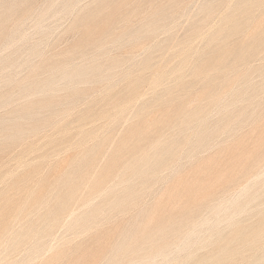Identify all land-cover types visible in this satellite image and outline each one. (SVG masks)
Returning a JSON list of instances; mask_svg holds the SVG:
<instances>
[{"label":"rangeland","instance_id":"1","mask_svg":"<svg viewBox=\"0 0 264 264\" xmlns=\"http://www.w3.org/2000/svg\"><path fill=\"white\" fill-rule=\"evenodd\" d=\"M12 1V2H11ZM14 1V2H13ZM22 1V2H21ZM41 0H0V43H2V44H0V58L1 59H3V60H0V64H3L1 67H0V69H1V74H0V85H1V88H0V96H2L3 94L2 93H12V94H8L9 96H7L6 94H5V97L7 98V101H5L6 99L4 98V95H3V97H1L0 98V100H3V102L4 103H6L7 104V102H8V106L5 104V105H0V107L1 106H3V108L1 107L0 108V128H2L3 129V125L4 126H7V125H10V123H11V125H15L16 123V125H19L20 127L22 126L23 128L21 129L20 128V130L22 131H20V132H17V133H13V132H15L14 130H12V129H10V128H8V131H7V129L5 130H1L0 129V131H3V132H0V133H2L1 134V136H0V142H2V143H0L1 145L0 146H2V147H4V148H2V147H0V166H3L2 167V169H1V167H0V169L3 171H6V173L4 172L3 173V177L1 178L0 177V236H2V238H0L1 239V242H0V251H2V252H0V264H1V261L3 262L2 264H9V263H11V264H16V261H17V259L18 260H20V258H21V260H22V258L24 257V254L26 255V250H27V248L29 247V245H31L28 249H30L31 247H32V245H34V243H35V245L34 246H39L40 244H38L40 241L39 240H41V239H39V240H37V241H34V240H36L35 239V237H38V235H35V237H32V234L31 235H27L28 234V232L30 231V232H32V233H34L33 232V230H34V222H35V216H34V212H36V215H38L37 213H38V210L40 211V215H41V212H43V211H45V213H47L48 212V209L50 210L49 211V213L51 212V211H53V212H55V211H59L60 212V210L62 209L61 207H65V209H62V213L61 214H54L53 212H51V213H53L52 215H51V213H50V217H52L53 215H55L56 217H58L59 215L62 217H59V223L57 222L56 223V221H57V219L55 218V220L53 219V221L56 223H54L53 221V223L55 224H52V222H50L51 220H52V218H51V220H50V218H49V222L52 224V225H50L48 222V226L50 225L51 226V228H52V226H54L52 229H51V231L50 232H48V233H46V231H48L47 229H48V227L45 229L44 227H41L42 229L44 228V230H45V232H43L42 231V229H41V231L43 232V234L44 233H46V234H48V235H46V236H48V237H46L45 236V234H44V241H43V239H42V245H40L41 247H40V250L38 251V249H39V247H35V249H36V251L35 250H32L31 251V253H33L32 255H31V253H30V251H28L27 253H28V255H29V253H30V261H29V259L28 260H26V258L24 259L25 260V264H104V263H106L107 262V259H109L108 260V262L106 263V264H110V263H112L111 262V260H112V258L113 257H109L110 255H111V253H114L113 255H114V258L116 257V260H117V262H118V259H121V258H119V257H121L120 255L118 256V254H120V252H122L123 250H124V253L122 254L123 255V260L121 259V260H119V261H124V259H125V257L124 256H131V254H132V256L130 257H126L127 259H128V261L129 260H134L135 259V261H134V263L133 264H142L143 262V260H141L140 259V255H138L137 256V252L138 253H141V252H143V249H142V251L140 250L141 248H138V249H136V250H138V251H136V250H134L135 249V246L137 245V244H139V242H140V244H142L143 245V243L142 242H144V238H145V235H143V233H142V237H144V238H142V240L139 238L138 239V237L140 236L139 235V232L137 231V230H141V232L143 231L142 229L144 228V226L143 225H145V227L146 228H144V230H145V233H152L155 229H157V226H158V224H156L157 222H160L161 220V222H163V220L165 219V215H167V214H165L166 212H167V210L166 209H170V213H171V210H172V213H174L173 215H172V217H171V215H170V213L168 214V215H170V217L173 219L174 217H175V215H179V214H181V215H179V217L180 216H184L185 214H186V216H184V220H187L186 222L185 221H180V223H178V225L180 224V225H182V227H183V225H184V229H180L179 227H180V225L176 228L173 224V226L176 228V229H178L179 228V230H182L181 232L178 230V231H176V229H174L173 230V228L174 227H172L171 225H169L170 224V222L172 223L173 221L175 222V224L177 225V219L178 220H181L182 218H180L179 219V217H178V215L176 216L177 217V219H175L174 218V220L173 221H170V219H169V221L170 222H167V221H165V220H168V219H165L164 220V222L162 223V224H164V225H166V226H168L167 228L169 229H166V227H164V225L162 226L161 225V228H159L158 227V229H164V235H166L167 233L169 234L168 236H165V240H167L166 241V244L167 243H170L169 245L171 246V245H173V246H176V245H179L180 243H182V241H181V236H183V233H185L186 231H188V230H191L192 228H194V227H196L198 224L197 223H199V222H201V221H203V224L202 225H200L199 226V229H198V234L199 235H203L204 233H206L207 231H206V229H208V228H206L205 226H209L210 225V221H212L211 219H213V216H212V214L210 213L211 211H210V206H212V205H214V203H211V202H215V203H217V202H221V203H224L225 205H227V202H228V205H229V203L230 202H232L231 200L232 199H234L235 197H240V195L242 196V195H245L244 193L245 192H247V190H245V189H243L244 187H249L250 188V190H249V188H247L251 193H248L247 192V194H248V196L250 195V194H252V191H255V193L253 192V194L256 196V195H259V194H256V193H258L257 191H259L260 190V188L258 187V185H260V184H263V185H261L262 187H264V169H263V171H261V173L263 174L262 176H261V174H259V171H260V169L262 170V168H258V167H260V166H262V167H264V159H263V161H262V155H263V153H264V150H263V148H264V142H262L264 139H262V138H264V81H263V77H264V42H263V40H264V33H263V28H264V5H262L263 7H261V8H263V10L262 9H260V13H261V16H260V14L258 13L259 11H258V9L257 8H255L254 7V9H257V12H256V10H253L252 8H253V6H252V8L250 7V9H247L246 10V13H244L245 15H243V14H239V18L241 17V18H247V16H250V17H253L254 15L256 16V18H255V16H254V18L255 19H251V25L249 26V22H250V17H248V19H247V21H249V22H246L245 23V21H246V18H245V21H244V19H239L240 21H242L243 23H245V25L246 26H244V24L242 23V22H240L239 21V24L240 23H242V25L240 24L239 25V28L238 29H241L240 31V33L241 34H239V31L237 30L236 32H235V34H234V32H230V31H228V30H226V29H223L225 32H223L222 31V33H220V31H219V27H221V24L219 23V22H221L222 23V21H219V18H222V16H224L225 14L224 13H226L225 11H227L228 9H226L227 7L226 6H228V3L230 2V4L231 3H233L234 1L233 0H220V1H222V2H219V0L218 1H212V0H210V1H208L207 3H208V5L210 4V2H211V6H210V8H213V10L212 9H210L209 8V6L207 5L206 7H208V8H206V7H204L203 5L205 4L204 3V0H175V2L172 0H170L171 2H174L175 4H173L174 6H177V8H176V10H174L173 11V9H175V8H171L172 9V12H171V10H169V12H171V13H168L167 11L168 10H166V9H170V8H167V7H173V6H168V5H170V4H168V0H156V3H155V0H121V4H120V0L117 2L116 1V3L114 2V3H112V1L111 0H78V1H76V0H73L74 1V3L72 4V5H74V4H76V5H74L73 7H71L70 6V8H69V10L72 8V10H70V11H66L65 12V10L64 9H62V10H64L62 13H61V9H59L60 8V6L59 5H61V3L63 4V2H64V0H59L60 2H58V0H42L41 2H40ZM51 1L55 4V5H52V3H51ZM66 1H68V0H66ZM65 1V3H67ZM73 1H69V2H73ZM96 1H100V2H96ZM21 2V3H20ZM48 2L49 3H51V5L54 7L53 8V11L51 12V10H50V7L48 8V9H46L47 8V6H49L50 4H48ZM68 2V3H69ZM166 2V3H165ZM203 2V3H202ZM205 2H206V0H205ZM217 2H219V3H217ZM58 3V4H57ZM67 3V4H68ZM112 3V4H111ZM141 3V4H140ZM178 3V4H177ZM215 3V4H214ZM224 3H226V6H225V4ZM20 4V5H19ZM88 4V5H87ZM140 4V5H139ZM153 4V5H152ZM156 4H158V6L156 5ZM160 4H161V6H160ZM168 4V5H167ZM184 4V5H183ZM202 4V5H201ZM264 4V3H263ZM19 5V6H18ZM40 5H41V7H40ZM66 5V4H65ZM110 5H112V6H110ZM125 5V6H124ZM130 5V6H129ZM162 5H164L163 7H165L166 9V12L167 13H163V14H165V19L167 18V20H163L164 19V17L163 18H161V16H162V14L161 15H159V13H154L155 14V16L158 14L159 15V17H158V15H157V17L158 18H160V20L159 21H161V19H162V21L163 22H165V23H162V21L161 22H157V20H158V18L157 17H155V20L153 19H151V18H153V12H152V9H153V11L155 10V8L157 9V7H159L158 9H157V11L158 10H160V7H161V9H162ZM213 5H214V7H213ZM5 6V7H4ZM12 6H13V8H12ZM32 6H33V8H32ZM38 6V7H37ZM58 6V7H57ZM62 6V5H61ZM63 6H64V4H63ZM75 6H77V7H75ZM103 6V7H102ZM148 6H149V9H147L148 8ZM180 6V7H179ZM198 6V7H197ZM201 6V7H200ZM56 7V8H55ZM76 9H75V8ZM80 7V8H79ZM83 7V8H82ZM107 7H110V8H107ZM114 7V8H113ZM145 7V8H144ZM151 7V8H150ZM216 7V8H215ZM226 7V8H225ZM16 8V9H15ZM29 8V9H28ZM63 8V7H62ZM77 8H78V10H77ZM204 10H203V9ZM215 8V9H214ZM224 8V9H223ZM13 9H15V12H13L12 10ZM19 9V10H18ZM27 9H28V11H27ZM35 9V10H34ZM68 9V8H67ZM98 9V10H97ZM102 11H101V10ZM147 9V10H146ZM164 9V8H163ZM162 9V11H160V13H162L164 10ZM181 9V10H180ZM189 9V10H188ZM197 11H196V10ZM199 9V10H198ZM43 10H47V11H50L51 13H52V15H51V13L50 12H48V13H45L46 14V16H44L43 14H42V12H43ZM55 10V11H54ZM77 10V11H76ZM105 10V11H104ZM135 10V11H134ZM207 10V11H206ZM209 10V11H208ZM250 10V12H251V10H252V12L249 14V11ZM262 10V11H261ZM4 11V12H3ZM33 11V12H32ZM44 11V12H45ZM57 11V12H56ZM93 11V12H92ZM97 12L98 11V14L97 13H95V12ZM181 11V12H180ZM206 11V12H205ZM255 11V12H254ZM43 12V13H44ZM56 12V13H55ZM70 14H69V13ZM104 13L103 15H101V16H99V13ZM106 12V13H105ZM121 12V13H120ZM142 12V13H141ZM144 12V13H143ZM155 12H156V10H155ZM159 12V11H158ZM173 12H174V14H173ZM179 12V13H178ZM213 12V13H212ZM215 12H217V13H215ZM224 12V13H223ZM247 12H248V14L249 15H247ZM29 13V14H28ZM32 15H31V14ZM95 13V14H97V15H95L94 14V17L92 16L93 14ZM110 13V14H109ZM140 13V14H139ZM149 13H152V15L150 14V16H151V18L149 17ZM176 13V14H175ZM186 13V14H185ZM253 13V14H252ZM38 14V15H37ZM61 14V15H60ZM64 14V16H62ZM107 15V14H109V15H111L110 16V18H109V15L107 16V19H105L106 18V16H104V15ZM129 15V17L127 16H125V18L126 19H128V18H131V19H129V20H126L125 18H123V19H125V20H122L121 18L124 16V15ZM221 14H222V16H221ZM252 14V15H251ZM257 14V15H256ZM7 15V16H6ZM29 15H30V17H29ZM41 15H43L44 16V20H40V17H41ZM51 15V16H50ZM56 17H55V16ZM132 15V16H131ZM144 15V16H143ZM168 15H169V17H168ZM192 15V16H191ZM209 15V16H208ZM247 15V16H246ZM263 15V16H262ZM24 16V18H22V17ZM28 16V17H27ZM49 18H48V17ZM62 16V17H61ZM96 16H98L97 18L100 20H98L97 18H96ZM210 16H211V18H210ZM221 16V17H220ZM36 17V18H35ZM38 17V18H37ZM52 17V18H51ZM58 17V18H57ZM99 17H101V18H99ZM141 17V18H140ZM150 18V20H149V18ZM259 17H261V18H259ZM22 18V19H21ZM35 18V20H33ZM48 18V19H47ZM93 18L95 19L94 21H93ZM105 20H104V19ZM108 18H109V20L112 18V21L110 20V22H112V24H110V25H113V26H111L112 27V31L111 30H108L110 27H109V25L107 26L106 25V20L108 21ZM146 19V20H143L142 21V19ZM156 18H157V20H156ZM168 18H169V20H168ZM195 18V19H194ZM259 18V19H258ZM32 19V20H31ZM38 19H39V21H38ZM41 19H43V17L41 18ZM102 19H103V21L105 22V24H102ZM174 19V20H173ZM206 19V20H205ZM211 19V20H210ZM261 19V20H260ZM16 20V21H15ZM58 20V21H57ZM98 20V21H97ZM124 21H126V23L129 21V23H127V24H125V22H124V24H123V22ZM150 22L149 23V25L151 26V28H153V30L150 28L149 30L148 29H146V26L148 27L149 25L147 24L148 23V21ZM196 20V21H195ZM214 20V21H213ZM218 22H217V21ZM35 21V22H34ZM72 21V22H71ZM95 21H97V23L95 24V23H93V22H95ZM119 21V22H118ZM121 21V22H120ZM153 21H156V22H154L153 23ZM256 21H258V22H260V24L259 23H257ZM263 23H262V22ZM38 22H41V25H40V23L38 24ZM82 22H83V24H82ZM99 22H101V25L99 26V28H100V31L98 32L97 30L99 29L98 28V23ZM103 22V23H104ZM131 22V23H130ZM145 22V23H144ZM196 24H195V23ZM198 22H200V23H198ZM202 22H203V24H202ZM18 23V24H17ZM21 23V24H20ZM36 23H37V25H40V27H39V29H37L38 28V26H36ZM108 23V22H107ZM140 23H144L145 24V26L144 25H142V26H140V27H138L139 25H140ZM157 23H158V28H157ZM160 23H162V24H160ZM217 23H219L220 25H218ZM60 24V25H59ZM88 24V25H87ZM91 24H93V25H91ZM98 24V25H97ZM152 24L154 25V26H152ZM209 24V25H208ZM256 24H258V26L256 25ZM11 25V26H10ZM86 25H87V29H85V27H86ZM90 25L92 26V27H90ZM104 25V26H103ZM124 25V26H123ZM217 25L219 26V27H217ZM255 25H256V27H255ZM52 26V27H51ZM101 26H103V28H106L107 27V31H108V33H106L105 35L107 36L108 35V37L106 38V36H102V37H105L106 38V42L105 41H103L104 40V38H103V40H98V41H101V44H99V42L97 43L96 42V40L100 37V39H102L101 38V35H100V33L101 34H103L106 30H104V29H102V27ZM117 26V27H116ZM136 26V27H135ZM168 26V27H167ZM205 28H204V27ZM209 26V27H208ZM211 26V27H210ZM216 26V27H215ZM240 26H244L243 28H241ZM249 26V29L247 28ZM16 27V28H15ZM36 27V28H35ZM51 27V28H50ZM79 27V28H78ZM94 27H96V28H98L97 30H96V32L94 31L95 30V28ZM120 27H122V28H120ZM129 27V28H128ZM144 27H145V29H144ZM167 27V28H166ZM198 29L199 27H200V29L199 30H197L198 31V33H196V28ZM255 27V31H254V28ZM263 27V28H262ZM21 28V29H20ZM32 28V29H31ZM42 28H44V29H42ZM67 28V29H66ZM91 28V29H90ZM119 28V29H118ZM132 28V29H131ZM138 30H137V29ZM139 28H142V29H139ZM157 28V30H155ZM193 28H195V30H193ZM204 28V29H203ZM25 31H24V30ZM43 31H42V30ZM45 29H46V31L47 30H49V31H47V33H46V31H45ZM92 29H93V33L94 34H92L91 32H92ZM102 29V30H101ZM129 29V30H128ZM143 29H144V31H143ZM167 29L169 30V31H167ZM256 29H260L261 31H259V30H256ZM38 30V31H37ZM41 30V31H40ZM55 30V31H54ZM78 30V31H77ZM86 30H87V32L89 31V30H91V32H89L91 35H93L92 37L89 35V33L87 34V36L85 35V33L84 32H86ZM104 30V31H103ZM137 30V31H136ZM140 30V31H139ZM146 30H148V31H146ZM151 30V31H150ZM164 30V31H163ZM190 30H193V31H191L190 32ZM202 30V31H201ZM205 30V31H204ZM214 32H213V31ZM245 30H247V31H245ZM253 30V31H252ZM45 31V32H44ZM106 31V32H107ZM110 31H111V33H110ZM119 33H118V32ZM124 31H130L129 33L128 32H124ZM131 31H133L132 33H131ZM134 31H136L135 33H134ZM156 31V32H155ZM165 31H167V32H165ZM195 31V33L193 34L192 32H194ZM201 31V32H200ZM210 31H211V34H210ZM245 31V32H244ZM249 31V32H248ZM259 32V34L257 33V32ZM12 32H14V33H12ZM17 32H19V33H17ZM28 32V33H27ZM41 32H43L44 33V35L41 33V35H40V33ZM50 32H52V33H50ZM86 32V33H87ZM103 32V33H102ZM121 32H123L122 34H121ZM138 32V33H137ZM139 32H144L143 33V35L144 36H146V37H144L141 33H139ZM145 32H148L147 34L148 35H146V33ZM150 32H153V33H150ZM155 32V33H154ZM169 32V33H168ZM208 32H209V34H208ZM216 32V33H215ZM238 32V35H236V33ZM255 33V34H253L252 35V33ZM22 35H25L26 37V39H28V41H30V42H28V41H21V40H24V39H21V40H19V38L21 37V34ZM50 33V34H49ZM109 33L110 34H112L111 36H109ZM130 35V34H132L131 36H129L128 34ZM202 33V34H201ZM207 35H210V36H212V35H215L216 36V39H218L219 38V40H224L225 38H227L226 40H227V42H225V41H222L223 43H224V45L225 46H222L221 44H222V42L220 43V41H218L217 42V40L215 39V41H216V43L217 44H215V42L213 43V44H209V45H211V46H207L208 45V43L206 44V42L207 41H209V37L210 36H205L206 34ZM214 33V34H213ZM225 33V34H224ZM246 33V34H245ZM249 33H251V35L253 36H250V37H247V36H245V35H248L249 36ZM257 33V34H256ZM263 33V34H262ZM3 34V35H2ZM5 34V35H4ZM16 34V35H15ZM32 34V35H31ZM36 34V35H35ZM124 34L125 35H127V36H125L124 38H118L117 36L118 35H120V36H124ZM136 34V36H138L139 37V34H140V36L142 37H139V39H137L136 38V36H133V35H135ZM193 34V35H192ZM197 34V35H196ZM201 36H200V35ZM220 35V37H221V35H222V37L224 36V38H220V37H218V35ZM9 35V36H8ZM17 35H19V36H17ZM29 35V36H28ZM84 35L86 36V37H84ZM88 35H89V37H88ZM117 35V36H116ZM229 35V36H228ZM242 35V36H241ZM257 35H259V38L260 37H262L263 38V40L261 41V39H259L258 38V41H257V37L256 36ZM16 36V37H15ZM44 36V37H43ZM189 36V37H188ZM196 36V37H195ZM198 36V37H197ZM231 36V37H230ZM246 37L247 39H245V38H243V37ZM254 36L256 37V39L254 38ZM6 37V39H7V37L9 38V39H11L10 41H11V43H10V41H9V39H7V40H5L4 38ZM14 38V40H13V38ZM30 37H32V38H30ZM43 37V38H42ZM95 37H97V38H95ZM112 37H115V39H118V40H116L117 42H115V41H113L114 43H112V41L110 42V40H113L114 38H112ZM129 37H131V38H129ZM194 39H193V38ZM203 37V38H202ZM233 37V38H232ZM38 38V39H37ZM49 38V39H48ZM88 38V39H87ZM89 38H90V40H91V38H95V40H91V41H89L90 42V44H87L88 43V40H89ZM112 38V39H111ZM129 39V40H127V39ZM136 38V39H135ZM154 38V39H153ZM207 38V39H206ZM230 38V39H229ZM251 38V40H248V39H250ZM42 39L44 40V41H42ZM85 39H87V41H85ZM114 39V40H115ZM159 39V40H158ZM187 39V40H186ZM189 39H191V40H189ZM201 39H202V41L204 42L205 41V43H201L202 41H201ZM252 39H255V41L254 42H251V41H253ZM9 41L8 43H10V45L12 44H14L11 48H9L10 47V45L8 44H6V43H4V41ZM15 40L17 41V42H19V43H17L16 45L17 46H15ZM39 40H41V41H39ZM82 40L84 41V42H87L86 44L87 45H85L84 43H82V44H80L81 42H82ZM132 40H133V42H132ZM241 40V41H240ZM243 40V41H242ZM20 41L22 42V44L20 43ZM32 41V42H31ZM36 41V42H35ZM96 43H95V42ZM102 41H103V44H102ZM125 41V42H124ZM136 41V42H135ZM162 41V42H161ZM192 41V42H191ZM200 41V42H199ZM261 41V43H259ZM13 42H15V43H13ZM28 42V43H27ZM34 42V43H33ZM43 42H45L44 44H43ZM105 42V43H104ZM161 42V43H160ZM185 42H187V43H185ZM255 42H257L255 45L256 46H253V48H252V46H250L251 45V43L253 44V43H255ZM31 43V44H30ZM33 43V44H32ZM94 43V44H93ZM117 43H118V45H117ZM137 43H139V44H137ZM184 43H185V45H184ZM190 45H189V44ZM220 44V46H221V48H222V50L220 49V47L218 48V46H219V44ZM227 43H229V44H227ZM21 44V48L23 49V47L25 46V49H23L24 51L22 52V49L20 50L19 49V51L17 52V50L16 49H18L19 47V45ZM27 44H29L28 46H26ZM42 44V45H41ZM71 44V45H70ZM97 44V45H96ZM98 44H99V46L101 47V45L104 47V45H105V49L104 48H102V49H100V47L98 46ZM107 44V45H106ZM113 44V45H112ZM156 44V45H155ZM157 44H159V45H157ZM214 44H215V46H214ZM226 44L227 45H230V46H228V47H226ZM257 44H258V46H257ZM6 45L8 46V48L6 47ZM22 45H24V46H22ZM41 45V47L39 48V46ZM81 45V46H80ZM154 45H155V47H154ZM188 47H190V48H188V50H186L187 49V46ZM205 45L207 46L206 48H205ZM213 45V46H212ZM218 45V46H217ZM32 46H35V48H34V52H33V54H35L34 56H28V54L30 53H28L27 51L25 52V50H28V48H32ZM44 46V47H43ZM92 46V47H91ZM97 46V47H96ZM152 46V47H151ZM173 46V47H172ZM184 46H186V47H184ZM194 46H196V47H194ZM201 46V47H200ZM203 46V47H202ZM238 46V47H237ZM240 46H243V47H240ZM5 47V48H4ZM17 47V48H16ZM27 47V48H26ZM74 47V48H73ZM95 47V48H94ZM116 47V48H115ZM136 47V48H135ZM182 47H184V48H182ZM209 47V48H208ZM210 47H214L211 51L209 50L210 49ZM224 47H225V49H227L226 51H227V53H226V51L224 50ZM229 47H231L232 49L230 50V48ZM240 47V48H239ZM248 47V48H247ZM2 48V49H1ZM14 48H16L15 50H16V54H15V50H14ZM42 48V49H41ZM45 48V49H44ZM98 48V49H97ZM131 48V49H130ZM181 48V49H180ZM205 48V50L208 48V50L210 51V54H209V51H207L206 50V52H208V53H206V54H204L205 53V50H202L203 51V53H202V51L201 50H199V49H204ZM229 48V49H228ZM239 48V49H238ZM5 49V50H4ZM76 49V50H75ZM84 49V50H83ZM119 49V50H118ZM150 49H151V51L152 52H150ZM178 49L180 50V53H179V51H178ZM191 49V50H190ZM196 49V51L197 50H199V56H201L202 54L204 55V56H202L203 58H204V60H206L207 58L209 59V58H211V56L210 55H212L213 54V52H215L214 50H218V53H217V50H216V52L214 53L215 55H216V53H217V58L216 57H214L213 55H212V57H214V58H216V59H209V60H211V62H209V60H208V62L209 63H211V64H207V66H206V64L204 65V63H208V62H206V61H204V60H202L203 58H201V57H197V52L196 51H194L193 53L191 52V51H193V50H195ZM221 50V52H224V53H226V55L227 54H229V56H226L224 53H221L220 52V50ZM238 49V50H237ZM242 49H244V51L242 50ZM247 49V50H246ZM7 50V51H6ZM9 50V51H8ZM41 50H42V52H41ZM65 50V51H64ZM75 50V51H74ZM79 50V51H78ZM157 50V51H156ZM185 50V51H184ZM235 50V51H234ZM242 50V53L241 54H245L246 56H244V55H241L240 54V56H242L243 58H241V57H239L237 60V62H236V58L238 57L237 55H239V53H240V51ZM29 51V50H28ZM60 51V52H59ZM70 53H69V52ZM103 51V52H102ZM182 51V52H181ZM184 51V52H183ZM188 52V54H185V52ZM201 51V52H200ZM213 51V52H212ZM234 51V53L233 54H231L232 52ZM245 51L246 52H249V54H248V56H247V53H245ZM251 51V52H250ZM254 51V52H253ZM37 52H38V54H37ZM48 52V53H47ZM62 52V53H61ZM63 52H65V53H63ZM72 52V53H71ZM94 52V53H93ZM116 54H115V53ZM128 52V53H127ZM134 52V53H133ZM155 52V53H154ZM178 53V55H176L177 53ZM186 52V53H187ZM190 52V53H189ZM221 53V55H220V53ZM228 52H230V53H228ZM22 53V54H21ZM24 53H28L27 55L26 54H24ZM40 53V54H39ZM66 53H68V54H66ZM79 53V54H78ZM101 53V54H100ZM132 53V54H131ZM139 53V54H138ZM173 53V54H172ZM193 55H192V54ZM195 53V54H194ZM235 53H236V55H235ZM251 53H252V55H251ZM260 53V54H259ZM52 54V55H51ZM62 54H64V56H62ZM90 54H92V55H90ZM97 54V55H96ZM121 54V55H120ZM146 54L147 55H149V56H147L146 57ZM192 56H191V55ZM222 54L224 55V56H226V59H224L225 57H223V61H221V59L220 58H222ZM231 54V55H230ZM5 57H4V56ZM30 55H31V53H30ZM50 55V56H49ZM101 55H103L102 57H101ZM182 55V56H181ZM183 55H185V56H183ZM186 55H188L189 57H186ZM206 55V56H205ZM209 55V56H208ZM233 55V57L234 56H236V58L234 57H231ZM257 55V56H256ZM8 56V57H7ZM25 56V57H24ZM47 56V57H46ZM53 56V57H52ZM68 56V57H67ZM98 56H100V57H98ZM108 56V57H107ZM111 56V57H110ZM191 56V57H190ZM195 56V57H194ZM7 57V59H5ZM18 57V58H17ZM32 57V58H31ZM34 57H35V59H34ZM46 57V58H45ZM50 57V58H49ZM56 57V58H55ZM73 57V58H72ZM146 57V59L147 60H149V62L147 61V65H146V67L145 66H140L139 68L141 69V70H143V71H141V72H143V73H141L140 72V70H139V68H138V65H140L139 64V61H141V62H143L144 61V58ZM170 57V58H169ZM180 57L181 58H184L183 59V61H187V58L189 59L188 61H187V63H186V61H185V63L182 61H180L179 63H177V64H180L181 66H184V68H185V64H186V68L184 69V71H183V69H181L183 72H181V70H180V73H181V76H179V77H177V76H174L175 74H173L174 73V71H173V69H174V67L176 68V66H180V65H177L175 62H177V60H179L180 59ZM220 57V58H219ZM12 58V59H11ZM21 58H23L26 62H24L25 63V65L22 63V61H23V59H21ZM107 59V61H106V59ZM109 58H110V60H109ZM117 58V59H116ZM177 58V59H176ZM197 58L198 59H200L201 60V63L199 62L200 60H197ZM219 58V59H218ZM228 58V59H227ZM230 58V59H229ZM242 60H241V59ZM245 58V59H244ZM18 59V60H17ZM49 59V60H48ZM111 59H113L112 61H114L115 62V65H114V63H112L111 64ZM142 59H143V61H142ZM170 59V60H169ZM190 59H192V60H190ZM197 60V62H196V60ZM233 59H235V62H234V60ZM244 59V60H243ZM18 61V63H19V65L22 63V65H20V67H18L17 66V61ZM46 60V61H45ZM67 60L69 61V64H67V67H68V65H72V67H70V68H79L82 72H80L79 71V73H84V72H88L87 70L88 69H90L89 70V73H87L89 76H90V72H91V75H92V77H94V75L96 76L100 71H102L101 73H99L98 75H97V77H98V80H96L97 78H95V80L96 81H98V84H96L95 82V80H93V82L94 83H92V80H91V82L89 81V83H91V84H88V82L87 83H84V84H80L81 85V88H83L82 89V91H79V92H77L76 94H71V91L68 89L67 90V88H65L66 87V85H65V87L63 88V87H61L62 85L64 86V83H65V81L67 82L68 80H66L65 79V77L66 76H68V72L70 71V70H72V69H70L69 67H68V69H70V70H67L66 72L64 71V69H66V64H65V66H63V61H65V63H68L67 62ZM95 60V61H94ZM109 60V61H108ZM182 60V59H181ZM195 60V61H194ZM216 60V63H217V65L215 64V63H213L214 61ZM218 60H220V63H219V61ZM229 60V61H228ZM233 60V61H232ZM1 61L3 62V63H1ZM19 61H21V62H19ZM28 61H30V62H28ZM32 61V62H31ZM58 61H60V63L58 62ZM62 61V62H61ZM71 61H72V63H71ZM90 61V62H89ZM111 61V62H110ZM151 61V62H150ZM173 61H175L174 63V65H172V63H173ZM189 61L191 62V63H189ZM202 61H204L203 62V69L205 68V70H207L208 69V67H210V69H208V70H214L215 68H216V70H214V71H211V73L212 72H215V73H209L208 72V70L207 71H204V70H202L201 69V67H202ZM224 61H226V62H224ZM231 61V62H230ZM247 61V62H246ZM5 62V63H4ZM34 62H36V63H34ZM39 62V63H38ZM49 62V64H51V62L53 63V66H57V67H53L52 65H49V64H47ZM60 64V66L62 65L63 67H65L64 69H62L60 66H59V64ZM94 62V63H93ZM126 62H128V63H126ZM134 62V63H133ZM140 62V63H141ZM195 63V64H199L200 63V65H201V67H199L200 69H201V71H198L199 73H201V74H205L206 75V73H208V75H206V78H205V75L203 76H198L199 74H198V72L196 73V72H194L195 70L193 69L195 66H193L192 67V65H190V64H192V63ZM199 62V63H198ZM222 62H224V63H222ZM229 63V66L227 65L228 63ZM236 64V65H234V63ZM257 62V63H256ZM8 63H12L11 65H13L12 66V68L10 67V64L8 65ZM38 63V64H37ZM76 63V64H75ZM96 63V64H95ZM136 63V64H135ZM148 63H150V64H148ZM189 63V64H188ZM193 63V64H194ZM222 63V64H221ZM230 63H232L233 65L231 66L230 65ZM246 64V65H244V64ZM43 64V69L41 68V69H39V68H37L36 66H41ZM83 64V65H82ZM91 64V66H92V64L94 65V66H96L97 64H98V66L100 65V67H98L97 68V66H96V68L98 69H96V68H94L93 66L91 67V66H89ZM109 64H111V66H109ZM134 65V66H137V70H136V67L134 68L137 72H138V70H139V73H137L136 71H134V69H132V65ZM182 64H184V65H182ZM194 64V65H195ZM212 64H214V65H216V67L215 68H213L214 67V65H212ZM220 64V66H218ZM223 64H224V66H223ZM251 64V65H250ZM25 66V67H22L21 68V66ZM30 67H29V66ZM33 65H36L35 66V69H34V66ZM75 65V66H74ZM114 65V66H113ZM118 65V66H117ZM149 65H151L150 67V69L148 68L149 67ZM154 65V66H153ZM190 65V66H189ZM211 65V66H210ZM227 65V66H226ZM31 66L33 67V72H32V68H31ZM50 66H52L54 69L56 68V70H58L57 71V74L59 73V75H63L64 74V76H59V75H57L56 74V71L54 70V69H50L51 67ZM116 66V67H115ZM120 66V67H119ZM124 66H126V67H124ZM158 66V67H157ZM166 66L167 67H169V66H171V68L173 67V69L171 70V68L170 69H167L166 68ZM180 66V67H181ZM188 66V67H187ZM221 66H222V68H221ZM225 66H226V69H224L225 70V72H224V70H223V67L225 68ZM234 66V67H233ZM237 66V67H236ZM7 67H10V68H7ZM28 67H29V69H28ZM87 67H89L88 69H86ZM110 67V68H109ZM113 67V68H112ZM116 69H115V68ZM163 67H164V71H166V72H164V71H161L162 72V78L159 80L160 82L158 83L157 81L156 82H152L153 81V79H154V77L153 76H155L154 75V71H153V74H152V70L153 69H155V72H157L156 71V69L158 70V72H160V70H162L163 69ZM189 67H190V69L192 68L193 70H188L189 69ZM196 67H197V65H196ZM206 67H207V69H206ZM212 67V68H211ZM239 67H240V69H239ZM243 67V68H242ZM259 67V68H258ZM260 67H262L263 69H260ZM19 68V69H18ZM36 68H37V70L38 71H35L36 70ZM74 68V69H75ZM102 68V69H101ZM105 68L108 70V71H110V69L112 70L111 72H110V75L109 74H107L108 73V71L106 70V74L107 75H109V76H111V75H113L112 77H108L106 74H105ZM109 68V69H108ZM126 68L128 69V70H126ZM144 68V69H143ZM148 68V69H147ZM153 68V69H152ZM166 68V69H165ZM222 69V71H221V69ZM258 68V69H257ZM9 69H11V70H9ZM83 69H84V71H83ZM85 69H86V71H85ZM100 69V70H99ZM131 69V70H130ZM218 69V70H217ZM227 69H229L227 72H226V70ZM230 69H231V71H230ZM242 69V70H241ZM250 69V70H249ZM252 69V70H251ZM5 70H7V71H5ZM19 70V71H18ZM42 70H43V72H45V73H43L42 72ZM44 70H46V71H44ZM52 70V71H51ZM53 70H54V72H55V75H56V78L54 77V80H56V86L58 87H56L57 88V90L59 91L57 94L56 93H52V95L54 96L55 94V96L56 97H54V99L52 98V97H49V96H47L46 98L47 99H49L50 98V101L49 100H47V102H46V99H44V96H37L38 98H35L36 97V95H34V96H32L31 95V97H33L34 98V100L32 99V98H30V97H27L31 102L32 101H34V103H32L33 104V106H32V104H31V102L29 103V100H27L26 99V96H25V98H24V100H22V99H20L22 96H23V92H25V89H23V92H22V89L21 90H19L18 88H19V86L21 87L22 86V84H20V83H22V81H23V84H24V82H28V81H32V85L33 86H35V88H36V85L37 86H39V88H40V86H42V84H40L41 83V81L43 80V81H45V80H47V78H49V74L51 75L52 73L54 74V72H53ZM62 70L64 71V72H62ZM93 70H96L98 73H96V71H95V73L96 74H94L93 73ZM118 72H117V71ZM124 70V71H123ZM148 70V71H147ZM171 72H170V71ZM185 70H187V71H185ZM219 70L222 72V76H219V75H221L220 73H218L219 72ZM233 70V71H232ZM256 70V71H255ZM257 70H259L258 72H257ZM13 71H16V72H13ZM35 71V72H34ZM113 71H116L115 72V75H114V73H112ZM127 71H133V73H137L138 75L136 76V73H135V75H133V73H132V75L130 76V77H128V78H125L124 77V79H126L125 80V82L127 83H125L124 82V79L122 78V75L124 74V72L126 73ZM169 71V72H168ZM188 71H191V72H193V76H192V78H190L189 77V73L190 72H188ZM202 71H204V72H202ZM230 71V72H229ZM235 71H237V72H235ZM247 71V72H246ZM2 72H3V74H2ZM5 72V73H4ZM23 72V73H22ZM42 72V73H41ZM104 72V73H103ZM121 72H123V73H121ZM157 72V73H158ZM160 72V73H161ZM173 72V73H172ZM242 72H246V75L244 74V73H242ZM249 72H250V74H249ZM37 75H36V74ZM86 73L85 74H82V75H85V77L87 78V80H89V78L91 79L92 77L90 76H88L87 77V75H86ZM112 73V74H111ZM172 73V74H171ZM197 74V77H199L200 79L201 78H203L202 80H201V82H200V79L198 78V80L199 81H197V79H195V78H197V77H195L196 75H194V74ZM219 74L218 76L217 75H215V74ZM228 73L230 74V75H228ZM236 73H239V78L237 79L236 77H238L237 75H236ZM248 73V74H247ZM253 73V74H252ZM262 73V74H261ZM19 74V75H18ZM42 74V75H41ZM66 74V75H65ZM105 76H107V79L108 80H105V77H104V75ZM121 75V76H119V75ZM164 74H166V75H164ZM200 74V75H201ZM211 74V75H210ZM224 74L226 75V77H225V79H223L224 77ZM240 74H244V76H246V79L245 78H243L244 76H242V75H240ZM11 75V76H10ZM15 75V76H14ZM54 75V76H55ZM81 74H80V76H82ZM147 75V76H146ZM150 75V77H148ZM171 75V76H170ZM180 75V74H179ZM190 75H192V73H190ZM210 75V76H209ZM212 75H213V77H212ZM234 75H236V77H235V79L238 81V83H237V81H235V79H234ZM250 75V76H249ZM256 75V76H255ZM35 76H38V77H40L41 76V78H40V82L38 83V81H39V79H38V77L36 78ZM101 76V77H100ZM135 76V77H134ZM138 76H141V78H143L142 80H143V82L141 83V79L140 80H137V82L135 81V82H133V80L136 78V77H138ZM143 76V77H142ZM151 76H152V78H151ZM167 76V77H166ZM169 76V77H168ZM173 76H174V78L175 77H177V78H179L180 79V77H181V81H183L182 83H180L181 81L179 80V79H177V78H175L176 79V81L178 82V81H180L179 83H177V84H180L179 86L177 85V87H176V84H175V80L174 79H172L173 78ZM207 76H209V77H207ZM216 76V77H215ZM229 76H232L233 77V79H231L232 77H229ZM248 76V77H247ZM10 77H12V78H10ZM32 77H35V78H32ZM62 77H64V78H62ZM82 77H84V76H82ZM117 77L118 78H120V79H122L121 81H120V79L118 80L117 79ZM134 79H133V78ZM184 77L186 78V79H184ZM218 77V79L219 80H216V78ZM220 77H222V78H220ZM228 77L231 79V80H234V81H231V80H229L228 79ZM250 77V78H249ZM21 78V79H20ZM46 78V79H45ZM94 78H92V79H94ZM129 78H131V80L129 79ZM228 80H227V79ZM263 78V79H262ZM4 79V81H2ZM11 79V80H10ZM32 79V80H31ZM36 79H38V81L35 80ZM137 79V78H136ZM139 79V78H138ZM148 79H150V81L148 80ZM151 79H152V81H151ZM164 79V80H163ZM170 79H172V81L170 80ZM191 79V80H190ZM195 79V81H196V83H194L193 84V82H191V81H193ZM204 79H205V82L203 83L202 81H204ZM206 79H209V80H207V84H206ZM212 81H211V80ZM242 79V80H241ZM259 79V80H258ZM115 80V81H114ZM117 80H118V82H117ZM131 81V83L132 84H135V85H133V86H136V89H134V93L137 95H135L134 94V96L136 97V98H132L133 100H131V102H132V104H130V105H126L127 103H128V101H126L127 103H125V104H123L122 103V101H123V98H124V100H125V95L126 94H128L129 93V89H131V87L129 86V84H131L130 83V81ZM166 80H169V81H166ZM174 80V81H173ZM185 80V81H184ZM215 80H216V82H215ZM223 80V81H222ZM239 80H241L240 82H239ZM245 80V81H244ZM5 81H7V83L5 82ZM33 81H35V83L33 82ZM103 81V83H101V82ZM124 82V84H126V86L128 85L129 87L128 88H126V86L125 85H123V83H121V82ZM129 81V82H128ZM147 81H149V84H151L152 85V83H154V85H156V87H158L159 85V87L157 88V90H156V87L153 85L152 87V91H151V85H149L148 83H147ZM194 81V82H195ZM218 81L221 83H218ZM225 81H227V82H225ZM248 81H250V85H248L249 84V82ZM29 82V83H30ZM115 83V85H117L116 87L117 88H115V86H114V83ZM161 82H163V83H161ZM165 82V83H164ZM209 82V83H208ZM210 82H213V83H210ZM223 82V83H222ZM244 82V83H243ZM254 82V83H253ZM4 83H6V84H4ZM28 83V84H29ZM43 83V82H42ZM60 84V87H59V85H57V84ZM100 83V84H99ZM110 83V84H109ZM161 83V84H160ZM215 83H217L218 84V86H217V84H215ZM229 83V84H228ZM231 83H232V85H231ZM243 83V84H242ZM247 83V84H246ZM259 83V84H258ZM12 84V85H11ZM19 86H18V85ZM28 84L26 83L25 85L26 86H28ZM35 84V85H34ZM65 84H67V83H65ZM86 84V85H85ZM96 84V85H95ZM107 85L106 87H104V85ZM112 84H113V87H112ZM148 84V85H147ZM172 84H174V85H172ZM191 84V85H190ZM203 84H206V85H209V86H207V87H209V88H205L206 86L205 85H203ZM224 84H226V85H224ZM233 84H234V87H233ZM235 84H236V86H235ZM238 84V85H237ZM243 86H242V85ZM245 84V85H244ZM256 84H257V86L262 90H259V88L256 86ZM25 85H23L22 86V88L25 86ZM30 85V84H29ZM32 85H30V88L28 89L26 86L24 87V88H26V94L25 95H28L29 93H30V91H32V89H33V87H32ZM112 88H110L109 86ZM139 85V86H138ZM161 85H163V86H161ZM183 85V86H182ZM186 85H188L187 87H186ZM210 85H211V91H210ZM239 85H240V89H239ZM247 85V86H246ZM253 85H255L256 87H252ZM16 86L18 87V88H16ZM68 86H69V84H68ZM79 86V85H78ZM85 86V87H84ZM173 86H175V88L172 87ZM186 88H185V87ZM215 86V87H214ZM217 86V87H216ZM223 86V87H222ZM226 86H227V88H226ZM233 88H232V87ZM245 86V88L247 87V89H245L244 88V90L242 89L243 87ZM250 86V87H249ZM102 87H103V89H102ZM124 87V89H122ZM161 87V89L160 90H158L159 88ZM175 91V90H178V91H173V94L171 93L172 92V89ZM182 87V88H181ZM219 87H221V88H219ZM228 87H230V88H228ZM236 87H237V89H238V91L240 90V94H241V96L243 95V96H245V97H243V98H241L240 97V94L239 93H236V92H238L237 90L235 91V92H233L232 93V91H234L235 89H236ZM251 87L253 88V89H255L254 91L256 92H253V89L251 90ZM38 87L36 88V89H39ZM56 88H55V91H56ZM65 90L66 89V92H64L63 90ZM78 88H80V86L78 87ZM80 88V89H81ZM91 88H92V90H91ZM106 88H108V90L106 89ZM109 88L111 89V90H109ZM119 88V89H118ZM164 89V91H163V89ZM168 88H170V92H169V89L167 90ZM181 88V89H180ZM214 88H215V90H216V92H215V90H214ZM217 88H219V89H217ZM223 88V89H222ZM249 88V89H248ZM257 88H258V90H257ZM15 89V90H14ZM17 89L19 90V91H21L20 92V94H19V96H18V94L17 93H19L18 91H17ZM35 89V90H36ZM41 89V88H40ZM62 90V92H60L61 90ZM113 89L115 90V92L113 91ZM125 89H127V90H125ZM143 89V90H142ZM204 90L205 91V93H204V91H201V90ZM206 89V90H205ZM209 89V90H208ZM223 90V92H221L222 90ZM224 89H225V91H224ZM230 90V92L228 93V91ZM232 89V90H231ZM234 89V90H233ZM244 91H242V90ZM8 90H9V92H8ZM34 90V89H33ZM124 92V93H122V91ZM138 90V92H136V91ZM165 90L167 91V92H165ZM214 90V91H213ZM246 90V91H245ZM15 91V92H14ZM87 91V92H86ZM110 91H113L112 92V94L110 93ZM155 91V92H154ZM160 91V92H159ZM165 93H163V92ZM201 91V92H200ZM219 91L222 93V94H224V92H226L225 94H226V96L225 95H221V93H219ZM242 91V92H241ZM249 91H252V94H254V95H252L251 94V92H249ZM259 91V92H258ZM16 93V97L18 96L19 97V99L20 100H18V101H13V102H15V103H13L12 102V100L13 99H17V98H14L15 97V94L14 93ZM29 92V93H28ZM92 92V93H91ZM117 92V93H116ZM153 93V94H150V93ZM159 94H158V93ZM183 92V93H182ZM207 92H211V94L209 95ZM246 92V93H245ZM247 92H249L253 97H251V95L248 93L247 94ZM60 93H62L61 95H60ZM118 93H119V95H120V93H121V97L118 95ZM154 93H156V94H158V95H156L158 98L156 99V96H153V95H155ZM169 93V94H168ZM170 93H171V95H170ZM206 93H207V95H206ZM212 93H214L213 94V96H212ZM219 93V94H218ZM230 93H231V95L233 94V96H231L230 95ZM237 95H236V94ZM243 93H245V94H243ZM263 95H262V94ZM2 94V95H1ZM22 94V95H21ZM66 94V95H65ZM68 94V95H67ZM70 94V95H69ZM108 94V95H107ZM118 96H117V95ZM143 94V95H142ZM163 94L165 95V99H163L164 98V96H163ZM167 94V95H166ZM198 94H200V95H198ZM201 94H202V96H201ZM204 94V95H203ZM217 94H218V96H217ZM228 94V95H227ZM236 96H239V97H236ZM239 94V95H238ZM256 94H257V96H256ZM261 94V95H260ZM10 95H14V97L13 96H11V97H13V99L11 100L10 99ZM73 95V96H72ZM113 95V97H116V98H113V97H111ZM140 95H142L141 97H139ZM147 95V96H146ZM161 95L163 96V97H161ZM185 95V96H184ZM197 95V97H198V99H197V101L195 100L196 98H194L193 99V96L195 97ZM219 95H221L220 97H219ZM28 96H30V95H28ZM76 96V97H75ZM108 96V97H107ZM146 96V97H145ZM231 96V97H230ZM235 96V97H234ZM251 98H250V97ZM256 96V97H255ZM49 97V98H48ZM59 97V98H58ZM105 97H107L106 99H109V101L110 100H112L111 102H115V104L118 106L119 104L118 103H120V102H118V101H121V105H123V107H121V105H119L120 106V108H121V110H119L118 109V107L116 108L115 107V105H114V103H112L113 105H114V107H113V105L111 104V106H110V103L111 102H109V101H107L106 99H105ZM111 97V98H110ZM121 98V99H119V98ZM145 97V98H144ZM154 97H155V99H154ZM171 97V98H170ZM183 97V98H182ZM190 97L192 98V99H190ZM200 97H201V99H200ZM207 97V98H206ZM211 97V98H210ZM214 97V98H213ZM218 97L220 98V99H218ZM5 100H4V99ZM64 98V99H63ZM73 100H72V99ZM99 98H101V99H99ZM102 98H104V99H102ZM113 98V99H112ZM119 100H118V99ZM165 102V101H169L170 102V104H168L167 102H165V104L166 105H164V103H163V101L161 100V99ZM190 100H189V99ZM212 98H213V100H212ZM228 98V99H227ZM234 98V99H233ZM235 98H237V100L238 99H240L239 100V102H236V99ZM255 98V99H254ZM40 99V100H39ZM52 99V100H51ZM67 99H69V100H67ZM116 99H117V101H116ZM159 99V100H158ZM179 99V100H178ZM186 99H188L189 101H191V103H192V101L193 100H195L191 105L189 104V105H187V103H186V105H187V107H185L186 105H185V103L184 102H186ZM200 99V100H199ZM216 99H217V101H216ZM229 99H233V101H235V102H233V101H229ZM241 99L242 100H249V101H247V102H244V101H241ZM260 99H262V100H260ZM28 102H27V101ZM71 100V101H70ZM98 102H97V101ZM101 100V101H100ZM102 100H105V104L103 103L104 101H102ZM171 100V101H170ZM181 100V101H180ZM187 100V101H188ZM219 100V101H218ZM221 100V101H220ZM65 101V102H64ZM66 101H68V102H66ZM92 103H91V102ZM154 102L153 104L151 103V102ZM162 101V102H161ZM200 101H202L203 103H208V105L207 106H204L203 105V103H201ZM205 101V102H204ZM253 101V102H252ZM260 101V102H259ZM11 102V103H10ZM21 102L22 103H28L27 105L26 104H23V105H21ZM56 102V103H55ZM90 102V103H89ZM100 102H102L103 103V105L104 106H107L106 104H108L110 107H105V108H103L104 110H106L107 111V109L108 108H110V109H108L109 111L113 108V109H115L116 111H118V113H120L121 112V116L120 117H117L116 115H117V112L114 110V111H112L111 110V113H109V112H106V111H104L103 109H102V111L100 110V109H98L99 107H98V103H100ZM124 102V101H123ZM130 101H129V103H131ZM146 102V103H145ZM159 102V103H158ZM197 102V103H196ZM211 102V103H210ZM215 102V103H214ZM217 102V103H216ZM227 102H229V104L227 103ZM50 103H52V104H50ZM94 103H95V105H94ZM96 103H97V105H96ZM128 103V104H129ZM181 103H183L182 105H181ZM190 103V102H189ZM199 103V104H198ZM221 105H220V104ZM224 103V104H223ZM232 105H231V104ZM248 103H250V104H248ZM36 104V105H35ZM50 104V105H49ZM89 104V105H88ZM90 104L92 105V108H91V106H90ZM150 104H152V105H150ZM158 104V105H157ZM159 104L163 107V108H161V106H159ZM163 104V105H162ZM209 104H212V105H210V107H212L213 106V104H215L212 108H210L209 107ZM226 104V105H225ZM257 106H256V105ZM28 105H30V106H28ZM56 107H55V106ZM60 105V106H59ZM75 105V106H74ZM150 105V106H149ZM156 105V106H155ZM169 105V106H168ZM178 105V106H177ZM180 105V106H179ZM193 105H197V107L195 106V109H197L198 107V109L197 110H199L200 109V113L196 110V112H195V110H191L192 109V107L194 108V106ZM200 105V106H199ZM202 105V106H201ZM206 105V104H205ZM22 106H23V108L24 107H27L28 108V111H29V107H31L32 106V108H31V110H34V112L32 111V113H36L37 115H36V119H34V117L33 116H35V115H33L31 112H26L28 115H23L22 113L24 112V111H26L27 110V108H26V110H22ZM49 106V107H48ZM62 106V107H61ZM86 106H90L89 108H87V113L89 112V114H90V112L91 113H93V112H95V114H100V117H101V119H103V116L104 115H102V114H104L105 113V116H107V117H105L104 116V118L106 119V118H110V115L112 116H114V117H116V119L115 118H110L109 120H107V121H103V120H105V119H103L102 121H96V120H98V119H100V117L99 116H97L96 115V117H95V115H93V117L94 118H96V120H94V119H91V117L89 118V119H91L90 121H89V119H88V121H87V119H80V118H78L81 114H82V112H85V109H86ZM100 106V105H99ZM104 106H100V107H104ZM166 106L168 107V108H166ZM175 106H177V107H175ZM189 106H192L191 107V109L190 108H188ZM203 106L204 107H209L208 109H209V112L206 110V108H203ZM221 106H229V108L232 110V111H230L231 112V114H230V112L227 110V109H229V108H224V107H221ZM231 106V107H230ZM241 106V107H240ZM246 106H248L249 108H247V110H251V112H252V108H255L253 111H254V113H251V115H249L250 114V112H248L245 108H246ZM54 107H55V109H54ZM58 107V108H57ZM60 107V108H59ZM75 107V108H74ZM98 107V108H97ZM128 107H130V108H128ZM220 109V107L223 109V110H221L223 113H224V111H225V113H224V115H223V113H222V116L220 115L221 113H219V114H217L216 115V113H218L217 111H219V109ZM19 108V109H18ZM122 108H123V112H122ZM139 108V109H138ZM146 108V109H145ZM150 108V109H149ZM151 108H152V110H151ZM164 108H166V109H164ZM174 108H176L177 110H174ZM215 108H217V109H215ZM233 108V109H232ZM241 108V109H240ZM25 109V108H24ZM82 109V110H81ZM89 109V110H88ZM97 109L99 110V111H97ZM143 109V110H142ZM162 109H164V110H162ZM186 109V110H185ZM189 109H190V111H189ZM212 109V110H211ZM238 109H240L241 110V112H239L240 110H238ZM243 109V110H242ZM51 110V111H50ZM60 110V111H59ZM61 110H62V112H61ZM125 110V111H124ZM127 110V111H126ZM139 112H138V111ZM161 110H162V112H161ZM178 110H180V111H178ZM185 111V112H183V111ZM207 111V113H208V115H206L205 114V112ZM215 110V111H214ZM217 110V111H216ZM234 110V111H233ZM15 111V112H14ZM46 111V112H45ZM66 111H68V112H66ZM82 111V112H81ZM96 111H97V113H96ZM101 111V112H100ZM151 111V112H150ZM165 111V112H164ZM174 111V112H173ZM176 111V112H175ZM205 111V112H204ZM239 112V113H236V112ZM242 111H244V112H242ZM246 111H247V113H246ZM21 112V113H20ZM51 112V113H50ZM66 112V113H65ZM78 112H80L81 114H78ZM104 112V113H103ZM115 112V114H113ZM141 112V113H140ZM144 112H146L145 114H144ZM148 112V113H147ZM155 112V113H154ZM164 112V113H163ZM181 112V113H180ZM190 113L191 112V115H189L188 117H190V118H192V115L194 116V120L193 119H188V117L186 118V115H187V113ZM232 112H235L236 114H234V113H232ZM259 112V113H258ZM14 113H15V115L17 116L18 115V118L19 119H17V117L14 115ZM25 113V112H24ZM29 113H31L32 114V117L31 116H29L30 114ZM50 113V114H49ZM56 113V114H55ZM67 113H69L68 114V116H67ZM72 113V114H71ZM86 113V112H85ZM108 113V114H107ZM151 113V114H150ZM185 113V116H181L180 114H184ZM243 114V116L245 115L246 117L248 116V117H250L249 119L251 120V118H253L254 116H255V118H253L252 120H254V121H252V124H254V125H252L251 124V121H246V119H245V121L246 122H244V121H242L245 117H243L241 114ZM8 114V115H7ZM22 114V115H21ZM45 114V115H44ZM53 114V115H52ZM61 114H62V116H61ZM110 114V115H109ZM142 114H144V115H142ZM150 114V115H149ZM161 114V115H160ZM195 114H196V116L198 117V119L195 117ZM201 114V115H200ZM225 114H226V116H225ZM240 114V115H239ZM252 114H255V115H253L252 116ZM256 114H257V116H256ZM52 115V116H51ZM55 115V116H54ZM65 115V116H64ZM76 115H77V117H76ZM79 115V116H78ZM84 115V114H83ZM91 115V114H90ZM91 115V116H92ZM102 115V116H101ZM201 116V118L199 119V116ZM205 116V118H204V116ZM235 115H238V117L239 116H241L240 118H238V120H237V122H236V118L237 117H235ZM12 116V117H11ZM14 116L16 117L15 119H17V122H16V120H14L13 118H14ZM22 116H25L26 117V121L27 120H29L30 119V122H32V123H28L27 124V122L26 123H24L25 121V119H23L22 118ZM27 116H29V117H31V118H28ZM42 116V117H41ZM50 116V117H49ZM60 118H62V117H65L66 119L68 118V119H71V123H74L75 121H73V119H80V120H78L79 122H80V124H79V122H78V125L76 124V123H74V124H68V125H70V127L72 128V126L75 128V124L77 125V127L79 126L80 128H81V126L84 124L82 121H84L85 122V124H87L88 122L90 123L92 120V123L95 125V126H93L94 128H92V130H93V132L91 133V127H92V124L91 125H89L88 124V126L86 127V128H88L89 130H87L86 128H85V126L83 127V129H84V131H88L87 133H85L84 131H83V129L80 131V130H78V129H80L79 127L78 128H76V130L73 128V130H75L74 132H73V130L71 129V128H68V126H66L67 125V123H66V121L68 120H64L63 118V120H61V122H60V124H59V126H58V124H57V126L59 127L58 129H57V126H55L56 125V123H59V117ZM67 116V117H66ZM119 116V115H118ZM141 116H144V120H147V121H144L143 120V118H141ZM178 116V118H176V117ZM203 116V117H202ZM213 116V117H212ZM234 116V117H233ZM252 116V117H251ZM71 117V118H70ZM76 117V118H75ZM89 117V116H88ZM92 117V118H93ZM98 117V118H97ZM148 117V118H147ZM174 117V118H173ZM182 117H184V119L182 118ZM207 117V118H206ZM223 117V118H222ZM225 117H227V118H230V119H228V121L229 120H233L232 122H229V126H228V124L226 125V124H224L225 122V120L226 119H224ZM247 117V118H248ZM257 117V118H256ZM5 118V119H4ZM7 118V119H6ZM9 118V119H8ZM28 118V119H27ZM33 118V119H32ZM82 118V117H81ZM186 118V119H185ZM203 118V119H202ZM241 118H243V119H241ZM4 119V120H3ZM22 119H23V121H22ZM100 119V120H101ZM113 119H115L114 121H112ZM139 120V119H142L143 121H142V123H146V124H144V125H146L145 127H143L141 124V127H142V130L144 131V128L147 130V129H152V131L154 130L153 128H152V126H154L155 125V123H159V124H162V125H159L158 127H157V125H155V127H157V128H155V130L152 132L151 130L149 131L148 130V132L150 133H148L146 130V133L144 132V137L146 138H144V140H145V142H142V141H144V140H137V138H136V140L137 141H139L140 142V144L139 145H136V146H138V147H136L135 146V144H138V143H136V141H134V139H135V136L134 135H136L137 136V133L138 132H142V131H140V129H139V127H140V125L138 126V127H136L135 125H134V123L135 124H137V120ZM201 119H202V121H203V123H202V121H201ZM205 119H207V121L205 120ZM217 119H220L221 120V122H222V120H223V124L225 125H223L221 122V124H218L217 123V125H212L215 121L216 122H218V121H220V120H218L217 121ZM248 119V120H249ZM263 119V120H262ZM3 120V121H2ZM18 120L19 121H22V124H21V122H18ZM32 120H37V121H32ZM172 120V121H171ZM178 120V121H177ZM191 120V121H190ZM204 120H205V123L206 124H204ZM241 120V121H240ZM7 123H9V124H7L6 125V122ZM63 121V122H62ZM65 121V122H64ZM73 121V122H72ZM87 121V122H86ZM137 121V122H136ZM153 123V121H154V124H152L151 122ZM158 121V122H157ZM169 122V121H171V122H169V123H167L166 125H165V123L166 122ZM176 121V122H175ZM187 122L188 123V121H189V123L190 122H192V123H185V124H183L184 122ZM228 121H226L227 123H228ZM235 121V122H234ZM4 122V124H2ZM40 122V123H39ZM52 122V123H51ZM54 122H56V123H54ZM69 122V123H70ZM98 124H97V123ZM107 122V123H106ZM117 122V123H116ZM141 122V120L138 122V123H140ZM147 122H149V126H147ZM178 122H179V124H178ZM180 122H181V124H180ZM183 122V123H182ZM197 122V125L196 124H193V123H196ZM198 122H199V125H198ZM240 122H243V123H240ZM15 123V124H14ZM19 123V124H18ZM64 123V124H63ZM100 123V124H99ZM170 123H171V125H170ZM201 123H202V125H201ZM212 123V124H211ZM231 123V124H230ZM232 123H235V126H234V124H232ZM260 124V125H257V124ZM26 126H28V127H25V125ZM29 124H31V125H29ZM39 124V125H38ZM97 124V125H96ZM187 124V125H186ZM207 124L208 125H211V126H209V127H207ZM46 125V126H45ZM51 125H54V126H52L51 127ZM61 125V126H60ZM151 125V126H150ZM190 125V126H189ZM194 125V126H193ZM204 125H205V128H207V129H209V130H207V129H205V130H203L204 129ZM219 125H222V127L221 126H219ZM231 125V126H230ZM242 125V126H241ZM249 125V126H248ZM255 125H257V126H255ZM41 126V127H40ZM99 126V127H98ZM179 127V128H176V127ZM186 126H187V128H186ZM192 126V127H191ZM196 126V127H195ZM203 126V129H201V127ZM214 126V127H213ZM215 126H216V128H215ZM9 127V126H8ZM25 127V128H24ZM43 127H44V129H43ZM53 127H56L55 129L53 128ZM90 127V128H89ZM98 129V130H96V132H97V135L95 134L96 132H95V129L96 128ZM103 127V128H102ZM136 127V128H135ZM171 127H173V129L171 128ZM185 127V128H184ZM226 127V128H225ZM255 127H257V128H255ZM262 127V128H261ZM11 128H13V126H11ZM47 128V129H46ZM54 130H57L55 133L53 132L52 134L54 135V136H50V134H51V132H52V130L53 129ZM133 128H135L134 130H135V134H133ZM164 128V129H163ZM171 128V129H170ZM248 128V129H247ZM250 128V129H249ZM255 128V129H254ZM43 129V130H42ZM61 129H62V132H61ZM69 129H71V131H68ZM136 129H138L137 131H136ZM186 129V130H185ZM189 129V130H188ZM191 129H192V131H191ZM201 129V130H200ZM212 129V130H211ZM252 129H254V130H252ZM263 129V130H262ZM53 130V131H54ZM58 130H60V131H58ZM166 130H167V132H166ZM202 130H203V133L204 132H206L204 135L202 134ZM258 130V131H257ZM260 130V131H259ZM51 131V132H50ZM78 131H80L79 133H78ZM84 133H83V132ZM101 131V132H100ZM133 131V132H132ZM198 131H200V133L198 132ZM238 131V132H237ZM255 131V132H254ZM257 131V132H256ZM262 131V132H261ZM24 132V133H23ZM35 132V133H34ZM38 132V133H37ZM42 132V133H41ZM44 132V133H43ZM70 132V133H69ZM76 132H77V134H76ZM109 132V133H108ZM152 132V133H151ZM163 132H165V133H163ZM187 132H188V134H187ZM208 132H211L210 134H211V136H210V138H208L209 137V135H208ZM236 132V133H235ZM259 132H260V134H259ZM18 133H20V134H18ZM30 133L32 134V135H30ZM47 133H50L49 135L47 134ZM92 135L93 136V134L95 135L92 139H91V137H90V135ZM111 133V134H110ZM143 133V132H142ZM139 134L138 133V136H139V138H142V136H143V134ZM161 133V134H160ZM197 133V136H198V133H199V139H201L200 138V136H203L204 138H202L203 140H199L196 136H195V134ZM245 135H244V134ZM4 134V135H3ZM7 134H8V136H7ZM16 134V135H15ZM18 134V135H17ZM26 134H27V137H26ZM29 134V135H28ZM36 134V135H35ZM45 134H47V135H45ZM70 134H71V136H70ZM85 134H87V135H85ZM131 134H133V136L131 135ZM146 134V135H145ZM152 134V135H151ZM167 134H169V135H167ZM175 134V135H174ZM191 134V135H190ZM252 134H254V135H252ZM13 135V136H12ZM15 135V136H14ZM22 136V137H19V136ZM89 135V136H88ZM142 135V136H141ZM149 135V136H148ZM160 137H159V136ZM161 135H162V138H161ZM171 135V136H170ZM181 135H182V137H181ZM185 135V136H184ZM259 135H262V137L260 138V139H258L260 136ZM11 136L13 137V139H12V141H11ZM30 136V137H29ZM33 136V137H32ZM49 138V137H51L50 139H51V141H53L54 139H56L57 137V139L59 140V139H61V143H64V140L65 139H68L67 137H73V138H69L70 139V141H69V139L67 140V143L69 142V143H71V141H73V144H69L70 146L71 145H73V146H71V147H73V149H71V147L69 146H66V150L64 149V147H65V145H63L64 147H63V149L61 148L62 146V144H60V143H58L59 145H60V147L59 148H61L60 150L59 149H57L56 151L58 152V150H59V152H61V153H57V154H61V155H56L55 154V152H54V150H55V148L53 149L52 147H53V145H52V143L55 145V143L57 144V142H59V141H57V139H56V142L55 141H53L52 143L50 142V140L48 141V142H46V140L48 139L47 137ZM82 136H83V139H82ZM148 136V137H147ZM167 136V137H166ZM169 136V137H168ZM191 136V137H190ZM208 136V137H207ZM241 136L243 137V138H241ZM247 136V137H246ZM7 139V137H10V138H8L6 141H4L5 140V138ZM15 137V138H14ZM17 137V138H16ZM37 137V138H36ZM60 137H63L64 138V140H63V138H60ZM88 137H90V139H87ZM98 137V139H102V137H104V140L102 141V140H94V139H96ZM150 137V138H149ZM152 137H153V139L156 141H153V139H152ZM181 137V138H180ZM189 137V138H188ZM194 137V138H193ZM219 137V138H218ZM224 137V138H223ZM226 137H227V139H226ZM236 137V138H235ZM248 137H250L249 139H248ZM255 137H257L256 139H258V141H259V143L257 144L254 140H256L255 139ZM18 138H20V139H18ZM35 138V139H34ZM43 138V139H42ZM45 138V139H44ZM47 138V139H46ZM124 138V139H123ZM129 140H128V139ZM132 138V139H131ZM134 138V139H133ZM151 139V142H149V145L151 146L152 144V151H154V152H152L151 150H148V148H147V146H149V145H144V143L146 144L147 143V141H149V140H147V139ZM157 138V139H156ZM184 138V139H183ZM191 138V139H190ZM197 138V139H196ZM208 138V139H210V140H208V141H210V142H208V144L206 143V145H204V143L206 142V139ZM222 138V139H221ZM239 138V139H238ZM4 139V140H3ZM16 139V140H15ZM21 139H22V141H21ZM29 139H30V142H29ZM75 139H77V140H81L82 139V141H79V143H80V145H78L79 143H77V142H75ZM121 139H123L122 141H120ZM125 139H126V141H127V143H124V141H125ZM161 139V140H160ZM169 139V140H168ZM177 140V141H175V140ZM182 140L183 139V141H179V140ZM4 142H3V141ZM26 141V143H25V145H24V143H22L23 141ZM28 140V141H27ZM34 140V141H33ZM38 140H45V142L47 143L46 145H47V147H45V148H43V144H44V142H43V146H41V144L39 143V142H41V141H38ZM173 140H174V142H173ZM184 140H185V142H184ZM196 140V141H195ZM201 141V143H203V145L200 147L199 145H201V143L199 142V141ZM217 140V141H216ZM221 140V141H220ZM228 140V141H227ZM238 140H240V143H239V141ZM241 140H243L242 142H241ZM249 140V141H248ZM96 141H97V143H96ZM100 141H102V142H104V143H102V142H100ZM122 142V144H119V142ZM160 141V142H159ZM165 141H166V143H165ZM179 141V144L180 145H182L183 143H181V142H184V144L182 145V147L181 146H179V144H177V142ZM200 143H198V142ZM202 141H205V142H202ZM226 141V142H225ZM251 141V142H250ZM255 142V145H256V151L260 154H258L257 152V155H255V157L252 155L253 153H250V155H251V157H253L254 158V160H253V158H251L248 154H249V152H255V150H253L252 149V151L251 150H249V152L248 153H246L245 151H246V149L247 148H253V146H255V145H252V144H254V142ZM257 141V140H256ZM5 142H7L5 145H4V143ZM27 142H28V144H27ZM37 142V143H36ZM55 142V143H54ZM132 142V143H131ZM164 142V143H163ZM168 142V143H167ZM171 142V143H170ZM217 142V143H216ZM260 142H262L263 143V145L260 143ZM37 145H36V144ZM38 143H39V145H38ZM51 143V144H50ZM67 143H65V144H67ZM77 143V144H76ZM82 143V144H81ZM94 143H96V147H95V144ZM98 143L100 144L99 146V148H98ZM117 143H118V145L120 146V145H126V149L128 150L129 148H127V145H128V147L129 146H132L133 148H135L134 150L133 149H131L130 151L128 150H126L125 152H127L129 155H126L125 154V156H123L124 155V149H123V152H122V154H120L119 155V152L121 151V149L122 148H120V147H118L119 148V150L120 151H117L118 150V148H117ZM160 143V144H159ZM174 143V144H173ZM191 143V144H190ZM197 143L199 144V145H197ZM221 143V144H220ZM248 143H249V145H248ZM3 144V145H2ZM11 145V146H6V145ZM19 144H20V147H18L19 146ZM58 144L57 145H55L54 147H56L57 146V148H58ZM148 144V143H147ZM156 144H159L160 146L158 147V145H156ZM169 144V145H168ZM173 144V145H172ZM196 144V145H195ZM219 146H217V145ZM233 144V145H232ZM239 145L240 146V150H239V148H237V149H235V152L238 150V153H239V151H243L244 153H241L242 155V160L244 159H247V160H249V163L248 164H246L245 163V161L243 162H241V156H240V154L239 155H234V154H232L231 152H232V150H233V152H234V148H236V147H238V146H236L235 147V145ZM262 145L263 147L261 148L262 150H260L259 151V149L257 150V148H259V146L260 145ZM23 145V146H22ZM31 145H34V148H33V146H31V153H28V151H27V149L26 148H24V146L25 147H27V148H29L30 149V146ZM45 145V146H46ZM49 145L51 146L52 145V147H51V149H53V150H51V149H49L48 147H49ZM94 147H93V146ZM166 145V146H165ZM171 145V147H169ZM174 145H176V146H174ZM215 145V146H214ZM259 145V146H258ZM8 147V148H6V147ZM22 146V147H21ZM39 147V148H37L36 149V147ZM80 146V147H79ZM180 148H179V147ZM189 146H191V147H189ZM192 146H194V148L192 147ZM196 146V147H195ZM199 146V147H198ZM210 146V147H209ZM10 147V148H9ZM40 147H42V148H40ZM77 147V148H76ZM83 147V148H82ZM86 147L89 149V147L92 149V151H93V148L95 149V148H97V149H95L93 152L92 151H90L91 152V154L93 155L94 154V152L96 153V151H97V153H96V155L94 154V156L95 157H92V155H90V152H87V149H86ZM93 147V148H92ZM124 147V146H123ZM141 147V150L139 149ZM154 147V148H153ZM157 147V148H156ZM162 147V148H161ZM166 147H168V148H166ZM173 147V148H172ZM185 147V148H184ZM222 147V148H221ZM244 147V148H243ZM71 149V150H68V149ZM82 148V150H80ZM102 148V149H101ZM114 148V149H113ZM137 148H138V150H137ZM160 148H161V151L163 150L164 151V154L166 155V157H165V155H163L165 158H168V159H166V160H163V162H162V164L164 163H166L167 165V167H168V169H167V167H164L163 165V167L161 166V164L159 165L160 167H157L156 168V172H154V174L152 173V175H154V177L153 176H149V175H144V177H142L143 179H144V181L145 180H147V183H146V181H145V183H146V185H144L143 184V182L141 183V179L142 178H140V177H138V179H137V177L136 178H134V180H138V181H140V183L141 184H143L144 186H147V187H145L146 189H144L143 190V188L141 187V186H143V185H141L138 181H134L132 178L133 177H135V175L136 174H133L134 172H132L133 170H135L137 167H138V165H139V167L138 168H140V166H141V156H143V153H144V155H146V156H149V155H153L154 153H156L158 150L160 151ZM166 148V149H165ZM176 148L178 149V150H176ZM190 148H191V150H190ZM198 148V149H197ZM213 148V149H212ZM241 148H243V150H241ZM246 148V149H245ZM249 148V149H250ZM254 148V149H255ZM2 149V150H1ZM7 149V150H6ZM24 151L23 149H26V151H27V154H34V153H36L37 154V151H38V156L37 155H28V156H25V155H27V154H25L24 153V156H23V152L21 151ZM37 150V151H33V150ZM43 149H46V150H43ZM76 149H79V151L78 150H76ZM84 149H86L85 151H83ZM91 149H89V150H91ZM100 149V150H99ZM156 149H157V151H156ZM180 149V150H179ZM187 149V150H186ZM227 149V150H226ZM14 150V151H13ZM20 151V152H17V151ZM40 150V151H39ZM65 152H64V151ZM68 150V151H67ZM88 150V151H89ZM136 150V151H135ZM146 150V151H145ZM166 150V151H165ZM173 150V151H172ZM175 150V151H174ZM182 150V151H181ZM190 150V151H189ZM194 150V151H193ZM214 150V151H213ZM230 150V151H229ZM248 150V149H247ZM29 151V152H30ZM51 151V152H50ZM76 151H78V152H76ZM82 151H83V153L85 154L84 156H82L83 154H81L82 153ZM113 151L114 152H118V153H113ZM145 151V152H144ZM177 151V152H176ZM184 151V152H183ZM225 151V152H224ZM261 151H262V153H261ZM25 152V151H24ZM42 154H41V153ZM49 152V153H48ZM63 152H64V154H63ZM71 154H70V153ZM131 152V153H130ZM135 152V153H134ZM168 154L169 152H171V153H173L172 155H171V153L170 154H166V153ZM191 152H192V154H191ZM234 152V153H235ZM39 153H40V155H39ZM50 154V155H47V154ZM87 153V154H86ZM89 153V154H88ZM137 153V154H136ZM142 153V154H141ZM191 155H190V154ZM220 153V154H219ZM226 155H225V154ZM247 154L248 155V157H250L251 159H249L248 157H247V155H245V157H244V154ZM15 157L16 156V158H14V157H12V155ZM15 154H18L19 155V157L22 155L23 157H27V159L25 158H23L22 156H21V158H17L18 157V155H15ZM21 154V155H20ZM48 156H46V155ZM52 154H54V157L53 156H51ZM67 154V156H65ZM75 154H78V155H76L77 157V159H79V155H81V157L83 158H80V160H79V162H78V160L77 159H73V161L70 159L71 157L72 158H75ZM111 154V155H110ZM139 154V155H138ZM230 154H232V155H230ZM56 155V156H55ZM64 155V157H66V158H62V159H64V160H60L59 161V159H61V156H63ZM99 155V156H98ZM108 155V156H107ZM176 155V156H175ZM213 155V156H212ZM215 155V156H214ZM230 155V156H229ZM51 156V157H50ZM112 156V157H111ZM114 156H116L115 158H113ZM121 156V157H120ZM127 156V157H126ZM136 156V157H135ZM168 156V157H167ZM174 156V157H173ZM211 156V157H210ZM222 156H223V158H225V159H223L222 158ZM226 156V157H225ZM228 156H229V158L231 159V160H229L228 159ZM235 156V157H234ZM236 156L240 159H237L236 158ZM257 156V157H256ZM6 157H8V158H6ZM11 157H12V159H11ZM28 157H30V158H28ZM45 157V158H44ZM50 157V158H49ZM67 157H68V162H69V159L71 160L70 162L71 163H67V162H65V159H66V161H67ZM99 157V158H98ZM121 159H120V158ZM135 158V160H137V161H135L134 160V158ZM171 157V160L169 159ZM210 157V158H209ZM213 157V158H212ZM233 157V158H232ZM259 157H261V159L259 158ZM24 160H23V159ZM43 158V159H42ZM84 158H85V160H84ZM126 158V159H125ZM186 158V159H185ZM208 158V159H207ZM234 158H236L235 159V163L232 161V159H234ZM260 159L261 160V162H262V165H260L258 162V160L257 159ZM3 159H5V160H3ZM6 159H7V162H4L3 163V161H6ZM23 160V161H21V160ZM28 159H29V162H28ZM30 159H32L31 161H30ZM37 159V160H36ZM39 159V160H38ZM48 159V160H47ZM83 160V162L84 163H82V160ZM88 159H90V161H88ZM95 159V160H94ZM131 159H133L134 160V162H133V160H131ZM164 159V158H163ZM201 159H204V161L203 160H201ZM223 159V160H222ZM256 159V160H255ZM1 160H3V161H1ZM17 160H18V162H17ZM27 160V161H26ZM44 160V161H43ZM46 160L48 161V162H46ZM74 160H75V163H72V162H74ZM211 160V162L209 163L210 165H209V167H207V168H209V169H207L206 168V165H207V163L209 162V161ZM227 162H226V161ZM246 160V161H247ZM255 161V163H253V162H251V161ZM13 162V164H12V162ZM16 161V162H15ZM61 163V164H59V162ZM81 161V162H80ZM92 161H93V163H92ZM106 161V162H105ZM127 161H128V163H127ZM169 161H171V162H169ZM208 161V162H207ZM228 161H230V164H232L233 166H234V164H235V167L233 168H230L229 166H228ZM237 161V162H236ZM258 161V162H257ZM9 162V163H8ZM19 162H21V163H19ZM26 164H25V163ZM29 164H28V163ZM37 162V163H36ZM46 162V163H45ZM50 162H51V164H50ZM56 162H58V167H56V169H53V167L55 168V166H57V163ZM64 162V164H62ZM76 162H78V165L79 166H82L83 164L85 165L86 164V162L88 163V164H90V163H92L93 165H90L89 166V168H88V166H86L87 167V169H85L86 167H84V166H82L84 169H82V167H78L79 168V170L77 169L76 171L78 172L79 171V173H75V166H77V163ZM113 162V163H112ZM115 162V163H114ZM126 164H125V163ZM169 162V163H168ZM199 162L201 163L200 165H199ZM232 162V163H231ZM241 162V164L243 163V167H244V165L246 164L250 169H252V166H251V164H250V162L252 163V165L254 166L253 168L254 169H256L255 167L259 164L260 166H257V169L255 170V171H251L247 166V171L248 172H245L246 171V169H244V168H239V166L237 167V165L239 164V163ZM5 164V165H7V167L5 166V165H2V164ZM12 165H11V164ZM16 163H18V164H16ZM35 163H36V165H37V167L35 166ZM118 163H119V166H118ZM130 163H132V164H130ZM174 163V164H173ZM202 163H204V164H202ZM216 164V166H214L215 164ZM236 163H237V165H236ZM245 163V164H244ZM257 163V164H256ZM9 164V165H8ZM19 164H20V167H19ZM46 164H48V165H46ZM52 164H56L55 166L53 165L52 166ZM68 164H69V166H72V167H69L68 166ZM76 164V165H75ZM87 164V165H88ZM112 164V165H111ZM117 164V165H116ZM197 164V165H196ZM206 164V165H205ZM222 164H223V166H222ZM224 164H225V167H226V165H227V167H229L228 168V170H227V168H226V170H227V172L226 173H224L223 174V170H224ZM229 164V165H230ZM241 164H239L240 166H241ZM13 167V166H15V168H13L15 171H17V173H19V171H21L20 173H19V175L18 174H16L14 171H11V170H13L12 168H11V166ZM17 165V166H16ZM33 165V166H32ZM60 165H62V166H64V167H62V166H60ZM66 165V166H65ZM73 165H74V169H72V171L74 172V174L72 175V176H65L69 171L72 173V171L71 170H69L70 168H73ZM114 165H115V168H116V170H118L119 172H120V175H119V172L118 171H115L117 174H118V176H117V174H116V176H114V177H116V179L114 180L113 179V176H110V175H114V173H110V175L108 176L107 174H108V172H106V171H104L103 173H104V175H105V172H106V175L105 176H107V177H112L111 179H113V183L115 182V185L114 184H112L111 183V181L109 180V178L107 179V177H103V179H100V177L99 178H97L96 176L94 177V174H97V172L99 171V172H102L103 171V169L105 168V170H106V167L108 168V170L107 171H111V170H115V168H114ZM123 166L122 168H121V166ZM129 166L130 168H128V167H126V166ZM135 165H137L136 166V168H135ZM195 165V166H194ZM199 165V166H198ZM204 165H205V168H204ZM219 165V166H218ZM250 165V166H249ZM5 166V167H4ZM39 166V167H38ZM51 166H52V168H51ZM59 166H60V168L62 167V169H61V171H65L66 172V170H67V173L66 174H64V176H65V178H71V181H73V180H76L77 181V183L79 184L80 182V186H79V188H77L78 186H77V183H74V182H68V183H71L73 186H75V184H76V189H75V187H73V186H71V187H73L74 188V190H75V193L73 192L72 193V190L69 188V185H68V183H67V180L69 181V179H67V180H65V178H62L60 175H62L63 176V172H60V171H58L60 168H59ZM68 166V169L67 168H65V167H67ZM184 166V167H183ZM208 166V165H207ZM231 166V165H230ZM30 167H31V169H30ZM34 168V173H31V171L33 172V168ZM47 167H48V169H47ZM110 167H112L113 169H111V170H109L110 169ZM180 167V168H179ZM210 167H212V168H210ZM221 167V168H220ZM11 168V169H10ZM17 168H18V170H17ZM21 168V169H20ZM132 168H134L133 170H132ZM137 168V169H138ZM192 168V169H191ZM196 168V169H195ZM215 168H217V169H215ZM237 168H239V171H237ZM23 169H25L26 170V172H25V170H23ZM58 169V170H57ZM159 169H161V170H159ZM163 169V170H162ZM203 169L205 170V171H203ZM219 169H222V170H219ZM253 169V170H254ZM0 170V171H1ZM10 170V171H9ZM29 170H31V171H29ZM49 170V171H48ZM51 170V171H50ZM54 170H56L57 171V173H59L60 172V174L58 175L57 173H56V175L57 176H55V178H53L52 177V174H54L55 175V172L56 171H54ZM82 172H81V171ZM84 170H86L85 172H83ZM92 170V171H91ZM102 170V171H101ZM121 170V171H120ZM125 172V174L127 173L128 174V172L127 171H131L130 173H129V175H125V179H124V176H121V174L122 175H124L123 173V171ZM192 170V171H191ZM197 170H198V172H197ZM209 170V171H208ZM216 170V171H215ZM221 171L222 172V176L223 175H225V176H221V173L219 172V171ZM225 170V171H226ZM240 170L242 171V172H240ZM244 170V171H243ZM1 171V172H2ZM48 171V172H47ZM53 171H54V173H53ZM180 171V172H179ZM195 171L197 172V173H195ZM199 171H203V172H206L207 173V177L209 178L210 176H208L209 174L212 176L213 175V173H217V172H219V173H217V176H215V175H213L211 178H213L214 176H215V178L216 177H218V174H220L219 175V177L222 179L223 178V180H225L226 181V179H227V185L225 184V183H223L222 181H221V179L219 180V179H217L219 182H222V186H224V187H222L220 184H219V182H217L216 183V179H210L211 181H215V183H209V179H207V177L205 178V176H204V182H202V181H200L199 179H200V177H201V180H202V176H200V175H203V174H205V173H203L202 172V174H200L199 173ZM224 171V172H225ZM232 171H234V173L232 172ZM250 171V172H249ZM258 171V172H257ZM0 172V173H1ZM9 172L11 173L10 175H9ZM25 172V173H24ZM31 173L30 174V176H31V178H30V176H28V173ZM64 172V173H65ZM69 172V173H70ZM112 172H114V171H112ZM159 174H158V173ZM209 172H211V173H209ZM238 172H240L239 174H241V175H237L238 174ZM255 172H257V174H259L260 176L258 177L259 178V180H257V186H256V183H255V181H253L252 180V178L254 179V178H256L257 176V174L255 175ZM21 173H23V175H21ZM36 173V174H35ZM40 174V175H38V174ZM51 173V174H50ZM103 173H100V174H103ZM131 173H132V175H131ZM180 173H182V174H180ZM233 174V175H230V174ZM248 173L250 174V176L248 175ZM7 174V176H5ZM43 174V175H42ZM78 174L79 175H81L80 177L78 176ZM157 174V175H156ZM198 175V176H200V177H197V180L196 181H194V176L195 175ZM228 174V175H227ZM247 175L245 178H242V179H240V177L242 176V175ZM0 175V176H1ZM53 175V176H54ZM68 175V174H67ZM71 175V174H70ZM77 175V176H76ZM85 175V177H82V176H84ZM151 175V174H150ZM19 176V177H18ZM21 176H23L25 179H26V177L28 178V179H26V180H28V181H26L25 183L23 182V180L25 181V179H23V177H21ZM33 176H34V178H33ZM42 176V177H41ZM47 176H51L50 178L49 177H47ZM60 176V177H59ZM63 176V177H64ZM75 176V177H74ZM88 176H90V177H88ZM101 176V175H100ZM121 177V182H119L120 180H119V178L118 177ZM148 176H149V178H148ZM178 176V177H177ZM239 176V177H238ZM252 176V177H251ZM18 177V178H17ZM44 177H46V178H44ZM60 178V180L58 179V182H57V178ZM78 177V178H77ZM81 177L84 179L83 181H82V179H81ZM91 177L92 178H94L93 179V181L95 180V178L96 179H99L100 181L99 182H101L102 180H104V181H107V180H109V181H107V183L106 182H104L105 183V185H106V187H104L105 185L103 184V182L102 183H99L98 181H96V183L98 184H100V185H104L103 187H101V186H99V184H98V188L97 189H99V191L94 187V186H97V185H91L89 182H90V180H91ZM122 177H123V179H122ZM126 177H130L129 179L128 178H126ZM145 177H146V179H145ZM157 177V178H156ZM218 177V178H219ZM232 177H235V178H232ZM249 177H251V178H249ZM20 178V179H19ZM39 178H42L41 180L43 181V179H45V182L43 181V183H41V180H39ZM61 178H62V181H64V183H62L61 182ZM86 178H87V180H89V181H87L86 180ZM90 178V179H89ZM118 178V179H117ZM168 178V179H167ZM175 178V179H174ZM192 178H193V180H192ZM230 178V179H229ZM2 179V180H1ZM14 179H16V180H14ZM20 180V182H19V186L18 187H16L17 189H18V192H17V189H15V184H17L18 183V181L17 180ZM56 180V182H55V180ZM64 179V180H63ZM73 179V180H72ZM106 179V180H105ZM127 179H128V182H129V180L130 179H132L131 181L132 182H134V183H136V182H138V184H140V185H138V186H140V187H138V189L140 188L141 190H143V191H141V193H140V191L137 189V188H135V189H137V190H135V191H138V193H135V191H134V195L136 196H134L133 195V197H135L134 199L136 200H134L133 199V197H132V199L134 200L133 201V203L131 204V206H130V201H132L131 200V196L128 198V199H124L125 200V203H117L118 204V206H111V205H114V204H108L107 202L109 201V203L110 202H114V201H112L113 199H117V197H119L120 196V193H119V196H117L116 197V195H118L117 193L118 192H120V191H118L117 189H119V188H116V187H119L118 186V184L116 185V183H119L120 185H121V187L123 188V187H125V184H128V182H127ZM143 179H142V181H143ZM152 180V182H151V180ZM154 179V180H153ZM205 179L206 180H209V181H207V183H205L206 181H205ZM229 179V180H228ZM235 179H237V181H238V179H239V182L237 183L236 182V180ZM52 180V181H51ZM78 180H79V182H78ZM81 180V181H80ZM86 180V181H85ZM157 180V181H156ZM231 180V181H230ZM232 180H234V181H232ZM256 180V179H255ZM261 180H263V182L261 181ZM16 182V183H14V185H13V189H12V186L11 187H8L9 185H12L13 183L12 182ZM23 183H22V182ZM30 181V182H29ZM39 181V182H38ZM47 181V182H46ZM59 181L62 183V184H65V181H66V185H68V186H66V188L68 187L70 190H71V194H75V196H74V198L70 201L69 199H68V201L66 200V202H65V197H68L67 196V194H68V192H69V189H67L68 191H66V188H65V191L64 190H62V189H64V186L61 184L60 186L58 185L59 184ZM85 181V182H84ZM92 180H91V182H93ZM94 181V182H95ZM130 181V183L129 184H134V183H132ZM198 181H200V182H198ZM228 181L230 182V183H228ZM247 181H249V182H247ZM52 182H54V183H52ZM93 182V183H94ZM123 182V183H122ZM192 182H196L195 184L194 183H192ZM198 182V183H197ZM233 184H232V183ZM237 183V184H235V183ZM245 182V183H244ZM251 182V183H250ZM253 182V183H252ZM262 182V183H261ZM12 183V184H11ZM21 183L23 184V185H25L24 187H21V186H23V185H21ZM40 183H41V185H40ZM49 183H51V184H49ZM58 183V184H57ZM84 185H83V184ZM122 183V184H121ZM125 183V184H124ZM149 183V184H148ZM153 183V184H152ZM175 183V184H174ZM190 183V184H189ZM191 183L193 184V185H197V186H193V188L195 189L196 188V192L194 193V191L195 190H193L192 189V192H193V198L191 197V196H188V192L190 191L191 192V188L190 187H192V186H188V184L189 185H191ZM249 183V184H248ZM32 184V185H31ZM43 184H46V188H45V185H43ZM70 184V185H71ZM108 184H112L113 186H116V187H114V191H116V192H114V193H116V195L113 193L112 194V197H113V195H115V198H112L111 197V195H107L106 193H108V191L107 190H109L110 189V191H111V189H112V187L110 186V188H109V185ZM124 184V185H123ZM167 184V185H166ZM218 184H219V186H218ZM224 184V185H223ZM230 184H232L231 186H230ZM235 184V185H234ZM246 184H248V185H246ZM43 185V186H42ZM54 185V187H53V189H51L52 187H49V186H53ZM89 185H91V186H89ZM135 185V187H136V184H134ZM134 185H132V186H134ZM183 185V186H182ZM202 186V188H201V186ZM234 185V186H233ZM9 188V190L7 189V191H8V194H6L5 193V191H4V189L6 188ZM29 186V187H28ZM47 186L49 187V188H47ZM184 186H187L186 188L184 187ZM205 186H207V188L208 187H210L211 189H213L212 191H211V189L209 188V189H207V188H205ZM213 186V187H212ZM214 186H216V188L214 187ZM227 186V187H226ZM228 186H230L229 188H228ZM240 186V187H239ZM242 186H244V187H242ZM250 186H253V187H250ZM22 189H21V188ZM39 187H41V188H39ZM44 187V189H42ZM63 187V188H62ZM88 187H93V188H95V190H96V192L94 191V193H93V191H90L89 190V188ZM164 187V188H163ZM176 187V188H175ZM199 187L201 188V189H199ZM204 187V188H203ZM222 187V188H221ZM226 187V190H224V188ZM24 188V189H23ZM27 188V189H26ZM60 188V189H59ZM62 188V189H61ZM100 188H102V190L103 191H106V193L104 192L103 193V191L102 190H100ZM104 188V189H103ZM107 190H106V189ZM116 188V189H115ZM148 188V189H147ZM188 188H190V190H188ZM228 188V189H227ZM251 188H252V191H251ZM256 188V190H253V189H255ZM88 189V190H87ZM90 189H92V188H90ZM161 189V190H160ZM164 191H163V190ZM182 189H184V190H182ZM186 189L188 190V192L186 191ZM199 191H204V189H206L205 190V192H207V193H211V194H214V196H213V198H212V196H211V194L208 196V197H211L212 199H214V200H209V201H207L206 199L208 198H206V196H205V199H204V194L206 195L207 193H205V192H202L203 193V195L201 194V192H198V190ZM216 190V192H215V190ZM241 189V191L243 192V193H240V195H239V193L238 192H240V191H238V190H240ZM243 189V190H242ZM258 189V190H257ZM6 190V189H5ZM12 190H14V191H12ZM28 190H31V191H28ZM40 190H41V192H42V190H43V192L41 193L40 192ZM49 190L51 191V193L53 192V190H55V191H58V190H61V191H58L59 193H61V194H59L58 192V195H56V194H54V193H56V192H53L52 194L53 195H55V197H52L53 195L50 193V196H51V200H50V202L48 201L47 202V199L46 198H50V196H49ZM92 190H94V189H92ZM113 190V189H112ZM120 190H122L121 188H120ZM173 190H176V192L177 191H179L178 193L180 194H178V193H176V195H174V194H171L172 193V191ZM228 190V191H227ZM9 191H11V192H9ZM62 191H64V192H62ZM100 191H102V193L103 194H101V193H99ZM109 191V193L111 194L112 193V191L110 192ZM163 191V192H162ZM186 191V192H185ZM262 191H264V188H262ZM14 192H16V193H14ZM37 192H38V194H37ZM66 192H67V194H66ZM85 192V193H84ZM90 192V193H89ZM161 192V193H160ZM174 192V191H173ZM215 192V193H214ZM218 192V193H217ZM223 192V193H222ZM227 192V193H226ZM260 192V191H259ZM29 193V194H28ZM35 193V194H34ZM63 193H64V196H63ZM95 193L96 194H100L103 198H100V195L98 194V195H96L95 196ZM108 193V194H109ZM164 193V194H163ZM187 193V194H186ZM197 193V194H196ZM231 195H230V194ZM264 193V192H263ZM7 195V197H9V195H10V197L9 198H7L6 197V195ZM14 194V195H13ZM31 194V195H30ZM33 194V195H32ZM70 194V193H69ZM68 194V195H69ZM70 194V195H71ZM79 194V195H78ZM90 196V197H92V195L93 196H95V198H94V201H92V199L90 200V202H88L89 200H88V198H87V200L85 201L84 200V198L86 199V196H88V195ZM136 194H138L139 196H137ZM156 194V195H155ZM168 194H171V195H169L170 197H172V198H170V199H168L167 197H169V196H167ZM186 194V195H185ZM195 194V195H194ZM222 194V195H221ZM226 194V195H225ZM238 194V196H236ZM11 195H13L14 196V199L13 200H11V198H13V197H11ZM36 195V196H35ZM45 195V196H44ZM69 195V196H70ZM73 195H71L70 197H72ZM104 195H105V199H107V200H104ZM172 195H174V196H172ZM190 195H191V193H190ZM200 195V196H199ZM201 195H202V197L203 198H201V200L202 201H200L199 199H196L197 197H201ZM224 195V196H223ZM229 195V196H228ZM235 197H234V196ZM36 198H35V197ZM88 196V197H89ZM108 196H109V198H108ZM154 196V197H153ZM167 196V197H166ZM179 196V197H178ZM216 196V197H215ZM218 196V197H217ZM223 196V199L221 198ZM228 198H227V197ZM231 196H233V197H231ZM262 196H264V195H261V192H260V196L259 197H261V198H257V199H260L261 200V202L264 204V201H263V199H264V197H263V199H262ZM4 197V198H3ZM56 197H58V199H56ZM89 197V198H90ZM97 197L101 200V202H103V200H104V202H105V204L107 203L108 205H110L113 209H114V211H112V209L111 208H108L109 206L107 205H104V206H106V213L107 214H109L111 211V215H108V216H106V214H103V213H105V210H104V206H103V204H102V209H103V211L102 210H99V212L101 213V212H103L102 214H101V217H102V219H104V220H101V223H102V221H103V223L101 224V223H99L100 222V220L99 219H101V217L99 216L100 215V213L98 214V216H99V218H98V216H97V214L96 213H94V215H90V217L88 218L89 220L88 221H90L91 222V220H93V222L94 221H96V222H94L93 224L95 225H98V226H94L93 224H92V222H91V224L94 226V228H92L93 226H91V224H90V222L88 223V221H85V223H84V221H81V220H79V221H77L76 222V224L77 225H79V223L81 222V224H82V222L84 223V226H83V228L82 229H84L85 227H86V229H87V231H86V229H84L85 231L84 232H82V231H78L79 229L81 230V226H75V219L78 217V216H80V214H82V213H86V211H84V210H89L90 209V207H91V209L93 210L94 208L92 207V206H94V204L93 203H96L95 204V207H99V206H97V202L98 201H96L95 199H97ZM220 197V198H219ZM245 197V199H246V197L247 196H244ZM244 197L242 196V197H240V200L241 199H243L244 201H245V199H244ZM30 198V199H29ZM33 198V199H32ZM45 200H44V199ZM49 198H48V200H49ZM69 198V197H68ZM76 198V199H75ZM110 198H112V200H109ZM137 198V199H136ZM144 198V199H143ZM165 198V199H164ZM184 198V199H183ZM187 198V199H186ZM210 198V199H211ZM227 198V199H226ZM230 198V199H229ZM8 199V200H7ZM18 199V200H17ZM39 199L41 200V202L42 201H44V202H42V204H41V206H40V203H39ZM43 199V200H42ZM60 199H61V201H60ZM67 199V198H66ZM99 199H97V200H99ZM158 201H157V200ZM188 199H190L191 201L193 200H198V202L200 201V203H205L204 202V200L206 201V204H207V206L209 207H207L206 206V204H202L204 207H202V205L201 204H199L198 205V207L196 206L197 205V203L196 202H194V203H196V205H194L193 204V202H187L188 201ZM216 199V200H215ZM219 199V200H218ZM229 199V200H228ZM257 199L256 200H254L253 202H255L256 201V207H261V206H259V204L261 205L262 203H260L259 202V200L257 201ZM24 200V201H23ZM34 201L33 203L31 202V201ZM36 200H38V202L36 201ZM54 200H55V203H54ZM59 202H58V201ZM64 200V201H63ZM126 200H128L130 203L128 204V202L126 201ZM141 200V201H140ZM147 200V201H146ZM149 200V201H148ZM182 200V202H180V201ZM185 200H186V202H187V204H193V206L191 205V206H188V208L187 209H185V212H184V209H181L182 208V206H183V208H185V207H187L186 205V202H185ZM218 200V201H217ZM227 200V201H226ZM4 201V202H3ZM12 201V202H11ZM15 201V202H14ZM35 201L39 204V205H35ZM52 201H53V203H52ZM57 201V202H56ZM85 201V202H84ZM145 201V202H144ZM224 201V202H223ZM25 203L24 204V209H22V207H23V205L21 204V203ZM63 202V204L64 203H68V204H64V205H67V206H62V205H60L61 203ZM74 202V203H73ZM153 202V203H152ZM208 202V203H207ZM259 202V203H258ZM31 203H32V206H31ZM53 204V206L52 205H49V204ZM59 205V208H58V206H56L57 204ZM60 203V204H59ZM144 203V204H143ZM150 203V204H149ZM186 205H185V204ZM46 204L47 206L49 205V207L50 206H52V207H47V208H43V207H46V206H44V205ZM54 204H56L55 206H54ZM92 204V205H91ZM117 204H115V205H117ZM121 204H123V205H121ZM129 205V207H128V205ZM166 205V206H164V208H163V205ZM254 203H252V201H251V204L249 203L247 206H246V210H244V211H246V212H248L247 210H250V208H252V207H254L255 206V204L253 205ZM263 204H262V206H263ZM20 205H22V207L20 206ZM99 205V204H98ZM121 205V206H120ZM146 205V206H145ZM180 205V206H179ZM184 205H185V207H184ZM210 205V206H209ZM250 205H252L251 207H249ZM16 206V207H15ZM20 207L21 209H22V211H21V209L20 210H18L17 208L18 207ZM26 206V207H25ZM28 206H30V207H28ZM38 206V207H37ZM61 206V207H60ZM84 206H86V208L84 207ZM88 206V207H87ZM120 206V207H119ZM123 206V207H122ZM124 206H126V208L128 207V209H126ZM194 206H196V208L194 209V210H191V212H193V213H191L190 212V209H192V208H194ZM32 207H33V210H32ZM42 207V208H41ZM84 208V210H83V212L82 211H80L82 208ZM99 207V208H100ZM143 207V208H142ZM151 208V210H150V208H149V210H147V211H145V214H144V216L145 217H147L146 215V213H148V211L149 212H152L153 210L155 211L156 210V213L159 215V213L160 212H162V216H164V218L161 216V214L159 215V216H157V214H155V212H154V215H153V219L156 221V222H154V221H152V219H150V214L148 215L149 217V219L151 220H146V219H148V218H145L144 216H141L143 219H144V222H147V224L148 225H150L149 223H154L155 224V226L154 227H152V226H150L151 227V229H149V226L148 225H146L145 223H142V226H143V228L141 229V222H143V221H141V220H143V219H141V217H140V213H142V212H140V210H142V209H144V210H146L147 208ZM159 207L161 208V209H159ZM181 207V208H180ZM205 207H207V208H205ZM256 207L255 208H252V210H250L251 211V213H250V211L248 212V215L247 214H245V216H247L249 219L250 218H253V217H258V219H259V215H260V211L262 212V210L264 211V207L263 208H257V213H256V215L258 214V212H259V214L257 215V216H253V214H255V213H253L252 214V212H254V210H256ZM111 209V211L109 210V212H108V209ZM116 208H119L121 211H120V213H118L119 211H118V209H116ZM142 208V209H141ZM158 208V209H157ZM166 208V209H165ZM179 208H180V210H179ZM199 209V211H200V213H199V211H196V210H198ZM204 208V209H203ZM2 209V210H1ZM6 209V210H5ZM13 209H15V213L12 211ZM43 210V211H41V210ZM54 209H55V211H54ZM57 209V210H56ZM80 209V210H79ZM90 209V210H91ZM126 209V211H123V210H125ZM173 209H174V211H173ZM201 209H202V211H201ZM254 209V210H253ZM258 209H259V211H258ZM18 210V211H17ZM27 210V211H26ZM31 210V211H30ZM47 210V211H46ZM64 210V211H63ZM91 210V211H92ZM115 210H116V212H115ZM162 210V211H161ZM165 210V211H164ZM188 210H189V212L191 213H189V216H188V214H187V212H188ZM208 210V211H207ZM10 211H12V212H10ZM79 211V212H78ZM118 211V212H117ZM187 211V212H186ZM244 211H242V212H244ZM8 212V213H7ZM57 212H55V213H57ZM76 213V214H73V213ZM78 212V213H77ZM82 212V213H81ZM88 212V211H87ZM90 212V211H89ZM123 212V213H122ZM140 212V213H139ZM165 212V213H164ZM169 212V211H168ZM228 212H230V211H228ZM241 212V213H242ZM245 212V213H246ZM10 213V214H9ZM14 213V214H13ZM31 213H32V215H31ZM112 213H113V215H112ZM115 213V214H114ZM134 213V214H133ZM137 213V214H136ZM183 213V214H182ZM249 213H250V216H249ZM264 213V212H263ZM262 213V214H263ZM11 214H13V215H11ZM18 215V214H20L21 216H15V215ZM48 214V213H47ZM79 214V215H78ZM117 214V215H116ZM139 214V215H138ZM194 214V215H193ZM199 214V215H198ZM203 214V215H202ZM205 214V215H204ZM226 214L228 215L229 213H227L226 212ZM261 214V215H262ZM5 215V216H4ZM8 215V216H7ZM40 215H38V216H40ZM43 215H44V212H43ZM42 215V216H43ZM96 215V216H95ZM104 215V216H103ZM120 215V216H119ZM141 215H143V213L141 214ZM168 215H167V217H168ZM190 215H192L191 217H190ZM198 215V216H197ZM202 217H201V216ZM210 215V216H209ZM239 215V214H238ZM237 215V216H238ZM243 215H244V213H243ZM243 215L241 216V215H239V216H241V218L240 219H242V220H240L239 218V222L241 223V224H244V220L246 219L245 218V216H244V219H243ZM253 217H252V216ZM10 216H13L12 218L13 219H15L16 220V218L17 219H19L18 221H15V220H13ZM45 217L46 216H49V215H44ZM54 216V217H55ZM94 216V217H93ZM107 218H106V217ZM116 216V217H115ZM133 216V217H132ZM135 216V217H134ZM136 216H137V218H136ZM154 216H155V218H154ZM197 216V217H196ZM236 216V217H237ZM4 217V218H3ZM8 217V218H7ZM14 217H16V218H14ZM37 217V216H36ZM41 217V216H40ZM73 217V218H72ZM88 217V216H87ZM93 217V219H90V218H92ZM96 217L98 218L97 220H96ZM170 217H168V218H170ZM193 217H195V218H193ZM199 217H200V219H199ZM25 218V219H24ZM42 218V217H41ZM61 218V219H60ZM72 218V219H71ZM161 218H163V219H161ZM190 218L191 219H193V220H190ZM202 218H203V220H202ZM248 218L246 219V220H248ZM254 218V219H255ZM11 219V220H10ZM20 219H22V220H20ZM24 219V220H23ZM32 219L34 220V221H32ZM37 220H39L38 219V217L36 218ZM45 219H47V217L45 218ZM45 219H43L44 221L43 222H45ZM107 219V220H106ZM136 221H135V220ZM138 219V220H137ZM139 219H140V223H139V225L138 224H136V223H138L139 222ZM171 219V220H172ZM195 219V220H194ZM205 219V220H204ZM237 219V218H236ZM254 219H252V220H254ZM257 219V218H256ZM255 219V220H256ZM37 220H36V222H37ZM41 220V219H40ZM38 221V222H40V224H38L36 227H38V229H39V227H40V225H41V223L43 224V222L42 221ZM61 220V221H60ZM64 220V221H63ZM86 220H87V218H86ZM106 220V221H105ZM146 220V221H145ZM160 220V221H159ZM176 220V221H175ZM190 220V221H189ZM208 220V221H207ZM251 220V219H250ZM251 220V222H250V224L252 225L255 221H252ZM16 222V223H14V222ZM28 221L29 222H31V223H29L28 224ZM47 221H48V219H47ZM69 221H70V223H71V226L69 225L68 226V224H70L69 223ZM72 221H74V222H72ZM129 221H131V222H129ZM204 221H206L207 222V224H206V222H204ZM248 221H246L247 222V224L246 225H250L249 224V222ZM257 221V220H256ZM17 222H19V224H20V227L19 226H16V225H19ZM22 222V223H21ZM124 222V223H123ZM128 222L130 223V224H128ZM134 222V223H133ZM149 222V223H148ZM160 222V223H161ZM179 222V221H178ZM182 222V223H181ZM190 222V223H189ZM192 222V223H191ZM194 222V223H193ZM8 223V224H7ZM9 223H10V225H9ZM23 223H26V225H29V226H31L30 224H32L33 225V227L31 228V229H33L32 231L29 229V231L27 230V234H25V236L27 237V238H29L30 236H31V239H32V241H33V244H31L32 243V241L30 242V240H29V242H30V244L29 245H27L28 243L26 242V244L24 243V242H20L21 243V245H20V248H19V246H17L18 247V249L16 250V249H9V248H13L14 246H13V243L14 242H16V243H14V244H18L19 243V241H23L24 239H22V238H24L23 236H24V228H22V227H24L25 225H22ZM46 223V222H45ZM46 223V224H47ZM72 223H73V226H75V227H73L72 229H71V227H72ZM97 223H99V224H97ZM106 223V224H105ZM152 223V224H153ZM159 223V224H160ZM187 223H189V224H187ZM226 222H222V224H220V228H221V230H222V232L224 231V229H225V231H224V234L225 233H228L230 230H229V228H231V227H227V228H225L226 226H228L227 224H225ZM6 224V225H5ZM14 226H13V225ZM37 223H35V225H36ZM46 224H45V226H46ZM86 224H88L89 226L87 227V225ZM126 224H128V225H126ZM151 224V225H152ZM187 224V225H186ZM195 224V225H194ZM255 224V223H254ZM102 225V226H101ZM126 225V226H125ZM131 225V227L133 226H137L138 225V228L136 227V231H135V229L132 227H129L128 229H127V227L128 226H130ZM157 225V226H156ZM190 225H191V228H189L190 227ZM226 225V226H225ZM245 225V224H244ZM5 226H6V228H5ZM15 226H16V228H15ZM42 226H44V225H42ZM141 226V227H140ZM186 226V227H185ZM193 226V227H192ZM204 226V227H203ZM4 227V228H3ZM10 227H11V229H10ZM17 227H18V229L20 228V230H21V232H23V233H20V236H21V234H23V236L20 238L19 237V235H17V234H19V233H16L15 231H17ZM25 227H27L28 228V226H25ZM68 227H70V229L68 228ZM76 227H78V232L76 231ZM92 228V229H90V228ZM124 227H125V229H124ZM148 227V228H147ZM202 227V228H201ZM13 228H15V229H13ZM59 228V229H58ZM75 228V229H74ZM89 228V229H88ZM130 228H131V230L132 229H134V231L136 232V233H138V234H136L133 230H132V232H134L133 234H134V237H135V239L133 238V237H130L131 235V231H130ZM140 228V229H139ZM153 228H155V229H153ZM189 228V229H188ZM6 229H7V231H6ZM24 229V230H23ZM38 229H36L35 230V232H36V234H38ZM95 229H97V230H95ZM120 229H122V230H120ZM126 229L128 230V231H126ZM171 229L173 230V231H171ZM210 229V228H209ZM4 230H5V232H4ZM10 230V231H9ZM11 230H13V231H11ZM74 230V231H73ZM101 232H103V233H101ZM148 230V231H147ZM228 230V231H227ZM26 231V230H25ZM40 231V230H39ZM98 231V232H97ZM120 231V232H119ZM127 233H126V232ZM166 231V232H165ZM169 231H171V232H169ZM202 231V232H201ZM3 232V233H2ZM7 232V233H6ZM10 232V233H9ZM18 232H20L19 230H18ZM29 232V233H30ZM86 232V233H85ZM124 232L127 234V235H125V237H126V239H125V237L123 236L124 235ZM140 232V233H141ZM144 232V231H143ZM177 232H179V233H177ZM201 232V233H200ZM12 233H13V235H12ZM41 233V232H40ZM77 233H78V235H77ZM101 233L102 235H99V234ZM121 233V234H120ZM130 233V234H129ZM144 233V234H145ZM170 233H175V234H180L179 235V237L177 238V235L176 236H173V234L170 236ZM17 236H16V235ZM43 234H39L40 236H42ZM73 234V235H72ZM96 234V235H95ZM98 234V235H97ZM133 234H132V236H133ZM136 234V235H135ZM208 234V233H207ZM207 234L205 235H203L204 236V238L203 237H200V241L198 242V243H196L197 244V246H195V244H194V246L193 247H191V248H193V249H191L190 251L192 252V253H194L195 252V254H197L198 255V253L200 252V254H204V253H206V252H208L209 251V248H210V250H211V247H214V245H213V242H210V243H212V244H200L201 243V241H203L206 237H207ZM6 235H8L7 236V239L8 240H6ZM10 235V236H9ZM11 235L12 236H16L15 238L14 237H12V242H11ZM34 235V234H33ZM60 235V236H59ZM88 235V236H87ZM121 235V237H119ZM129 235V236H128ZM139 235V236H138ZM164 235H162L161 237H163ZM201 235V236H202ZM5 236V238H3ZM59 236V237H58ZM93 236H94V239H93ZM99 237L98 239L96 238V237ZM129 238H128V237ZM169 236H170V238L171 237H173V239H168L169 238ZM10 237V238H9ZM43 237V236H42ZM85 237V238H84ZM124 237V239H122ZM141 237V236H140ZM160 236H158V238H157V235L156 236H154V238L152 239L153 241H154V239L155 238H157V239H159V242H160V244H156L155 246H160V245H164V238H163V240H162V238H161ZM168 237V238H167ZM20 238V239H19ZM26 238V239H27ZM34 238V239H33ZM41 238V237H40ZM119 238V239H118ZM128 238V239H127ZM134 239V241L135 240H137V241H133V239ZM161 238V239H160ZM16 239H18V243H17V241H16ZM84 241H83V240ZM88 239V240H87ZM90 239H91V241H90ZM130 239L132 240V242H133V244H132V242H130L132 245V247L131 246H129V242L128 241H130ZM6 240V241H5ZM9 240H10V242H9ZM13 240H14V242H13ZM28 240H26V241H28ZM62 240V241H61ZM65 240H67V241H65ZM80 240V241H79ZM121 241L122 242V245H121V242H118V241ZM140 240V241H139ZM149 241V243L151 242V244H149L148 243V245L149 246H151L152 245V242L153 241ZM156 240V239H155ZM178 240H180V242L178 241ZM39 241V242H38ZM65 241V242H64ZM96 241V242H95ZM161 241H163L164 243H161ZM88 242V243H87ZM124 242V243H123ZM129 243L128 245L126 244V243ZM172 242V243H171ZM218 242H220V241H217V243L214 241V243L216 244L215 246L217 247L219 244H218ZM262 242L263 243H261L260 242V244L259 245H261V246H264V240H262ZM12 244V245H10V244ZM19 243V244H20ZM37 243V244H36ZM41 243V242H40ZM49 243V244H48ZM118 243H120V245L118 244ZM135 243H137L136 245H135ZM174 243V244H173ZM2 244V245H1ZM115 244V245H114ZM117 244V245H116ZM124 244L125 245H127V247H128V249H127V247H125L124 246ZM140 244H139V246H140ZM153 244H154V242H153ZM176 244V245H175ZM27 245V246H26ZM89 245V246H88ZM134 245V246H133ZM206 245V246H205ZM207 245H208V248H207ZM212 245V246H211ZM2 246V247H1ZM13 246V247H12ZM42 246H44V247H42ZM76 246V247H75ZM79 248H78V247ZM115 246V247H114ZM117 246H120V247H117ZM144 246V245H143ZM154 246V245H153ZM152 246V247H153ZM205 246V247H204ZM211 246V247H210ZM9 247V248H8ZM17 247H15V248H17ZM24 247V248H23ZM114 247V248H113ZM122 248L123 250L121 251L120 249H117V251L119 252V253H117V255L115 256V254H116V251H111V249H115V248ZM138 247V245L136 246V248ZM172 247V246H171ZM198 247H203L204 248V250H205V252L203 251V249L202 248H198ZM216 247H214V248H216ZM7 248L9 249L8 250V252L6 251L7 250ZM26 248V249H25ZM34 247H32V249H33ZM38 248V249H37ZM44 248H45V250H44ZM76 248V249H75ZM77 248H78V250H77ZM85 248V249H84ZM96 248V249H95ZM131 248V249H130ZM132 248H134L133 250H132ZM195 248V249H194ZM4 249H6V250H4ZM42 249V250H41ZM65 249V250H64ZM71 249H74V250H71ZM207 249H208V251H207ZM213 249V248H212ZM4 250V251H3ZM12 250H13V252H12ZM116 250V249H115ZM201 250L204 252V253H201ZM6 251V252H5ZM16 251H18V252H16ZM60 251L61 252H64V253H60ZM82 251V252H81ZM110 251V252H109ZM145 252H143V254H145L146 253V250H144ZM196 251L198 252V253H196ZM3 252H5L7 255H5V253H3ZM12 252V253H11ZM20 252V253H19ZM24 252V253H23ZM37 252V253H36ZM60 253V254H58V257L59 258H57V256H56V258L53 256V255H56V253ZM74 252V253H73ZM78 253V255H77V253ZM126 252H127V255H125L126 254ZM136 252V253H135ZM15 253V254H14ZM34 253H35V257H34ZM41 253V254H40ZM104 253H106L107 254V257H106V255L104 254ZM109 253V254H108ZM181 254H183L184 253V251H181L180 252ZM10 254V255H9ZM17 254H19V255H17ZM61 254H63V256L61 255ZM129 254V255H128ZM135 254H136V256L137 257H139V258H136V256H135ZM142 254V255H143ZM174 254H176V252H174ZM21 255V256H20ZM180 255V254H179ZM184 255V254H183ZM182 255V256H183ZM6 256H8V257H6ZM23 256V257H22ZM33 256V257H32ZM102 256V257H101ZM112 256V255H111ZM176 256V255H175ZM181 255L180 256H178V254H177V257H182ZM27 257V256H26ZM55 259H54V258ZM93 257V258H92ZM118 257V258H117ZM135 257V258H134ZM160 257V258H159ZM10 258V259H9ZM28 258V257H27ZM105 258V259H104ZM113 258V259H114ZM130 258V259H129ZM14 260V261H12V260ZM49 260V262L51 261V263H48L47 261ZM52 259H54V260H52ZM58 259V260H57ZM62 259V260H61ZM71 259V260H70ZM127 259H125L126 261H124V262H122L123 264H125V262L127 263L128 261H127ZM138 259H140V260H138ZM161 256H158V258L156 257V261H160L161 262ZM9 260V261H8ZM12 262H11V261ZM21 260L18 262L17 261V263H20L21 262ZM24 260H22V263H20V264H24ZM55 260H57V261H55ZM102 260V261H101ZM60 261V262H59ZM70 261H71V263H70ZM103 261H104V263H103ZM106 261V262H105ZM109 261H110V263H109ZM138 261V262H137ZM177 261H178V258H177ZM9 262V263H8ZM28 262V263H27ZM56 262V263H55ZM142 262V263H141ZM160 262H159V264H160ZM128 263H130V262H128ZM131 263V264H132ZM162 264H163V262H161ZM115 264H117V263H115ZM121 264V263H120Z\"/></svg>","mask_w":264,"mask_h":264},{"label":"bare ground","instance_id":"2","mask_svg":"<svg viewBox=\"0 0 264 264\" xmlns=\"http://www.w3.org/2000/svg\"><path fill=\"white\" fill-rule=\"evenodd\" d=\"M41 1H42V0H41ZM41 1H40V2H41ZM43 1H44V0H43ZM49 1H50V0H49ZM53 1H54V0H53ZM65 1H66V0H64V2H63V4H64V6H63V4L58 0V2H60L61 5H62V6L59 5V6H60L59 9H61V10H60L61 13H62L64 10H65V12H66L67 10H68V11L72 10V8H71L70 10H69V8H70V6L74 3V1L71 0V1H73L72 3L69 2L70 0L66 1L67 3L69 2L68 4L65 3ZM76 1H78V0H76ZM79 1H80V0H79ZM100 1H101V0H100ZM100 1H96V2H100ZM102 1H103V0H102ZM111 1H112V0H111ZM116 1L118 2L119 0H113L112 3H114V2L116 3ZM148 1H149V0H148ZM171 1H172V0H171ZM171 1L168 0V4H170V5H168V4H167V5H168V6H173V7H167V8H170V9H166V8H165L166 6L163 7L164 5H162V9L164 8V9H163L164 11H163L162 13H160V11H162L161 7H160V10H158L159 12L157 11V9H158L159 7H157V9L155 8L156 12H155V10L153 11V9H154V8H153V9H152L153 14H154V13H159V15L162 14L161 18H163V17L165 16V14H163V13H167V12H168V13H171V12H172V9H171V8H175V9H173V11L176 10V8H177L178 5H177V6H174L173 4L176 3L175 0H173L175 3H174V2H171ZM208 1H210V0H208ZM208 1L206 0V2H205V0H204V3H205V4L203 5L204 7H206V6L208 5V3H209ZM212 1H213V0H212ZM212 1H211V2H212ZM214 1L216 2V1H218V0H214ZM222 1H223V0H222ZM222 1L219 0V2H222ZM233 1H234V2L231 3V4H230V2H229V3H228V6H226V3H224L225 6L227 7V8H226V7H225V8L228 9V10L225 11L226 13L223 12V13L225 14L224 16H222V14H221L222 18H219V21H222V23L219 22V23L221 24V27H219L218 25H220V24L217 23V24H218L217 27H219V31L221 30L220 33H222V31L225 32L223 29H226V30H228V31H230V32H234V31L236 32V31L238 30V31H239V34H241V33H240V32H241V31H240L241 29H238V28H239V25H240V24L242 25V23L245 21V18H246V17H245V18H244V17H243V18H241V17L239 18V14H243V15H245L244 13H246V10H247V9H250V7L252 8V6H253L252 9H253V10H256V12H257V9H258V11H259L258 13L260 14V16H261V13L263 12V11H262L263 8H261V7H263L262 5H264V4H263V3H264V0H233ZM11 2H12V1H11ZM13 2H14V1H13ZM21 2H22V1H21ZM21 2H20V3H21ZM207 2H208V3H207ZM211 2H210V4H211ZM219 2H217V3H219ZM223 2H224V1H223ZM51 3H52V5H55V4H54L55 2L53 3V2L51 1ZM51 3L48 2V4H50V5L47 6L46 9H48V8L51 6V7H50V10H51V12H52L54 7L51 5ZM112 3H111V4H112ZM155 3H156V0H155ZM165 3H166V2H165ZM172 3H173V4H172ZM202 3H203V2H202ZM57 4H58V3H57ZM65 4H66V5H65ZM120 4H121V0H120ZM140 4H141V3H140ZM140 4H139V5H140ZM177 4H178V3H177ZM210 4L208 5L209 8H210V6L212 5V4H211V5H210ZM214 4H215V3H214ZM19 5H20V4H19ZM19 5H18V6H19ZM74 5H76V4H74ZM74 5H72L71 7H73ZM87 5H88V4H87ZM152 5H153V4H152ZM156 5L158 6V4H156ZM175 5H176V4H175ZM183 5H184V4H183ZM201 5H202V4H201ZM110 6H112V5H110ZM124 6H125V5H124ZM129 6H130V5H129ZM160 6H161V4H160ZM4 7H5V6H4ZM37 7H38V6H37ZM40 7H41V5H40ZM57 7H58V6H57ZM62 7H63V8H62ZM75 7H77V6H75ZM75 7H74V8H75ZM102 7H103V6H102ZM179 7H180V6H179ZM197 7H198V6H197ZM200 7H201V6H200ZM213 7H214V5H213ZM254 7L257 8V9H254ZM12 8H13V6H12ZM32 8H33V6H32ZM55 8H56V7H55ZM67 8H68V9H67ZM79 8H80V7H79ZM82 8H83V7H82ZM107 8H110V7H107ZM113 8H114V7H113ZM144 8H145V7H144ZM150 8H151V7H150ZM206 8H208V7H206ZM215 8H216V7H215ZM215 8H214V9H215ZM15 9H16V8H15ZM15 9H13L12 11L15 12ZM28 9H29V8H28ZM28 9H27V11H28ZM62 9H64V10H62ZM75 9H76V8H75ZM147 9H149V6H148ZM147 9H146V10H147ZM165 9L168 10V11L166 12ZM202 9H203V8H202ZM210 9L213 10V8H210ZM223 9H224V8H223ZM260 9H262V10H261V11H262L261 13H260ZM18 10H19V9H18ZM34 10H35V9H34ZM48 10H49V9H48ZM77 10H78V8H77ZM77 10H76V11H77ZM97 10H98V9H97ZM100 10H101V9H100ZM169 10H171V12H169ZM180 10H181V9H180ZM188 10H189V9H188ZM195 10H196V9H195ZM198 10H199V9H198ZM203 10H204V9H203ZM44 11H45V10H43V12H44ZM54 11H55V10H54ZM101 11H102V10H101ZM104 11H105V10H104ZM134 11H135V10H134ZM196 11H197V10H196ZM206 11H207V10H206ZM206 11H205V12H206ZM208 11H209V10H208ZM3 12H4V11H3ZM32 12H33V11H32ZM43 12H42V14H43L44 16H46L45 13H48V12H50V11H47V10H46L44 13H43ZM51 12H50V13H51ZM56 12H57V11H56ZM56 12H55V13H56ZM92 12H93V11H92ZM94 12H95V11H94ZM174 12H175V11H174ZM174 12H173V14H174ZM180 12H181V11H180ZM248 12H249V14H250V13L252 12V10H251V12H250V10H249ZM248 12H247V15H249ZM254 12H255V11H254ZM68 13H69V12H68ZM95 13L98 14V11L95 12ZM95 13H94V14H95ZM105 13H106V12H105ZM120 13H121V12H120ZM141 13H142V12H141ZM143 13H144V12H143ZM178 13H179V12H178ZM212 13H213V12H212ZM215 13H217V12H215ZM28 14H29V13H28ZM30 14H31V13H30ZM69 14H70V13H69ZM92 14H93V13H92ZM94 14L92 15L93 17H94ZM97 14H95V15H97ZM103 14H104V13H101V12H100V13H99V16H101V15H103ZM109 14H110V13H109ZM109 14H107V15L105 14V15H104V16H106L105 19H107V16H108ZM139 14H140V13H139ZM150 14L152 15V13H149V14H148L149 17L151 18ZM175 14H176V13H175ZM185 14H186V13H185ZM252 14H253V13H252ZM252 14H251V15H252ZM31 15H32V14H31ZM37 15H38V14H37ZM43 15H41V17H40V20H41V21L44 20V16H43ZM51 15H52V13H51ZM51 15H50V16H51ZM60 15H61V14H60ZM157 15H158V14H157ZM157 15L155 16V14H154V15H153V18H151V19H152V20H153V19L155 20V17H157ZM159 15H158V17H159ZM247 15H246V16H247ZM256 15H257V14H256ZM6 16H7V15H6ZM52 16H53V15H52ZM54 16H55V15H54ZM62 16H64V14H63ZM62 16H61V17H62ZM110 16H111V15H109V18H110ZM125 16H126V17H127V16L129 17V15L126 14V15H124L121 19H122V20H125V19H126ZM131 16H132V15H131ZM143 16H144V15H143ZM154 16H155V17H154ZM191 16H192V15H191ZM208 16H209V15H208ZM221 16H220V17H221ZM254 16H255V15H254ZM254 16H253V17L247 16L245 23H246V22H249V21H247V19H248V17H250V19H249V20H250V22H249V26H250V25H251V19H252V18H253V19L256 18V16H255V18H254ZM262 16H263V15H262ZM21 17H22V16H21ZM27 17H28V16H27ZM29 17H30V15H29ZM42 17H43V19H41ZM47 17H48V16H47ZM55 17H56V16H55ZM97 17H98V16H96V18H97ZM101 17H102V16H101ZM101 17H99V18H101ZM111 17H112V16H111ZM149 17H148V18H149ZM158 17H157V18H158ZM168 17H169V15H168ZM263 17H264V16H263ZM22 18H24V16H23ZM22 18H21V19H22ZM35 18H36V17H35ZM35 18H34L33 20H35ZM37 18H38V17H37ZM48 18H49V17H48ZM48 18H47V19H48ZM51 18H52V17H51ZM57 18H58V17H57ZM94 18H95V17H94ZM94 18H93V21L95 20ZM109 18H108V21L106 20L105 22H106V25L108 24L109 27H110L108 30H111V31H112V27H111V26H113V25H110V24H112V22H110V20L112 21V18H111L110 20H109ZM123 18H125V19H123ZM140 18H141V17H140ZM150 18H149V20H150ZM157 18H156V20H157ZM210 18H211V16H210ZM259 18H261V17H259ZM259 18H258V19H259ZM97 19H98V18H97ZM103 19H104V18H103ZM103 19H102V21H103ZM105 19H104V20H105ZM129 19H131V18H128V19H126V20H129ZM194 19H195V18H194ZM239 19H244V21L242 20V21H243V22H242V21H240ZM31 20H32V19H31ZM98 20H99V19H98ZM98 20H97V21H98ZM122 20H121V21H122ZM143 20H146V19L143 18L142 21H143ZM159 20H160V18H158L157 22H158ZM163 20H167V18L165 19V17H164ZM168 20H169V18H168ZM173 20H174V19H173ZM205 20H206V19H205ZM210 20H211V19H210ZM260 20H261V19H260ZM263 20H264V19H263ZM0 21H1V20H0ZM15 21H16V20H15ZM35 21H36V20H35ZM35 21H34V22H35ZM38 21H39V19H38ZM44 21H45V20H44ZM57 21H58V20H57ZM97 21H95V22H93V23L96 24ZM99 21H100V20H99ZM121 21H120V22H121ZM147 21H148V20H147ZM161 21H162V19H161ZM161 21H159V22H161ZM195 21H196V20H195ZM213 21H214V20H213ZM216 21H217V20H216ZM239 21L242 22V23L239 24ZM42 22H43V21H42ZM71 22H72V21H71ZM103 22H104V21H103ZM103 22H102V24H105V22H104V23H103ZM107 22H108V23H107ZM118 22H119V21H118ZM122 22H123V21H122ZM124 22H125V24L129 23V21H128L127 23H126V21H124ZM124 22H123V24H124ZM154 22H156V21H153V23H154ZM165 22H166V21H165ZM165 22L162 21V23H165ZM217 22H218V21H217ZM256 22L260 24V22H258V21H256ZM261 22H262V21H261ZM39 23H40V25H41V22H38V24H39ZM109 23H110V24H109ZM130 23H131V22H130ZM144 23H145V22H144ZM144 23H140V25H139L138 27H140V26H142V25L145 26ZM149 23H150V22L148 21L147 24L149 25ZM162 23H160V24H162ZM194 23H195V22H194ZM198 23H200V22H198ZM245 23H243L244 26L247 25V24L245 25ZM262 23H263V22H262ZM17 24H18V23H17ZM20 24H21V23H20ZM82 24H83V22H82ZM98 24H99V25H98ZM98 24H97V25H98V28H99V26L101 25V22H99ZM141 24H142V25H141ZM154 24H155V23H154ZM195 24H196V23H195ZM202 24H203V22H202ZM40 25H37V23H36V26H38L37 29H39ZM59 25H60V24H59ZM87 25H88V24H87ZM87 25H86L85 29L88 28ZM91 25H93V24H91ZM91 25H90V27H92ZM108 25H107V26H108ZM150 25H151V24H150ZM150 25H149L148 27L146 26V29L149 30V29L151 28ZM162 25H163V24H162ZM208 25H209V24H208ZM256 25L258 26V24H256ZM256 25H255V27H256ZM10 26H11V25H10ZM93 26H94V25H93ZM103 26H104V25H103ZM103 26H101L102 29L106 30L107 27H106V28H103ZM123 26H124V25H123ZM152 26H154V25L152 24ZM156 26H157V28H158V23H157ZM244 26H240V27L243 28ZM249 26L247 27L248 29H249ZM51 27H52V26H51ZM51 27H50V28H51ZM116 27H117V26H116ZM135 27H136V26H135ZM142 27H143V26H142ZM167 27H168V26H167ZM167 27H166V28H167ZM203 27H204V26H203ZM208 27H209V26H208ZM210 27H211V26H210ZM215 27H216V26H215ZM255 27L253 28L254 31H255ZM15 28H16V27H15ZM35 28H36V27H35ZM78 28H79V27H78ZM94 28H95L94 31L96 32V30H97L98 28H96V27H94ZM120 28H122V27H120ZM128 28H129V27H128ZM157 28H156L155 30H157ZM195 28H196V27H195ZM195 28H193V30H195ZM204 28H205V27H204ZM204 28H203V29H204ZM262 28H263V27H262ZM20 29H21V28H20ZM31 29H32V28H31ZM42 29H44V28H42ZM42 29H41V30H42ZM66 29H67V28H66ZM90 29H91V28H90ZM102 29H101V30H102ZM118 29H119V28H118ZM131 29H132V28H131ZM136 29H137V28H136ZM139 29H142V28H139ZM144 29H145V27H144ZM144 29H143V31H144ZM151 29L153 30V28H151ZM199 29H200V27H199L198 29L196 28V33H198L197 30H199ZM23 30H24V29H23ZM41 30H40V31H41ZM104 30H103V31H104ZM128 30H129V29H128ZM137 30H138V29H137ZM137 30H136V31H137ZM148 30H146V31H148ZM193 30H190V32L193 31ZM256 30L261 31L260 29H256ZM263 30H264V28H263ZM24 31H25V30H24ZM37 31H38V30H37ZM42 31H43V30H42ZM45 31H46V29H45ZM45 31H44V32H45ZM47 31H49V30H47ZM47 31H46V33H47ZM54 31H55V30H54ZM77 31H78V30H77ZM97 31L99 32V31H100V28H99ZM106 31H107V30H106ZM106 31H105L104 33L102 32L103 34L100 33L102 39H100V37H99V38L96 40V42H97L98 40H103V38H104L103 41L106 40V38L108 37V35H107V36L105 35L106 33H108V31H107V32H106ZM111 31H110V33H111ZM136 31H134V33H135ZM139 31H140V30H139ZM150 31H151V30H150ZM163 31H164V30H163ZM167 31H169V30L167 29ZM167 31H165V32H167ZM201 31H202V30H201ZM201 31H200V32H201ZM204 31H205V30H204ZM212 31H213V30H212ZM245 31H247V30H245ZM245 31H244V32H245ZM252 31H253V30H252ZM86 32H87V30H86ZM86 32H84V33H85V35L87 36V34H88L89 32H91V30H89L87 33H86ZM100 32H101V31H100ZM117 32H118V31H117ZM124 32H128V31H124ZM129 32H130V31H129ZM129 32H128V33H129ZM132 32H133V31H131V33H132ZM155 32H156V31H155ZM155 32H154V33H155ZM213 32H214V31H213ZM235 32H234V34H235ZM248 32H249V31H248ZM256 32H257V31H256ZM12 33H14V32H12ZM17 33H19V32H17ZM27 33H28V32H27ZM39 33H40V32H39ZM41 33L44 35L43 32H41ZM41 33H40V35H41ZM50 33H52V32H50ZM50 33H49V34H50ZM91 33L94 34V33H93V29H92V32H91ZM110 33H109V36H111V35L113 34V33H112V34H110ZM118 33H119V32H118ZM122 33H123V32H121V34H122ZM128 33H127V34H128ZM137 33H138V32H137ZM139 33H141V34L143 35L144 32H143V33H142V32H139ZM145 33H146V35H148V34H147L148 32H145ZM150 33H153V32H150ZM168 33H169V32H168ZM192 33L194 34L195 31L192 32ZM215 33H216V32H215ZM257 33L259 34V32H257ZM257 33H256V34H257ZM263 33H264V31H263ZM263 33H262V34H263ZM20 34H21V33H20ZM132 34H133V33H132ZM132 34H130V35L128 34V35L131 36ZM193 34H192V35H193ZM201 34H202V33H201ZM205 34H206V33H205ZM208 34H209V32H208ZM210 34H211V31H210ZM213 34H214V33H213ZM224 34H225V33H224ZM245 34H246V33H245ZM253 34H255V33L253 32L252 35H253ZM2 35H3V34H2ZM4 35H5V34H4ZM15 35H16V34H15ZM31 35H32V34H31ZM35 35H36V34H35ZM85 35H84V37H86ZM89 35H90L91 37L93 36V35H91L90 33H89ZM89 35H88V37H89ZM113 35H114V34H113ZM122 35H123V34H122ZM142 35H141V36H142ZM196 35H197V34H196ZM199 35H200V34H199ZM217 35H218V34H217ZM236 35H238V32L236 33ZM252 35H251V33H249V36H248V35H245V36L250 37V36H252ZM8 36H9V35H8ZM17 36H19V35H17ZM28 36H29V35H28ZM41 36H42V35H41ZM102 36H106V38H105V37H102ZM116 36H117V35H116ZM125 36H127V35H125V34H124V36H120V35H118L117 37H118L119 39H120V38L122 39V38H124ZM133 36H136V34L133 35ZM141 36H140V34H139V37H141ZM143 36H144V35H143ZM143 36H142V37H143ZM200 36H201V35H200ZM205 36L208 37V36H210V35H207V34H206ZM228 36H229V35H228ZM238 36H239V35H238ZM241 36H242V35H241ZM245 36H244L243 38L247 39ZM255 36H256V35H255ZM255 36H254L255 39H256V37L258 36V37H257V41H258L259 35H257L256 37H255ZM263 36H264V35H263ZM15 37H16V36H15ZM15 37H14V38H15ZM19 37H20V36H19ZM25 37H26L25 35H22V34H21V37L19 38V40L24 39V40H21V41H23V42H24V41H28L29 38L26 39ZM43 37H44V36H43ZM43 37H42V38H43ZM139 37L136 36L137 39H139ZM142 37H141V38H142ZM144 37H146V36H144ZM144 37H143V38H144ZM188 37H189V36H188ZM195 37H196V36H195ZM197 37H198V36H197ZM218 37H220V35H218ZM230 37H231V36H230ZM252 37H253V36H252ZM12 38H13V37H12ZM14 38H13V40H14ZM30 38H32V37H30ZM95 38H97V37H95ZM95 38H91V40H92V39L95 40ZM108 38H109V37H108ZM112 38L115 39V37H112ZM112 38H111V39H112ZM129 38H131V37H129ZM136 38H135V39H136ZM192 38H193V37H192ZM202 38H203V37H202ZM220 38L222 39V38H224V36L222 37V35H221ZM232 38H233V37H232ZM261 38H262V37H260L259 39H261ZM263 38H264V37H263ZM263 38L261 39V41L263 40ZM4 39L7 40V39H9V38L7 37V39H6V37H5ZM37 39H38V38H37ZM48 39H49V38H48ZM87 39H88V38H87ZM87 39H85V41H87ZM114 39H113V40H110V42H111V41H112V43H114L113 41L117 42L116 40H118V39H115V40H114ZM126 39H127V38H126ZM153 39H154V38H153ZM193 39H194V38H193ZM206 39H207V38H206ZM215 39H216V36H215V35L210 36V37H209V41L206 42V44L208 43L207 46H211V45H209V44H213L214 42H215V44H217L216 41H215ZM226 39H227V38H225V39L222 40V41H225ZM229 39H230V38H229ZM255 39H252L253 41H251V42H254ZM10 40H11V39H9V41H10ZM44 40H45V39H44ZM44 40L42 39V41H44ZM91 40H90V38H89L88 43H87V42H84V41L82 40V42H81L80 44H82V43H84L85 45L90 44L89 41H91ZM122 40H123V39H122ZM127 40H129V39H127ZM158 40H159V39H158ZM186 40H187V39H186ZM189 40H191V39H189ZM216 40H217V42H218V41H220V43L222 42L221 40H219V38L216 39ZM248 40H251V38L248 39ZM3 41H4V40H3ZM9 41H4V43H6L7 45H8V44L10 45L11 41H10V43H8ZM17 41H18V40H17ZM17 41L15 40L16 43L13 42V43H15V46H17L16 44L19 43V42H17ZM21 41H20V43L22 44ZM39 41H41V40H39ZM45 41H46V40H45ZM103 41H102V44H103ZM118 41H119V40H118ZM120 41H121V40H120ZM120 41H119V42H120ZM201 41H202V39H201ZM240 41H241V40H240ZM242 41H243V40H242ZM261 41H260L259 43H261ZM28 42H30V41H28ZM28 42H27V43H28ZM31 42H32V41H31ZM35 42H36V41H35ZM94 42H95V41H94ZM96 42H95V43H96ZM98 42H99V44H101V41H98ZM98 42H97V43H98ZM105 42H106V41H105ZM105 42H104V43H105ZM124 42H125V41H124ZM132 42H133V40H132ZM135 42H136V41H135ZM161 42H162V41H161ZM161 42H160V43H161ZM191 42H192V41H191ZM199 42H200V41H199ZM225 42H227V40H226ZM225 42H224V43H225ZM263 42H264V40H263ZM33 43H34V42H33ZM33 43H32V44H33ZM44 43H45V42H43V44H44ZM86 43H87V44H86ZM185 43H187V42H185ZM185 43H184V45H185ZM201 43H205V41H204V42L202 41ZM224 43L222 42L221 45H222V46H225ZM256 43H257V42H255V43H253V44L251 43L250 46H252V45H253V46H256V45H255ZM0 44H2V43H0ZM21 44L18 46V47H19L18 49H16V48H17V47H16V48H14V50L16 49L17 52H18L19 49L21 48ZM30 44H31V43H30ZM93 44H94V43H93ZM99 44H98V46H99ZM137 44H139V43H137ZM188 44H189V43H188ZM215 44H214V46H215ZM218 44H219V43H218ZM227 44H229V43H227ZM227 44H226V47L230 46V45H227ZM7 45H6V47L8 48ZM11 45H12V44H11ZM11 45H10L9 48H11L14 44H13L12 46H11ZM28 45H29V44H27L26 46H28ZM41 45H42V44H41ZM41 45L39 46V48L41 47ZM44 45H45V44H44ZM70 45H71V44H70ZM96 45H97V44H96ZM106 45H107V44H106ZM112 45H113V44H112ZM117 45H118V43H117ZM155 45H156V44H155ZM155 45H154V47H155ZM157 45H159V44H157ZM189 45H190V44H189ZM189 45H188V46H189ZM22 46H24V45H22ZM29 46H30V45H29ZM29 46H28V47H29ZM80 46H81V45H80ZM186 46H187V45H186ZM186 46H184V47H186ZM188 46H187V49H186V50H188V48L191 47V46H190V47H188ZM207 46L205 45V48H206ZM212 46H213V45H212ZM217 46H218V45H217ZM253 46H252V48H253ZM257 46H258V44H257ZM0 47H1V46H0ZM33 47L35 48V46H32V48H28L29 51H28V50H25V52L27 51L28 53H29V52L31 53V55H30V53H29V54L27 53L28 56H34V55H35V54H33V52H34V48H33ZM43 47H44V46H43ZM91 47H92V46H91ZM96 47H97V46H96ZM99 47H100V46H99ZM101 47L105 49V45H104V47L101 45ZM101 47H100V49H102ZM151 47H152V46H151ZM172 47H173V46H172ZM184 47H182V48H184ZM194 47H196V46H194ZM200 47H201V46H200ZM202 47H203V46H202ZM219 47H220V49L222 50L220 44H219L218 48H219ZM237 47H238V46H237ZM240 47H243V46H240ZM240 47H239V48H240ZM4 48H5V47H4ZM12 48H13V47H12ZM26 48H27V47H26ZM73 48H74V47H73ZM94 48H95V47H94ZM115 48H116V47H115ZM135 48H136V47H135ZM155 48H156V47H155ZM191 48H192V47H191ZM196 48H197V47H196ZM205 48H204V49H199V50L202 51V50H205ZM208 48H209V47H208ZM208 48H207L206 50H207V51H209V50L211 51L214 47H213V48L210 47L209 50H208ZM211 48H212V49H211ZM229 48H230V50L232 49L231 47H229ZM229 48H228V49H229ZM239 48H238V49H239ZM247 48H248V47H247ZM254 48H255V47H254ZM254 48H253V49H254ZM1 49H2V48H1ZM21 49H22V48H21ZM21 49H20V50H21ZM23 49H25V46L23 47ZM23 49H22V52L24 51ZM41 49H42V48H41ZM44 49H45V48H44ZM97 49H98V48H97ZM130 49H131V48H130ZM180 49H181V48H180ZM214 49H215V48H214ZM220 49H219V50H220ZM238 49H237V50H238ZM4 50H5V49H4ZM16 50L14 51L15 54H16ZM75 50H76V49H75ZM75 50H74V51H75ZM83 50H84V49H83ZM118 50H119V49H118ZM190 50H191V49H190ZM199 50H197V51H198V52H197L196 49H195V50H193V51H191V52L193 53L194 51H196V52H197V57H198V58H199V57L203 58V57H202V56H204L203 54H202L201 56H199V54H198V53H199ZM206 50H205V53H204V54L208 53V52H206ZM216 50H217V49H216ZM216 50H214V51L216 52ZM221 50H220V52H221ZM224 50L226 51L227 49H225V47H224ZM242 50L244 51V49H242ZM242 50L240 51L239 55H237V56H238L237 58H236V56H234V57L236 58V62L238 61L237 59H238L239 57L243 58L242 56H240V54L242 53ZM246 50H247V49H246ZM0 51H1V50H0ZM6 51H7V50H6ZM8 51H9V50H8ZM64 51H65V50H64ZM78 51H79V50H78ZM156 51H157V50H156ZM178 51H179V53H180V50H179V49H178ZM184 51H185V50H184ZM184 51H183V52H184ZM188 51H189V50H188ZM201 51H200V52H201ZM210 51H209V54H210ZM234 51H235V50H234ZM234 51H233L231 54H233ZM41 52H42V50H41ZM59 52H60V51H59ZM68 52H69V51H68ZM102 52H103V51H102ZM150 52H152L151 49H150ZM181 52H182V51H181ZM186 52H187V51H186ZM186 52H185V54H188V52H187V53H186ZM212 52H213V51H212ZM215 52H213V54H214ZM220 52H219V53H220ZM250 52H251V51H250ZM253 52H254V51H253ZM47 53H48V52H47ZM61 53H62V52H61ZM63 53H65V52H63ZM69 53H70V52H69ZM71 53H72V52H71ZM93 53H94V52H93ZM114 53H115V52H114ZM127 53H128V52H127ZM133 53H134V52H133ZM154 53H155V52H154ZM176 53H177V52H176ZM189 53H190V52H189ZM192 53H191V54H192ZM202 53H203V51H202ZM217 53H218V50H217ZM217 53H216V55H215V54H214V55L212 54V55H213L214 57L217 58ZM221 53H224V52H221ZM221 53H220V55H221ZM226 53H227V51H226ZM226 53H224V54L226 55ZM228 53H230V52H228ZM245 53H247V56H248L249 52H246V51H245ZM21 54H22V53H21ZM24 54H26V53H24ZM27 54H26V55H27ZM37 54H38V52H37ZM39 54H40V53H39ZM66 54H68V53H66ZM78 54H79V53H78ZM100 54H101V53H100ZM115 54H116V53H115ZM131 54H132V53H131ZM138 54H139V53H138ZM172 54H173V53H172ZM180 54H181V53H180ZM191 54H190V55H191ZM194 54H195V53H194ZM231 54H230V55H231ZM259 54H260V53H259ZM51 55H52V54H51ZM68 55H69V54H68ZM90 55H92V54H90ZM96 55H97V54H96ZM120 55H121V54H120ZM176 55H178V53H177ZM188 55H189V54H188ZM188 55H186V57H189ZM192 55H193V54H192ZM192 55H191V56H192ZM212 55H210L211 58H209V59H213V58H214V57H212ZM235 55H236V53H235ZM241 55L246 56L245 54H241ZM249 55H250V54H249ZM251 55H252V53H251ZM3 56H4V55H3ZM49 56H50V55H49ZM62 56H64V54H62ZM65 56H66V55H65ZM65 56H64V57H65ZM69 56H70V55H69ZM102 56H103V55H101V57H102ZM147 56H149V55L146 54V57H147ZM181 56H182V55H181ZM183 56H185V55H183ZM191 56H190V57H191ZM205 56H206V55H205ZM208 56H209V55H208ZM226 56H229V54H227ZM226 56H224V55L222 54V58H220V57H219V58L221 59V61H223V60H222L223 57H225L224 59H226ZM256 56H257V55H256ZM4 57H5V56H4ZM7 57H8V56H7ZM7 57H6L5 59H7ZM24 57H25V56H24ZM46 57H47V56H46ZM46 57H45V58H46ZM52 57H53V56H52ZM67 57H68V56H67ZM98 57H100V56H98ZM107 57H108V56H107ZM110 57H111V56H110ZM146 57L144 58V61H143V59H142L143 62L139 61V64H140V65H138V68H139L140 66H142V67L145 66V67H146V65H147V61L149 62V60H147L148 58L146 59ZM194 57H195V56H194ZM231 57H233V55H232ZM234 57H233V58H234ZM17 58H18V57H17ZM31 58H32V57H31ZM49 58H50V57H49ZM55 58H56V57H55ZM72 58H73V57H72ZM169 58H170V57H169ZM184 58H185V57H184ZM184 58H181V57H180V59L177 60V62L173 61L172 65H174L175 63L177 64V63H179L180 61L182 62ZM198 58H197V60H200V59H198ZM216 58H214V59H216ZM219 58H218V59H219ZM241 58H240V59H241ZM11 59H12V58H11ZM21 59H23V58H21ZM34 59H35V57H34ZM105 59H106V58H105ZM116 59H117V58H116ZM176 59H177V58H176ZM181 59H182V60H181ZM207 59H208V58H207ZM207 59L204 60V58H203L202 60L208 62L209 59H208V60H207ZM214 59H213V60H214ZM227 59H228V58H227ZM229 59H230V58H229ZM244 59H245V58H244ZM244 59H243V60H244ZM0 60H3V59L0 58ZM17 60H18V59H17ZM17 60H16V61H17ZM48 60H49V59H48ZM109 60H110V58H109ZM109 60H108V61H109ZM112 60H113V59H111V61H112ZM146 60H147V61H146ZM169 60H170V59H169ZM188 60H189V59L187 58V61H188ZM190 60H192V59H190ZM195 60H196V59H195ZM195 60H194V61H195ZM197 60H196V62H197ZM233 60H234V62H235V59H233ZM233 60H232V61H233ZM241 60H242V59H241ZM3 61H4V60H3ZM45 61H46V60H45ZM94 61H95V60H94ZM106 61H107V59H106ZM111 61H110V62H111ZM185 61H186V60H185ZM185 61H183V62L185 63ZM187 61H186V63H187ZM204 61H202V67H201V65H200L201 60L199 61L200 63L198 62L199 64H195L194 62H193V63H194L195 65H194L193 63L190 64V65H192V67L195 66V67L193 68V69L195 70L194 72L197 73L198 71H201V69L204 70V71H207L208 69H210V67H208V69H207V67H206L207 70H205V68L203 69V67H204V66H203V62H204ZM218 61H219V63H220V60H218ZM228 61H229V60H228ZM19 62H21V61H19ZM24 62H26V61L23 59L22 63L25 65ZM28 62H30V61H28ZM31 62H32V61H31ZM58 62L60 63V61H58ZM58 62H57V63H58ZM61 62H62V61H61ZM63 62H64V63H63V66H65V64H66V66H65L66 69H64L65 67H63L62 65H61V66H62V67H61L59 63H58V64H59V66H60L62 69H64L65 72H66L67 70H70V69H72V70H70L69 72L67 71V72H68V76L65 77V79L67 78L66 80H68L67 82L65 81V83H67V84L64 83V86L62 85L61 87L64 88L65 85H66L65 88H67V90L69 89V90L71 91V94H72V93H73V94H76L77 92L82 91L83 88H81V85H80L81 83L84 84V83H87V82H88V84H91V83H89V81L91 82V80H92V83H94L93 80H95V78H97L96 80H98V77H99V76L97 77V75H98L99 73L102 72V71H100V72L98 73L96 70H93V73H94V74L98 73L96 76L94 75V77H95V78H94V77H92L93 74L91 75V72H92V71H91V72H90V76H91L92 78H94V79H92V78L90 79V78H89V80H87V78L85 77V75H82V74H85L86 72H84V73H79V71L82 72L79 68H78V69L75 68V67H74L75 69H74V68H70V67H72L73 64H72V65H68V67L70 66V67H69L70 69H68L67 64H69V61L67 60L68 63H65V61H63ZM89 62H90V61H89ZM140 62H141V63H140ZM150 62H151V61H150ZM174 62H175V63H174ZM209 62H211V60H209ZM209 62H208V63H204V65L206 64V66H207V64H211V63H209ZM224 62H226V61H224ZM224 62H222V63H224ZM230 62H231V61H230ZM234 62H233V63H234ZM246 62H247V61H246ZM1 63H3V62L1 61ZM4 63H5V62H4ZM16 63H17V66H18V67H20V65H22V63L19 65L18 61H17ZM34 63H36V62H34ZM38 63H39V62H38ZM38 63H37V64H38ZM71 63H72V61H71ZM93 63H94V62H93ZM112 63H114V65H115V62H114V61H112L111 64H112ZM126 63H128V62H126ZM133 63H134V62H133ZM189 63H191V62L189 61ZM189 63H188V64H189ZM213 63H215V64L217 65L218 62L216 63V60H215ZM222 63H221V64H222ZM227 63H228V62H227ZM256 63H257V62H256ZM9 64H10V67L12 68V66H13V65H11L12 63H8V65H9ZM47 64H49V62H48ZM75 64H76V63H75ZM95 64H96V63H95ZM111 64H109V66H111ZM135 64H136V63H135ZM148 64H150V63H148ZM224 64H225V63H224ZM224 64H223V66H224ZM243 64H244V63H243ZM2 65H3V64H0V67H1ZM24 65L21 66V68H22V67H25ZM49 65H52V66H53V63L51 62V64H49ZM82 65H83V64H82ZM114 65H113V66H114ZM131 65H132V64H131ZM177 65H180V64H177ZM182 65H184V64H182ZM190 65H189V66H190ZM196 65H197V67H196ZM212 65H214V64H212ZM216 65H214L213 68H215ZM227 65L229 66V63H228ZM227 65H226V66H227ZM230 65L232 66L233 64L230 63ZM234 65H236V64L234 63ZM244 65H246V64H244ZM250 65H251V64H250ZM28 66H29V65H28ZM33 66H34V69H35V66H36V65H33ZM42 66H43V64H42L41 66H36V67H37V68L40 67L39 69H41V68L43 69ZM52 66H50V67H51L50 69H54L53 67H57V66H53V67H52ZM74 66H75V65H74ZM89 66H91V64H90ZM92 66H93L94 68H96V66H97V68L100 67V65L98 66V64H97L96 66H94V65L92 64ZM92 66H91V67H92ZM117 66H118V65H117ZM150 66H151V65H149V67H148L149 69L151 68ZM153 66H154V65H153ZM180 66H181V65H180ZM180 66H176V68L174 67V69H173V67L171 68V66H169V67L166 66V68H167V69H170V68H171V70L173 69L174 73H173V72H172V73L175 74L174 76L179 77V76H181L180 70L183 69V71H184V69L186 68V64H185V68H184V66H181V67H180ZM198 66L201 67V69H200ZM210 66H211V65H210ZM218 66H220V64H219ZM226 66H225V68L223 67V70L226 69ZM10 67H7V68H10ZM29 67H30V66H29ZM29 67H28V69H29ZM115 67H116V66H115ZM115 67H114V68H115ZM119 67H120V66H119ZM124 67H126V66H124ZM135 67H136V70H137V66L132 65V69H134ZM157 67H158V66H157ZM187 67H188V66H187ZM233 67H234V66H233ZM236 67H237V66H236ZM31 68H32V72H33L34 69H33L32 66H31ZM31 68H30V69H31ZM37 68H36L35 71H38ZM57 68H58V67H57ZM88 68H89V67H87L86 69H88ZM97 68H96V69H97ZM109 68H110V67H109ZM109 68H108V69H109ZM112 68H113V67H112ZM112 68H111V69H112ZM148 68H147V69H148ZM166 68H165V69H166ZM211 68H212V67H211ZM221 68H222V66H221ZM221 68H220V69H221ZM242 68H243V67H242ZM258 68H259V67H258ZM258 68H257V69H258ZM18 69H19V68H18ZM22 69H23V68H22ZM30 69H29V70H30ZM86 69H85V71H86ZM90 69H91V68H90ZM90 69L87 70V71H88L87 73H89V70H90ZM101 69H102V68H101ZM111 69H110V71H108V70L105 68V74H106V70H107V71H108L107 74L110 75V72L113 70V69H112V70H111ZM115 69H116V68H115ZM143 69H144V68H143ZM152 69H153V68H152ZM186 69H187V68H186ZM193 69H192V68L190 69V67H189L188 70H193ZM239 69H240V67H239ZM260 69H263V68L260 67ZM9 70H11V69H9ZM23 70H24V69H23ZM54 70L56 71V74H57V71H58V70H56V68H55ZM54 70H53V72H54ZM97 70H98V69H97ZM99 70H100V69H99ZM126 70H128V69L126 68ZM130 70H131V69H130ZM136 70L134 69V71H136ZM139 70H140V72L143 71V70H141L140 68H139ZM139 70H138V72H137V71H136V72L139 73ZM150 70H151V69H150ZM214 70H216V68H215ZM214 70L211 69V70H208V72L210 71L209 73H211V71H214ZM217 70H218V69H217ZM228 70H229V69H227L226 72H227ZM241 70H242V69H241ZM249 70H250V69H249ZM251 70H252V69H251ZM0 71H1V69H0ZM5 71H7V70H5ZM18 71H19V70H18ZM35 71H34V72H35ZM44 71H46V70H44ZM51 71H52V70H51ZM64 71L62 70V72H64ZM83 71H84V69H83ZM95 71H96V73H95ZM116 71H117V70H116ZM116 71H113L112 73H114V75H115V72H116ZM123 71H124V70H123ZM147 71H148V70H147ZM153 71H154V75H155V76H153L154 79H153V81H152V79H151V81H152V82H156V81H157V82L159 83V82H160L159 80L163 77L161 71H164V67H163L162 70H160L161 73L158 72L157 69H156V71H157L158 73L155 72V69H153V70H152V74H153ZM166 71H167V70H166ZM166 71H164V72H166ZM169 71H170V70H169ZM169 71H168V72H169ZM183 71L181 70V72H183ZM185 71H187V70H185ZM204 71H202V72H204ZM221 71H222V69H221ZM221 71L219 70L218 73H220ZM230 71H231V69H230ZM230 71H229V72H230ZM232 71H233V70H232ZM255 71H256V70H255ZM258 71H259V70H257V72H258ZM13 72H16V71H13ZM42 72H43V70H42ZM42 72H41V73H42ZM117 72H118V71H117ZM136 72H135V73H136ZM170 72H171V71H170ZM188 72L192 73V75H190V73H189V77L192 78V76H193V72H191V71H188ZM222 72H223V71H222ZM222 72L220 73L221 75H219L218 73L215 74V75H217V76H218V75H219V76H222V75H223ZM224 72H225V70H224ZM235 72H237V71H235ZM246 72H247V71H246ZM246 72H245V73L242 72V73H244V74L246 75ZM4 73H5V72H4ZM22 73H23V72H22ZM43 73H45V72H43ZM87 73H86V75H87V77H88L89 75H88ZM103 73H104V72H103ZM112 73H111V74H112ZM121 73H123V72H121ZM132 73H133V71H127L126 73L124 72V74L122 75V78H123V79H124V77H125V78H128V77H130V76L132 75ZM135 73H133V75H135ZM137 73H136V76L138 75ZM141 73H143V72H141ZM172 73H171V74H172ZM183 73H184V72H183ZM196 73L194 74V75H196L195 77H197V74H196ZM212 73H215V72H212ZM212 73H211V74H212ZM0 74H1V72H0ZM2 74H3V72H2ZM35 74H36V73H35ZM37 74H38V73H37ZM37 74H36V75H37ZM80 74H81L82 76H84V77L80 76ZM107 74H106V75H107ZM179 74H180V75H179ZM198 74H199L198 76H202V75H203V74H201V73H199V72H198ZM200 74H201V75H200ZM211 74H210V75H211ZM237 74L239 75V73H236V75H237ZM244 74H240V75L244 76ZM247 74H248V73H247ZM249 74H250V72H249ZM252 74H253V73H252ZM261 74H262V73H261ZM263 74H264V73H263ZM18 75H19V74H18ZM41 75H42V74H41ZM54 75H55V72H54V74H53V73H52L51 75L49 74V78H47V80H45V81H43L44 79H43L42 81L40 80L41 76H40V77L35 76L36 78L38 77V79H39V81H38V79H36V80L38 81V83L41 81V83H40V84H42V86H40L41 89H40L39 86H37V85H36V88L38 87L39 89H36L35 86L32 85V81H31V82H30V81H28V82H24V84H23V81H22V83H20V84H22V86L25 85L26 83L28 84L29 82H30L29 84L32 85V87H33L34 90L32 89V91H30V93L28 92V93H29L28 95H30V96L25 95V94H26L25 92L30 88V85H29V84H28V86L25 85V86L28 88L27 90H26V88H24L25 86L22 88V86L20 87V86L17 84V85L19 86V88H18L17 86H16V88H18L19 90L22 89V92H23V89H25V92L22 93L23 96H22L20 99L24 100V98H25V96H26V99H27V100H29L27 97H30V98H32V99L34 100V98L31 97V95H32V96L36 95L35 98H38L40 95H41V96H44V99H46V102H47V100L50 101V98H49V97H52V98L54 99V97H56L55 95L59 92V91H58L59 89L57 90L58 87L56 86V83H57V82H56V80H54V77L56 78V75H55V76H54ZM57 75H59V73H58ZM65 75H66V74H65ZM103 75H104V74H103ZM109 75H107L109 78L113 76V75H111V76H109ZM118 75H119V74H118ZM133 75H132V76H133ZM164 75H166V74H164ZM204 75H205V74H204ZM204 75H203V76H204ZM206 75H208V73H206ZM206 75H205V78H206ZM210 75H209V76H210ZM228 75H230V74L228 73ZM236 75H234V79H235ZM238 75H237V76H238ZM10 76H11V75H10ZM14 76H15V75H14ZM59 76H64V74H63V75H59ZM90 76H89V77H90ZM107 76L104 75L105 80H108V79H107ZM119 76H121V75H119ZM146 76H147V75H146ZM170 76H171V75H170ZM174 76H173L172 79L175 80V84H176V87H177V85H178V86L180 85V84H177V83H179V82L181 81V77H180V79L177 78V77H175V78H177V79L180 80V81L177 82L176 79L174 78ZM209 76H207V77H209ZM249 76H250V75H249ZM255 76H256V75H255ZM35 77H32V78H35ZM100 77H101V76H100ZM113 77H114V76H113ZM134 77H135V76H134ZM142 77H143V76H142ZM148 77H150V75H149ZM166 77H167V76H166ZM168 77H169V76H168ZM212 77H213V75H212ZM215 77H216V76H215ZM223 77H224L223 79H225L226 75L224 74ZM229 77H232V76H229ZM229 77H228L229 80L233 79V77H232L231 79H230ZM247 77H248V76H247ZM10 78H12V77H10ZM62 78H64V77H62ZM120 78H121V77H120ZM120 78L117 77L118 80H119ZM132 78H133V77H132ZM136 78H137V79H136ZM136 78H135V79L133 78V79H134L133 82H135V81L137 82V80H140V79H141V83L143 82V80H142L143 78H141V76H138V77H136ZM138 78H139V79H138ZM151 78H152V76H151ZM186 78H187V77H186ZM186 78L184 77V79H186ZM198 78H199V77H197V78H195V79H197V81H199ZM220 78H222V77H220ZM236 78L238 79L239 76L236 77ZM243 78L246 79V76H244ZM249 78H250V77H249ZM263 78H264V77H263ZM263 78H262V79H263ZM20 79H21V78H20ZM41 79H42V78H41ZM45 79H46V78H45ZM110 79H111V78H110ZM129 79L131 80V78H129ZM172 79H170V80L172 81ZM195 79H194L193 81H191V82H193V84L196 83ZM199 79H200V78H199ZM202 79H203V78L200 79V82H201ZM226 79H227V78H226ZM228 79H227V80H228ZM10 80H11V79H10ZM31 80H32V79H31ZM34 80H35V79H34ZM36 80H35V81H36ZM96 80H95V81H96ZM118 80H117V82H118ZM121 80H122V79H120V81H121ZM125 80H126V79H124V82H125ZM130 80H129V81H130ZM148 80L150 81V79H148ZM163 80H164V79H163ZM174 80H173V81H174ZM190 80H191V79H190ZM207 80H209V79H206V84H207ZM210 80H211V79H210ZM216 80H219L218 77L216 78ZM216 80H215V82H216ZM241 80H242V79H241ZM241 80H239V82H240ZM246 80H247V79H246ZM258 80H259V79H258ZM2 81H4V79H3ZM35 81H33V82L35 83ZM98 81H99V80H98ZM98 81H96L95 83L98 84ZM114 81H115V80H114ZM126 81H127V80H126ZM129 81H128V82H129ZM149 81H147L148 84H149ZM166 81H169V80H166ZM184 81H185V80H184ZM194 81H195V82H194ZM211 81H212V80H211ZM222 81H223V80H222ZM231 81H234V80H231ZM235 81H237V80L235 79ZM244 81H245V80H244ZM263 81H264V79H263ZM5 82L7 83V81H5ZM42 82H43V83H42ZM100 82H101V81H100ZM124 82L122 81L121 83H123V85L126 86L127 83L125 82L126 84H124ZM133 82H132V83H133ZM176 82H177V83H176ZM182 82H183V81H181L180 83H182ZM202 82L204 83V82H205V79H204V81H202ZM220 82H221V81H220ZM220 82L218 81V83H220ZM225 82H227V81H225ZM248 82H249L248 85H250V84H251L250 81H248ZM6 83H4V84H6ZM101 83H103V81H102ZM113 83H114V82H113ZM118 83H119V82H118ZM130 83H131V81H130ZM132 83L129 84V86H130V85L132 86V87L130 86L131 89H129V90H130L129 93L126 94V95L124 96V97H125V100H124V98H123V101H124V102L121 100L123 104L127 103L126 101H128V103H129V101L131 102V100H133L134 98H136V97L134 96V94H135V93H134V89H136V86H133V85H135V84H132ZM161 83H163V82H161ZM161 83H160V84H161ZM164 83H165V82H164ZM208 83H209V82H208ZM210 83H213V82H210ZM222 83H223V82H222ZM237 83H238V81H237ZM243 83H244V82H243ZM243 83H242V84H243ZM253 83H254V82H253ZM0 84H1V83H0ZM35 84H36V83H35ZM35 84H34V85H35ZM60 84H61V83H60ZM60 84L58 83L57 85H59V87H60ZM68 84H69V86H68ZM96 84H95V85H96ZM99 84H100V83H99ZM109 84H110V83H109ZM148 84H147V85H148ZM182 84H183V83H182ZM206 84H203V85H205V86H206L205 88L207 89V88H209V87H207V86H209V85H206ZM215 84H217V83H215ZM220 84H221V83H220ZM228 84H229V83H228ZM242 84H241V85H242ZM246 84H247V83H246ZM258 84H259V83H258ZM6 85H7V84H6ZM11 85H12V84H11ZM78 85L80 86L81 89L78 88V87H79ZM85 85H86V84H85ZM103 85H104V84H103ZM149 85H151V84H149ZM153 85H154V83H152V85H151V91H152V88H153L152 86H153ZM172 85H174V84H172ZM190 85H191V84H190ZM224 85H226V84H224ZM231 85H232V83H231ZM237 85H238V84H237ZM244 85H245V84H244ZM55 86H56L57 88H56ZM106 86H107V85H104V87H106ZM108 86H109V85H108ZM110 86H111V85H110ZM110 86H109V87H110ZM114 86H115V88H117V87H116L117 85H115V83H114ZM129 86L127 85L126 88H128ZM138 86H139V85H138ZM154 86L156 87V85H154ZM159 86H160V85H159ZM159 86H158V87H159ZM161 86H163V85H161ZM182 86H183V85H182ZM187 86H188V85H186V87H187ZM217 86H218V84H217ZM217 86H216V87H217ZM235 86H236V84H235ZM242 86H243V85H242ZM246 86H247V85H246ZM250 86H251V85H250ZM250 86H249V87H250ZM256 86H257V84H256ZM256 86L253 85L252 87L254 88V87H256ZM84 87H85V86H84ZM112 87H113V84H112ZM158 87H156V90H157ZM171 87H172V86H171ZM171 87H170V88H171ZM173 87L175 88V86H173ZM173 87H172V88H173ZM184 87H185V86H184ZM186 87H185V88H186ZM214 87H215V86H214ZM222 87H223V86H222ZM231 87H232V86H231ZM233 87H234V84H233ZM233 87H232V88H233ZM252 87H251V90L253 89ZM257 87H258V86H257ZM259 87H260V86H259ZM259 87H258V88H259ZM0 88H1V85H0ZM55 88H56V91H55ZM110 88H111V87H110ZM110 88H109V90L112 89V88H111V89H110ZM113 88H114V87H113ZM170 88H168V89H169V92H170ZM172 88H171V89H172ZM177 88H178V87H177ZM181 88H182V87H181ZM181 88H180V89H181ZM219 88H221V87H219ZM219 88H217V89H219ZM226 88H227V86H226ZM228 88H230V87H228ZM234 88H235V87H234ZM240 88H241V87H240V85H239V89H240ZM244 88H245V86H244L242 89L244 90ZM258 88H257V90H258ZM18 89H17V91H18L19 93H17V94H18V96H19V94H20L21 91H19ZM35 89H36V90H35ZM61 89H62V88H61ZM61 89H60V90H61ZM102 89H103V87H102ZM106 89L108 90V88H106ZM118 89H119V88H118ZM122 89H124V87H123ZM160 89H161V87H160L158 90H160ZM162 89H163V88H162ZM166 89H167V88H166ZM168 89H167V90H168ZM206 89H205V90H206ZM222 89H223V88H222ZM222 89H221V90H222ZM242 89H241V90H242ZM245 89H247V87H246ZM248 89H249V88H248ZM255 89H256V88H255ZM255 89H253V92H255V91H254ZM14 90H15V89H14ZM62 90H63V89H62ZM62 90H61L60 92H62ZM91 90H92V88H91ZM115 90H116V89H115ZM115 90L113 89L114 92H115ZM125 90H127V89H125ZM142 90H143V89H142ZM208 90H209V89H208ZM214 90H215V88H214ZM214 90H213V91H214ZM228 90H229V89H228ZM231 90H232V89H231ZM233 90H234V89H233ZM236 90L238 91L237 87H236V89H235L234 91H232V93L235 92ZM243 90H242V91H243ZM259 90H261V89L259 88ZM63 91L66 92V89L63 90ZM113 91H110V93L112 94ZM121 91H122V90H121ZM135 91H136V90H135ZM163 91H164V89H163ZM163 91H162V92H163ZM173 91H174V90L172 89V92H171L172 94H173ZM175 91H178V90H175ZM175 91H174V92H175ZM201 91H204V90L202 89ZM201 91H200V92H201ZM210 91H211V85H210ZM224 91H225V89H224ZM242 91H241V92H242ZM245 91H246V90H245ZM261 91H262V90H261ZM8 92H9V90H8ZM14 92H15V91H14ZM14 92H13V93H14ZM53 92L56 93L54 96L52 95ZM86 92H87V91H86ZM124 92H125V91H124ZM124 92L122 91V93H124ZM136 92H138V90H137ZM154 92H155V91H154ZM159 92H160V91H159ZM165 92H167V91L165 90ZM215 92H216V90H215ZM221 92H223V90H222ZM221 92L219 91V93H221ZM229 92H230V90L228 91V93H229ZM239 92H240V90H239L238 92H236V93H239ZM243 92H244V91H243ZM249 92H251V94H252V91H249ZM249 92H247V94H248ZM258 92H259V91H258ZM54 93H53V94H54ZM79 93H80V92H79ZM91 93H92V92H91ZM116 93H117V92H116ZM157 93H158V92H157ZM163 93H164V92H163ZM171 93H170V95H171ZM182 93H183V92H182ZM204 93H205V91H204ZM207 93H208L209 95L211 94V92H207ZM207 93H206V95H207ZM216 93H217V92H216ZM219 93H218V94H219ZM225 93H226V92H224V94L221 93V95H222V96H223V95L226 96ZM236 93H235V94H236ZM245 93H246V92H245ZM245 93H243V94H245ZM255 93H256V92H255ZM255 93H254V94H255ZM2 94L4 95V98H5L6 100H5L4 98H3V99H4L5 101H7V98H8V97L6 98V97H5V94H6L7 96H9L8 94H12V93H8V94H7V93H2ZM2 94H1V95H2ZM14 94H15V97H14V95H10V99H11V98L13 99V97H14V98H17V99H13V100L11 99L12 102H13V101H18V100H20L18 96L16 97V93H14ZM22 94H21V95H22ZM61 94H62V93H60V95H61ZM80 94H81V93H80ZM136 94H137V93H136ZM136 94H135V95H136ZM150 94H153V93L151 92ZM154 94H155V95H153V96H156V95H158L159 93H158V94L154 93ZM164 94H165V93H164ZM164 94H163V96H164L163 99H165V98L168 96V95L166 94L167 96L165 97ZM168 94H169V93H168ZM213 94H214V93H212V96H213ZM218 94H217V96H218ZM235 94H234V95H235ZM239 94H240V93H239ZM239 94H238V95H239ZM241 94H242V93H241ZM241 94H240V97H241V98L245 97V96H243V95L241 96ZM249 94H250V93H249ZM251 94H250V95H251ZM254 94H252V95H254ZM261 94H262V93H261ZM261 94H260V95H261ZM3 95L0 96V98L3 97ZM38 95H39V96H38ZM62 95H63V94H62ZM62 95H61V96H62ZM65 95H66V94H65ZM67 95H68V94H67ZM69 95H70V94H69ZM107 95H108V94H107ZM116 95H117V94H116ZM118 95H119V93H118ZM118 95H117V96H118ZM142 95H143V94H142ZM142 95H140L139 97H141ZM198 95H200V94H198ZM203 95H204V94H203ZM221 95H219V97H220ZM227 95H228V94H227ZM230 95H231V93H230ZM236 95H237V94H236ZM236 95H235V96H236ZM252 95H251V97H253ZM262 95H263V94H262ZM11 96H13V97H11ZM37 96H38V97H37ZM47 96H49V97H48L49 99L46 98ZM72 96H73V95H72ZM117 96H116V97H117ZM119 96H120V97L122 96L121 93H120ZM136 96H137V95H136ZM146 96H147V95H146ZM146 96H145V97H146ZM163 96L161 95V97H163ZM184 96H185V95H184ZM201 96H202V94H201ZM231 96H233V94H232ZM231 96H230V97H231ZM235 96H234V97H235ZM256 96H257V94H256ZM256 96H255V97H256ZM75 97H76V96H75ZM107 97H108V96H107ZM107 97H105V99H106ZM111 97H113V95H112ZM111 97H110V98H111ZM116 97H113V98H116ZM133 97H134V98H133ZM145 97H144V98H145ZM219 97H218V99L221 98V97H220V98H219ZM236 97H239V96H236ZM249 97H250V96H249ZM251 97H250V98H251ZM39 98H40V97H39ZM58 98H59V97H58ZM113 98H112V99H113ZM118 98H119V97H118ZM118 98H117V99H118ZM121 98H122V97H121ZM121 98H119V99H121ZM132 98H133V99H132ZM157 98H158V97L156 96V99H157ZM170 98H171V97H170ZM182 98H183V97H182ZM194 98H196L195 100L197 101V99H198L197 95H196L195 97L193 96V99H194ZM206 98H207V97H206ZM210 98H211V97H210ZM213 98H214V97H213ZM213 98H212V100H213ZM63 99H64V98H63ZM71 99H72V98H71ZM99 99H101V98H99ZM102 99H104V98H102ZM117 99H116V101H117ZM119 99H118V100H119ZM154 99H155V97H154ZM160 99H161V98H160ZM188 99H189V98H188ZM188 99H186V102H184L185 105H186V103H187V105H189V104L191 105V104L195 101V100H193L192 103H191V101H189V100L192 99V98L190 97V99H189V100H188ZM200 99H201V97H200ZM200 99H199V100H200ZM227 99H228V98H227ZM233 99H234V98H233ZM233 99H232V100L229 99V101H230V100L233 101ZM235 99H236V102H239V100H240V99L237 100V98H235ZM254 99H255V98H254ZM27 100H26V101H27ZM30 100H31V99H30ZM30 100H29V103L31 102ZM39 100H40V99H39ZM51 100H52V99H51ZM67 100H69V99H67ZM72 100H73V99H72ZM106 100L109 101V99H106ZM158 100H159V99H158ZM161 100H162V99H161ZM178 100H179V99H178ZM187 100H188V101H187ZM201 100H202V99H201ZM249 100H250V99H249ZM249 100H246V101H245V100H242V99H241V101H244V102H247V101H249ZM260 100H262V99H260ZM24 101H25V100H24ZM70 101H71V100H70ZM96 101H97V100H96ZM100 101H101V100H100ZM102 101H104V102H103L104 104L106 103L105 100H102ZM111 101H112V100H110L109 102H111ZM121 101H118V102H120V103H118L119 105H121ZM162 101H163V100H162ZM162 101H161V102H162ZM170 101H171V100H170ZM180 101H181V100H180ZM216 101H217V99H216ZM218 101H219V100H218ZM220 101H221V100H220ZM231 101H230V102H231ZM27 102H28V101H27ZM64 102H65V101H64ZM66 102H68V101H66ZM90 102H91V101H90ZM90 102H89V103H90ZM97 102H98V101H97ZM132 102H133V101H132ZM132 102L129 103V104L127 103L126 105H127V106L130 105V104H132ZM165 102H167V101H165ZM165 102L163 101L164 105H166ZM189 102H190V103H189ZM197 102H198V101H197ZM197 102H196V103H197ZM200 102L203 103L202 101H200ZM204 102H205V101H204ZM233 102H235V101H233ZM249 102H250V101H249ZM252 102H253V101H252ZM259 102H260V101H259ZM10 103H11V102H10ZM13 103H15V102H13ZM32 103H34V101H32L31 104H32ZM55 103H56V102H55ZM91 103H92V102H91ZM103 103L100 102V103H98V104H99L100 106H101V105L104 106ZM112 103H114V105H115L116 108L118 107V109L121 110L120 106H119V105L117 106V105L115 104L114 101L110 103V106H111ZM145 103H146V102H145ZM151 103L153 104L154 102L152 101ZM158 103H159V102H158ZM167 103L170 104L169 101H168ZM194 103H195V102H194ZM194 103H193V104H194ZM210 103H211V102H210ZM214 103H215V102H214ZM216 103H217V102H216ZM227 103L229 104V102H227ZM5 104H6V103H4L3 100H0V105H5ZM23 104H26V105H27L28 103H26V102H25V103H22V102H21V105H23ZM50 104H52V103H50ZM50 104H49V105H50ZM152 104H150V105H152ZM182 104H183V103H181V105H182ZM198 104H199V103H198ZM205 104H206V105H205ZM219 104H220V103H219ZM223 104H224V103H223ZM230 104H231V103H230ZM232 104H233V103H232ZM232 104H231V105H232ZM248 104H250V103H248ZM6 105L8 106V102H7ZM35 105H36V104H35ZM88 105H89V104H88ZM94 105H95V103H94ZM96 105H97V103H96ZM99 105H98L99 108H98V107H97V108L100 109L101 111H102V109L105 108V107H110L108 104H106L107 106H104V107H100ZM112 105H113V104H112ZM114 105H113V107H114ZM150 105H149V106H150ZM157 105H158V104H157ZM162 105H163V104H162ZM183 105H184V104H183ZM183 105H182V106H183ZM187 105H186L185 107H187ZM203 105H204V106H207L208 103H207V102H206V103H203ZM210 105H212V104H209V107H210ZM214 105H215V104H213V106H214ZM220 105H221V104H220ZM225 105H226V104H225ZM250 105H251V104H250ZM255 105H256V104H255ZM28 106H30V105H28ZM32 106H33V104H32ZM32 106L29 107V111H28V108H27V107H24V108H25V109H24L23 106H22V110H26V108H27V110L24 111L25 113L23 112L22 114H23V115H25V114L28 115V114L26 113L27 111H28V112H31V113H32V111L34 112V110H31ZM54 106H55V105H54ZM59 106H60V105H59ZM74 106H75V105H74ZM90 106H91V108H92V105H91V104H90ZM90 106H89V107H90ZM155 106H156V105H155ZM159 106H161V105L159 104ZM168 106H169V105H168ZM177 106H178V105H177ZM177 106H175V107H177ZM179 106H180V105H179ZM193 106H194V108H193L192 106H189L188 108L191 109V107H192L191 110H195V112H196V110H197L199 107H198L197 109H195V106L197 107V105H193ZM199 106H200V105H199ZM201 106H202V105H201ZM204 106H203V108H206V110L209 108V107L207 108V107H204ZM213 106H212V107H213ZM251 106H252V105H251ZM256 106H257V105H256ZM1 107L3 108V106H1ZM1 107H0V108H1ZM48 107H49V106H48ZM55 107H56V106H55ZM55 107H54V109H55ZM61 107H62V106H61ZM89 107L86 106V109H85V112H86V113L81 111V112H82V114H81L80 112H78V114H81L80 116L78 115V116H79L78 118H80V119H87V121H88V119H89L90 117H91V119L96 120V118H94L93 115H95V117H96V115L100 117V114H99V115H98V114H95V112H93V113L90 112L91 115L93 114L92 116L89 114V112L87 113V108H89ZM111 107H112V106H111ZM121 107H123V105H121ZM212 107H210V108H212ZM214 107H215V106H214ZM221 107H224V108H226V109L229 108V106H226V107H225V106H221ZM221 107H220V109L223 110ZM230 107H231V106H230ZM240 107H241V106H240ZM57 108H58V107H57ZM59 108H60V107H59ZM74 108H75V107H74ZM128 108H130V107H128ZM161 108H163V107L161 106ZM166 108H168V107L166 106ZM166 108H164V109H166ZM177 108H178V107H177ZM217 108H218V107H217ZM217 108H215V109H217ZM247 108H249V107L246 106L245 109L247 110ZM18 109H19V108H18ZM98 109H97V111H99ZM108 109H110V108H108ZM108 109H107V111L104 110V109H103V110L106 111V112H109V113H111V110H112V111L115 110V109L112 108V109L109 111ZM138 109H139V108H138ZM145 109H146V108H145ZM149 109H150V108H149ZM164 109H162V110H164ZM190 109H189V111H190ZM218 109H219V108H218ZM218 109H217V110H218ZM220 109H219V111L216 110V111L218 112V113H216V115L222 112ZM232 109H233V108H232ZM240 109H241V108H240ZM240 109H238V110H240ZM252 109L254 110L255 108H252ZM81 110H82V109H81ZM88 110H89V109H88ZM142 110H143V109H142ZM151 110H152V108H151ZM162 110H161V112H162ZM174 110H177V109L174 108ZM185 110H186V109H185ZM206 110H205V111H206ZM211 110H212V109H211ZM227 110H228V111H229V110L232 111L230 108L227 109ZM242 110H243V109H242ZM253 110H252V112H251V110H250V111L247 110L248 112H250L249 115H251V113H254ZM50 111H51V110H50ZM59 111H60V110H59ZM97 111H96V113H97ZM101 111H100V112H101ZM115 111H116V110H115ZM124 111H125V110H124ZM126 111H127V110H126ZM137 111H138V110H137ZM139 111H140V110H139ZM139 111H138V112H139ZM178 111H180V110H178ZM182 111H183V110H182ZM197 111L200 113V109L197 110ZM205 111H204V112H205ZM207 111L209 112V109H208ZM207 111L205 112L206 115H208ZM214 111H215V110H214ZM230 111H229V112H230ZM233 111H234V110H233ZM247 111H246V113H247ZM14 112H15V111H14ZM45 112H46V111H45ZM61 112H62V110H61ZM66 112H68V111H66ZM66 112H65V113H66ZM116 112H117V115H116L117 117H120V116L122 115L121 112H120V113H118V111H116ZM122 112H123V108H122ZM150 112H151V111H150ZM164 112H165V111H164ZM164 112H163V113H164ZM173 112H174V111H173ZM175 112H176V111H175ZM183 112H185V111H183ZM239 112H241V110H240ZM239 112L237 111L236 113H239ZM242 112H244V111H242ZM20 113H21V112H20ZM31 113H29V114H30L29 116L32 117V114H33V115H35V116H33L34 119H36V118H37V117H36L37 114H36V113H32V114H31ZM50 113H51V112H50ZM50 113H49V114H50ZM103 113H104V112H103ZM123 113H124V112H123ZM140 113H141V112H140ZM145 113H146V112H144V114H145ZM147 113H148V112H147ZM154 113H155V112H154ZM180 113H181V112H180ZM186 113H187V112H186ZM196 113H197V112H196ZM222 113H223V112H222ZM222 113L220 114L221 116H222ZM224 113H225V111H224ZM224 113H223V115H224ZM232 113L236 114L235 112H232ZM258 113H259V112H258ZM22 114H21V115H22ZM55 114H56V113H55ZM68 114H69V113H67V116H68ZM71 114H72V113H71ZM83 114H84V115H83ZM107 114H108V113H107ZM113 114H115V112H114ZM144 114H142V115H144ZM150 114H151V113H150ZM150 114H149V115H150ZM188 114L191 115V112H190V113H187L186 118L189 116ZM230 114H231V112H230ZM240 114H241V113H240ZM240 114H239V115H240ZM7 115H8V114H7ZM14 115H15V113H14ZM26 115H25V116H26ZM44 115H45V114H44ZM52 115H53V114H52ZM52 115H51V116H52ZM102 115L105 116V113L102 114ZM102 115H101V116H102ZM109 115H110V114H109ZM118 115H119V116H118ZM145 115H146V114H145ZM160 115H161V114H160ZM180 115H181V116H185V113H184V114H180ZM200 115H201V114H200ZM241 115L243 116V114H241ZM253 115H255V114H252V116H253ZM15 116H16V115H15ZM15 116H14L13 119L16 120V122H17V119H19V118H18V115H17V116H16L17 119H15V118H16ZM25 116H22V118L25 119V120H24V121H25L24 123H26L27 121H28L27 124H28V123H32V122H30V119L26 121V117H25ZM29 116H27V117H28V118H31V117H29ZM54 116H55V115H54ZM61 116H62V114H61ZM61 116H60V117H61ZM64 116H65V115H64ZM67 116H66V117H67ZM88 116H89V117H88ZM104 116H103V119H105ZM107 116H108V115H107ZM107 116H105V117H107ZM198 116H199V115H198ZM203 116H204V115H203ZM203 116H202V117H203ZM225 116H226V114H225ZM252 116H251V117H252ZM256 116H257V114H256ZM11 117H12V116H11ZM35 117H36V118H35ZM41 117H42V116H41ZM49 117H50V116H49ZM58 117H59V116H58ZM60 117H59V118H60ZM68 117H69V116H68ZM76 117H77V115H76ZM76 117H75V118H76ZM81 117H82V118H81ZM92 117H93V118H92ZM112 117L116 119V117H114L113 115H112V116L110 115V118H112ZM175 117H176V116H175ZM195 117L198 119V117L196 116V114H195ZM212 117H213V116H212ZM233 117H234V116H233ZM235 117H237V118L235 119L236 122H237L238 118H240L241 116L238 117V115H235ZM243 117H245V118H244V119L241 118V119H243L242 121H244V122H246V121H251V124H252V121L255 120V119L252 120L253 118H255V116H254L253 118H251V120L249 119L250 117H248V116H247L248 118H247L245 115H244ZM28 118H27V119H28ZM62 118H63L64 120H67V119H68V118L66 119L65 117H62ZM62 118H60V119L58 120L59 123L54 122V123H56L55 126H57V124H58V126H59L61 120H63ZM70 118H71V117H70ZM97 118H98V117H97ZM110 118H109V119H110ZM141 118H143V120H144V116H141ZM147 118H148V117H147ZM173 118H174V117H173ZM176 118H178V116H177ZM182 118L184 119V117H182ZM186 118H185V119H186ZM200 118H201V116H199V119H200ZM204 118H205V116H204ZM206 118H207V117H206ZM222 118H223V117H222ZM256 118H257V117H256ZM4 119H5V118H4ZM4 119H3V120H4ZM6 119H7V118H6ZM8 119H9V118H8ZM23 119H22V121H23ZM32 119H33V118H32ZM80 119H77V120H76V119H73V121H75L74 123H76V124L78 125V122H79L78 120H80ZM91 119H89V121H90ZM100 119H101V117H100ZM100 119H98V120H96V121L99 122V121H102V120H103V119H101V120H100ZM106 119L109 120L108 118H106ZM106 119L103 120V121H104V122L107 121ZM115 119H113V120L111 119V120L114 121ZM188 119H193V120H194V116L192 115V118L188 117ZM202 119H203V118H202ZM202 119H201V121H202ZM224 119H226V120L224 121L225 123L223 122V120H222V122H221L220 119H217V121H218V120H220V121H218V122L215 121L213 124H212V123H211V124H212V125H214V124L217 125V123H218V124H221V123L223 124V123H224V124H226V125L228 124V126H229V122H232V121H233L232 119L228 121V119H230V118H227V117H225ZM245 119H246V121H245ZM248 119H249V120H248ZM3 120H2V121H3ZM136 120H137V119H136ZM140 120H141V122L138 123ZM143 120H142V119L137 120V121H138V122L136 121L137 124L134 123V125H135L136 127H138L140 124L143 126L144 124H146V123H142ZM205 120L207 121V119H205ZM205 120H204V124L207 123V122L205 123ZM262 120H263V119H262ZM22 121H19V120H18V122H21V124H22ZM32 121H37V120H32ZM70 121H71V119H68V120L66 121V123L68 122L67 125H66V126H68V128H71L70 125H68V124H71V125L74 124V123H71ZM73 121H72V122H73ZM87 121H86V122H87ZM92 121H93V120H92ZM92 121H91L90 123L88 122L87 124H85V122L82 121V122L84 123L82 126L84 127V126L86 125L85 128L88 126V124H89V125L92 124L91 130H90L91 133H92L93 130H94V129L92 130V128H94L93 126H95V125H94V124H95V123H94L95 121L93 122L94 124L92 123ZM144 121H147V120H144ZM144 121H143V122H144ZM171 121H172V120H171ZM171 121H169V122H171ZM177 121H178V120H177ZM190 121H191V120H190ZM194 121H195V120H194ZM226 121H228V123H227ZM240 121H241V120H240ZM5 122H6V121H5ZM7 122H8V121H7ZM7 122H6V125L9 124V123H7ZM62 122H63V121H62ZM64 122H65V121H64ZM69 122H70V123H69ZM80 122H81V121H80ZM80 122H79V124H80ZM150 122H151V121H150ZM157 122H158V121H157ZM169 122L167 121V122L165 123V125H166L167 123H169ZM175 122H176V121H175ZM220 122H221V123H220ZM234 122H235V121H234ZM39 123H40V122H39ZM51 123H52V122H51ZM96 123H97V122H96ZM106 123H107V122H106ZM116 123H117V122H116ZM147 123H148L147 126H149V122H147ZM151 123H152V122H151ZM182 123H183V122H182ZM185 123H187V122L185 121L183 124H185ZM188 123H189V121H188ZM188 123H187V124H188ZM190 123H192V122H190ZM190 123H189V124H190ZM202 123H203V121H202ZM202 123H201V125H202ZM240 123H243V122H240ZM2 124H4V122H3ZM14 124H15V123H14ZM16 124H17V123H16ZM16 124H15V125H11V123H10V125H7V126H4V125H5V124H4V125H3V129H2V128H0V129H1V130H4V129L6 130V129H7V131H8V128H10V129H12V130L15 131V132H13V133L20 132V131H21L20 128L22 129V128H23V127H22L23 125L20 127V126H19V125H20L19 123H18L19 125H16ZM32 124H33V123H32ZM63 124H64V123H63ZM76 124L74 125L75 128L72 126V128H71L72 130H73V128L76 130V128L79 127V126L77 127ZM97 124H98V123H97ZM97 124H96V125H97ZM99 124H100V123H99ZM138 124H139V125H138ZM152 124H154V121H153ZM178 124H179V122H178ZM180 124H181V122H180ZM187 124H186V125H187ZM193 124H196V125H197V122H196V123H193ZM224 124H223V125H224ZM230 124H231V123H230ZM232 124H234V126H235V123H232ZM24 125H25V124H24ZM29 125H31V124H29ZM38 125H39V124H38ZM80 125H81V124H80ZM137 125H138V126H137ZM141 125H140L139 129H140V131H142L143 133H142V132H138V133H139V134L142 133L143 136L141 135L142 138H139L140 135L138 136V133H137V136L134 135V136H135V139H134V138H133V139H134V141H136V143H138V144H135V146L140 144V142H139L140 140H141V141L144 140V138L146 137V136L144 137V132L146 133V131L148 132V130H149V129L146 130V129H145V128H146V127H145L146 125H144L143 127H145V128H144V131H143ZM155 125H157V127H158L159 125H162V124H159V123L157 124V123H155ZM155 125L152 126V128H153L154 130H155V128H157V127H155ZM167 125H168V124H167ZM170 125H171V123H170ZM181 125H182V124H181ZM190 125H191V124H190ZM190 125H189V126H190ZM198 125H199V122H198ZM252 125H254V124H252ZM257 125H260V124L258 123ZM257 125H255V126H257ZM8 126H9V127H8ZM11 126H13V128H11ZM45 126H46V125H45ZM52 126H54V125H51V127H52ZM58 126H57V129L59 128ZM60 126H61V125H60ZM82 126H81V128L83 129ZM150 126H151V125H150ZM193 126H194V125H193ZM209 126H211V125H208V124H207V127H209ZM219 126L222 127V125H219ZM224 126H225V125H224ZM224 126H223V127H224ZM230 126H231V125H230ZM241 126H242V125H241ZM248 126H249V125H248ZM25 127H28V126L25 125ZM25 127H24V128H25ZM40 127H41V126H40ZM98 127H99V126H98ZM136 127H135V128H136ZM154 127H155V128H154ZM175 127H176V126H175ZM191 127H192V126H191ZM195 127H196V126H195ZM211 127H212V126H211ZM213 127H214V126H213ZM223 127H222V128H223ZM263 127H264V126H263ZM53 128L55 129L56 127H53ZM53 128H52V129H53ZM79 128H80V127H79ZM81 128L78 129V130L81 131V130H82ZM85 128H84V129H85ZM89 128H90V127H89ZM95 128H96V127H95ZM102 128H103V127H102ZM135 128H133V131H134V132L132 131L133 134L136 133L135 130H134ZM171 128L173 129V127H171ZM171 128H170V129H171ZM176 128H179V127H176ZM184 128H185V127H184ZM186 128H187V126H186ZM215 128H216V126H215ZM225 128H226V127H225ZM255 128H257V127H255ZM255 128H254V129H255ZM261 128H262V127H261ZM43 129H44V127H43ZM43 129H42V130H43ZM46 129H47V128H46ZM54 129H53V130H54ZM71 129H69L68 131H71ZM84 129H83V131H84ZM86 129L89 130L88 128H86ZM163 129H164V128H163ZM201 129H203V126L201 127ZM201 129H200V130H201ZM205 129H207V128H205V125H204V129H203V130H205ZM247 129H248V128H247ZM249 129H250V128H249ZM254 129H252V130H254ZM257 129H258V128H257ZM19 130H20V131H19ZM53 130H52V132L50 131L51 134H50V133H47V134H48V135L50 134V136H51V135L54 136L52 133H53V132L55 133L57 130H54V131H53ZM75 130H73V132H74ZM96 130H98V129L96 128V129H95V132H96ZM137 130H138V129H136V131H137ZM145 130H146V131H145ZM150 130L152 131V129H150ZM150 130H149V131H150ZM154 130H153V131H154ZM185 130H186V129H185ZM188 130H189V129H188ZM203 130H202V134L204 135L206 132L203 133ZM207 130H209V129H207ZM211 130H212V129H211ZM262 130H263V129H262ZM58 131H60V130H58ZM80 131H78V133H79ZM83 131H82V132H83ZM138 131H139V130H138ZM153 131H152V132H153ZM191 131H192V129H191ZM205 131H206V130H205ZM257 131H258V130H257ZM257 131H256V132H257ZM259 131H260V130H259ZM0 132H3V131H0ZM21 132H22V131H21ZM61 132H62V129H61ZM84 132L87 133L88 131H84ZM84 132H83V133H84ZM100 132H101V131H100ZM152 132H151V133H152ZM166 132H167V130H166ZM198 132L200 133V131H198ZM237 132H238V131H237ZM254 132H255V131H254ZM261 132H262V131H261ZM3 133H4V132H3ZM23 133H24V132H23ZM34 133H35V132H34ZM37 133H38V132H37ZM41 133H42V132H41ZM43 133H44V132H43ZM69 133H70V132H69ZM80 133H81V132H80ZM93 133H94V132H93ZM108 133H109V132H108ZM148 133H149V132H148ZM163 133H165V132H163ZM199 133H198V136H197V133L195 134V136H196L198 139H199ZM210 133H211V132H208V135H209ZM235 133H236V132H235ZM1 134H2V133H0V136H1ZM18 134H20V133H18ZM18 134H17V135H18ZM47 134H45V135H47ZM76 134H77V132H76ZM88 134H89V133H88ZM95 134L97 135V132H96ZM110 134H111V133H110ZM133 134H131V135L133 136ZM149 134H150V133H149ZM160 134H161V133H160ZM187 134H188V132H187ZM206 134H207V133H206ZM211 134H212V133H211ZM211 134L209 135V137H208V136H207V137L210 138ZM243 134H244V133H243ZM259 134H260V132H259ZM3 135H4V134H3ZM15 135H16V134H15ZM15 135H14V136H15ZM28 135H29V134H28ZM30 135H32V134L30 133ZM35 135H36V134H35ZM85 135H87V134H85ZM89 135H90V134H89ZM89 135H88V136H89ZM145 135H146V134H145ZM151 135H152V134H151ZM167 135H169V134H167ZM174 135H175V134H174ZM190 135H191V134H190ZM212 135H213V134H212ZM244 135H245V134H244ZM252 135H254V134H252ZM7 136H8V134H7ZM12 136H13V135H12ZM12 136H11V138H10V137H7V139L10 138L11 141H12V139H13ZM70 136H71V134H70ZM94 136H95L94 134H93V136L90 135L91 139H92ZM148 136H149V135H148ZM148 136H147V137H148ZM158 136H159V135H158ZM170 136H171V135H170ZM184 136H185V135H184ZM259 136H260V137H259L258 139H260V138L262 137V135H259ZM19 137H22V136L20 135ZM26 137H27V134H26ZM29 137H30V136H29ZM32 137H33V136H32ZM46 137H47V136H46ZM90 137H88L87 139H90ZM143 137H144V138H143ZM159 137H160V136H159ZM166 137H167V136H166ZM168 137H169V136H168ZM181 137H182V135H181ZM181 137H180V138H181ZM190 137H191V136H190ZM201 137L204 138L203 136H200V138H201ZM246 137H247V136H246ZM4 138H5V137H4ZM14 138H15V137H14ZM16 138H17V137H16ZM22 138H23V137H22ZM36 138H37V137H36ZM47 138H48V137H47ZM47 138H46V139H47ZM50 138H51V137H49V138L46 140V142H48L49 140H50L51 143H52L53 141L56 142V139H57L58 137H57L56 139H54L53 141H51ZM60 138H63V137H60ZM67 138L69 139V138H73V137H67ZM136 138H137V140H139V141H137ZM149 138H150V137H149ZM149 138L147 139V140H149V141H147L148 144H147V143H146V144L144 143V145H149V142H151V139H149ZM161 138H162V135H161ZM188 138H189V137H188ZM193 138H194V137H193ZM197 138H196V139H197ZM202 138L199 139V140H203ZM208 138H207V139H208ZM211 138H212V137H211ZM211 138H210V139H211ZM218 138H219V137H218ZM223 138H224V137H223ZM235 138H236V137H235ZM241 138H243V137L241 136ZM249 138H250V137H248V139H249ZM256 138H257V137H255V139H256ZM7 139L5 138V140H4V139H3V140L6 141ZM18 139H20V138H18ZM23 139H24V138H23ZM34 139H35V138H34ZM42 139H43V138H42ZM44 139H45V138H44ZM68 139H65V140H64V138H63L64 143H61V142H60L61 139H59V140L57 139V141H59V142H57V144H58V143L62 144V145H61V146H62V147H61L62 149H63V147H64L63 145H65V147H64V149H65L66 146H68L69 144H73V141H71V143L68 142V143H69V144H68V143H67V140H68ZM82 139H83V136H82ZM82 139H81V140H80V139H79V140L75 139V142L78 141L77 143H79V141H82ZM102 139L104 140V137H102ZM102 139H98V137H97V138L94 139V140H102ZM123 139H124V138H123ZM123 139H121L120 141H122ZM127 139H128V138H127ZM131 139H132V138H131ZM145 139H146V138H145ZM152 139H153V137H152ZM156 139H157V138H156ZM183 139H184V138H183ZM183 139H182V140L180 139L179 141H183ZM190 139H191V138H190ZM205 139H206V138H205ZM207 139H206V142H205V141H202V142H205L204 145H206V143L208 144V142H210V141H208V140H210V139H208V140H207ZM221 139H222V138H221ZM226 139H227V137H226ZM238 139H239V138H238ZM258 139H256L257 141H256V140H254V141H255L256 143H257V142L259 143ZM262 139H264V138H262ZM3 140H2V141H3ZM15 140H16V139H15ZM103 140H102V141H103ZM128 140H129V139H128ZM160 140H161V139H160ZM168 140H169V139H168ZM174 140H175V139H174ZM174 140H173V142H174ZM199 140H198V141H199ZM260 140H261V139H260ZM0 141H1V140H0ZM4 141H3V142H4ZM21 141H22V139H21ZM27 141H28V140H27ZM33 141H34V140H33ZM38 141H41V142H39V143L41 144V146L44 145L43 148L47 147V145H46L47 143L45 142V140H44V141H43V140H38ZM69 141H70V139H69ZM102 141H100V142H102ZM153 141H155V140L153 139ZM156 141H157V140H156ZM156 141H155V142H156ZM175 141H177V140H175ZM179 141L177 142V144H179ZM195 141H196V140H195ZM198 141H197V142H198ZM216 141H217V140H216ZM220 141H221V140H220ZM227 141H228V140H227ZM238 141H239V143H240V140H238ZM242 141H243V140H241V142H242ZM248 141H249V140H248ZM254 141H253V142H254ZM29 142H30V139H29ZM43 142H44V144H43ZM55 142H54V143H55ZM82 142H83V141H82ZM118 142H119V141H118ZM122 142H123V141H122ZM122 142H119V144H122ZM142 142H145V140L142 141ZM159 142H160V141H159ZM184 142H185V140H184ZM184 142H181V143L184 144ZM199 142L201 143V141H199ZM199 142H198V143H199ZM225 142H226V141H225ZM243 142H244V141H243ZM250 142H251V141H250ZM255 142H254V144H252V145H255ZM262 142H264V140H263ZM262 142H260V143L263 145ZM0 143H2V142H0ZM6 143H7V142H5L4 145H5ZM22 143H24V145H25L26 141L24 140ZM36 143H37V142H36ZM36 143H35V144H36ZM39 143H38V145H39ZM51 143H50V144H51ZM65 143H67V144H65ZM77 143H76V144H77ZM96 143H97V141H96ZM96 143H94V144H95V147H96ZM102 143H104V142H102ZM124 143H127L126 139H125ZM131 143H132V142H131ZM163 143H164V142H163ZM165 143H166V141H165ZM167 143H168V142H167ZM170 143H171V142H170ZM198 143H197V145L200 144V143H199V144H198ZM216 143H217V142H216ZM258 143H257V144H258ZM27 144H28V142H27ZM42 144H43V145H42ZM57 144L55 143V145H57ZM81 144H82V143H81ZM159 144H160V143H159ZM159 144H156V145H158V147H159V146H160ZM173 144H174V143H173ZM173 144H172V145H173ZM183 144H182V145H183ZM190 144H191V143H190ZM220 144H221V143H220ZM0 145H1V144H0ZM2 145H3V144H2ZM36 145H37V144H36ZM45 145H46V146H45ZM52 145H53V147H52ZM52 145H51V146L49 145L48 148H49V149H51V147H52L53 149L55 148V150H54L55 154H56V155H61V154H57V153L59 152V150L61 149V148H59L60 145L58 144V148H57V146L54 147L55 145H54L53 143H52ZM78 145H80V143H79ZM99 145H100V144L98 143V148L100 147ZM152 145H153V144H152ZM152 145H151V146H152ZM168 145H169V144H168ZM182 145L179 144V146H181V147H182ZM184 145H185V144H184ZM195 145H196V144H195ZM202 145H203V143H201V145H199V146L201 147ZM204 145H203V146H204ZM216 145H217V144H216ZM232 145H233V144H232ZM248 145H249V143H248ZM259 145H260V144H259ZM259 145H258V146H259ZM262 145H260L259 148H257V150H258V149H259V151L262 150V149H261V148L263 147ZM6 146H11V145H8V144H7ZM6 146H5V147H6ZM22 146H23V145H22ZM22 146H21V147H22ZM29 146H30V145H29ZM31 146H33V148H34V145H31ZM31 146H30V149L24 146V148L27 149L28 153H31V151H30V150H31ZM69 146H70V145H69ZM69 146H68V147H69ZM71 146H73V145H71ZM71 146H70V147H71ZM92 146H93V145H92ZM120 146H121V147H120ZM120 146H119L118 143H117V148H118V147L122 148L121 151L119 150V148H118V150H117V151H120V152H119V155L122 154L123 149H124V152L127 150V149H126V145L123 144V145H120ZM123 146H124V147H123ZM151 146H150V145L147 146V148L149 147L148 150H151V149H152ZM165 146H166V145H165ZM174 146H176V145H174ZM179 146H178V147H179ZM199 146H198V147H199ZM214 146H215V145H214ZM217 146H218V145H217ZM236 146H238V147H236ZM249 146H250V145H249ZM0 147H2V146H0ZM18 147H20V144H19ZM35 147H36V146H35ZM73 147H74V146H73ZM73 147H71V149H73ZM79 147H80V146H79ZM93 147H94V146H93ZM93 147H92V148H93ZM136 147H138V146H136ZM136 147H135V148H136ZM169 147H171V145H170ZM189 147H191V146H189ZM192 147L194 148V146H192ZM195 147H196V146H195ZM209 147H210V146H209ZM218 147H219V146H218ZM235 147H236V148H234V152H235V149H237V148H239V150H240V146H239L238 144L235 145ZM255 147H256V145L253 146V148H250V147H249L250 149L247 148L248 150L245 148V149H246L245 152L248 153L249 150L252 151V149H253V150H255V152H249L248 155L251 157L250 153H253L252 155L255 157V155H257V153H258V152L256 151V148H255ZM2 148H4V147H2ZM6 148H8V147H6ZM9 148H10V147H9ZM37 148H39V147H36V149H37ZM40 148H42V147H40ZM76 148H77V147H76ZM82 148H83V147H82ZM82 148H81L80 150H82ZM127 148H129V149H128L129 151H130L131 149H133V150L135 149V148H133L132 146H129V147H128V145H127ZM150 148H151V149H150ZM153 148H154V147H153ZM156 148H157V147H156ZM161 148H162V147H161ZM161 148H160V151H159V150L157 151V149H156L157 152L154 153L153 155L146 156V155H144V153H143V156H141V158H140V159H141V163H140L141 166H140V168H138L139 165H138V167H137L138 169L136 168L137 165H135V168H136L135 170H133L134 168H132V170H133L132 172L135 171L133 174H136L135 177L132 178L133 180H134V178H136V177H137V179H138V177L142 178V177H144V175H149V176H153V177H154V175H152V173L154 174V172L157 171L156 168H157V167H160V166H159L160 164H161V166L164 164V163L162 164L163 160L168 159V158H165L166 155L164 154V151H163V150L161 151ZM166 148H168V147H166ZM166 148H165V149H166ZM172 148H173V147H172ZM179 148H180V147H179ZM184 148H185V147H184ZM221 148H222V147H221ZM243 148H244V147H243ZM243 148H241V150H243ZM254 148H255V149H254ZM4 149H5V148H4ZM26 149H23L25 152L22 151V150L20 149V150L23 152V156H24V153L27 154ZM34 149H35V148H34ZM53 149H51V150H53ZM57 149H59L58 152L56 151ZM67 149H68V148H67ZM71 149H68V150H71ZM86 149H87V152L92 151V149H91L90 147H89V149H91V150H89L87 147H86ZM86 149H84L83 151H85ZM95 149H97V148H95ZM95 149L93 148V151H94ZM101 149H102V148H101ZM113 149H114V148H113ZM139 149L141 150V147H140ZM197 149H198V148H197ZM212 149H213V148H212ZM1 150H2V149H1ZM6 150H7V149H6ZM32 150H33V149H32ZM43 150H46V149H43ZM65 150H66V149H65ZM68 150H67V151H68ZM76 150L79 151V149H76ZM88 150H89V151H88ZM99 150H100V149H99ZM128 150H127V151H128ZM137 150H138V148H137ZM176 150H178V149L176 148ZM179 150H180V149H179ZM186 150H187V149H186ZM190 150H191V148H190ZM190 150H189V151H190ZM226 150H227V149H226ZM263 150H264V148H263ZM13 151H14V150H13ZM29 151H30V152H29ZM33 151H37V150H33ZM39 151H40V150H39ZM63 151H64V150H63ZM78 151H76V152H78ZM83 151H82V153H81V154H83L82 156L85 155V154H84L85 152L83 153ZM93 151H92V152H93ZM135 151H136V150H135ZM145 151H146V150H145ZM145 151H144V152H145ZM151 151H152V150H151ZM165 151H166V150H165ZM172 151H173V150H172ZM174 151H175V150H174ZM181 151H182V150H181ZM193 151H194V150H193ZM213 151H214V150H213ZM229 151H230V150H229ZM243 151H244V150H243ZM243 151H242V152L239 151V153H238V150H237V151H236V152L238 153V154H237L236 152L234 153L233 150H232L231 153L234 154V155H236V154L239 155V154H240V156H241V155H242L241 153H244ZM17 152H20V151L18 150ZM50 152H51V151H50ZM64 152H65V151H64ZM64 152H63V154H64ZM152 152H154V151H152ZM176 152H177V151H176ZM183 152H184V151H183ZM224 152H225V151H224ZM256 152H257V153H256ZM40 153H41V152H40ZM40 153H39V155H40ZM48 153H49V152H48ZM59 153H61V152H59ZM69 153H70V152H69ZM78 153H79V152H78ZM96 153H97V151H96ZM96 153L94 152L95 155H96ZM113 153H118V152H114V151H113ZM126 153H127V152H125L123 156H125ZM130 153H131V152H130ZM134 153H135V152H134ZM165 153H166V152H165ZM170 153H171V152H169L168 154H170ZM246 153L244 154V157H245V155H247ZM255 153H256V154H255ZM261 153H262V151H261ZM34 154L37 155V154H38V151H37V154H36V153H34ZM34 154H30V155H34ZM41 154H42V153H41ZM46 154H47V153H46ZM46 154H45V155H46ZM70 154H71V153H70ZM86 154H87V153H86ZM88 154H89V153H88ZM94 154L92 155L91 152H90V155H92V157H95ZM136 154H137V153H136ZM141 154H142V153H141ZM166 154H167V153H166ZM168 154H167V155H168ZM172 154H173V153H171V155H172ZM189 154H190V153H189ZM191 154H192V152H191ZM191 154H190V155H191ZM219 154H220V153H219ZM224 154H225V153H224ZM232 154H230V155H232ZM254 154H255V155H254ZM258 154H259V153H258ZM11 155H12V154H11ZM15 155H18V154H15ZM20 155H21V154H20ZM28 155H29V154H27V155H25V156H28ZM30 155H29V156H30ZM47 155H50V154H47ZM47 155H46V156H47ZM56 155H55V156H56ZM76 155H78V154H75V158H72V157H71L70 159H71L72 161H73V159H77V158H76V157H77ZM110 155H111V154H110ZM126 155H129V154L127 153ZM138 155H139V154H138ZM163 155H165V157H164ZM225 155H226V154H225ZM230 155H229V156H230ZM248 155H247V157H248ZM259 155H260V154H259ZM21 156H22V155H21ZM21 156L19 157V155H18L17 158H21ZM23 156H22V157H23ZM37 156H38V155H37ZM51 156L54 157V154H52ZM51 156H50V157H51ZM65 156H67V154H66ZM98 156H99V155H98ZM107 156H108V155H107ZM175 156H176V155H175ZM212 156H213V155H212ZM214 156H215V155H214ZM229 156H228V159L231 160V159L229 158ZM232 156H233V155H232ZM257 156H258V155H257ZM257 156H256V157H257ZM12 157H14V156L12 155ZM12 157H11V159H12ZM47 157H48V156H47ZM50 157H49V158H50ZM63 157H64V155L61 156V159H59V161H60V160H64V159H62ZM78 157H79V159H77V160H78V162H79L80 158H82V157H81V155H79ZM84 157H85V156H84ZM111 157H112V156H111ZM115 157H116V156H114L113 158H115ZM120 157H121V156H120ZM120 157H119V158H120ZM126 157H127V156H126ZM135 157H136V156H135ZM167 157H168V156H167ZM173 157H174V156H173ZM210 157H211V156H210ZM210 157H209V158H210ZM225 157H226V156H225ZM234 157H235V156H234ZM238 157H239V156H238ZM238 157L236 156L237 159H239ZM250 157H248V158H249V159L253 158V157H251V158H250ZM261 157H262V161H263V159H264V153H263V155H262ZM261 157H259V158L261 159ZM6 158H8V157H6ZM14 158H16V156H15ZM23 158H24V159H25V158L27 159V157H23ZM23 158H22V159H23ZM28 158H30V157H28ZM44 158H45V157H44ZM64 158H66V157H64ZM98 158H99V157H98ZM133 158H134V157H133ZM163 158H164V159H163ZM212 158H213V157H212ZM222 158H223V156H222ZM232 158H233V157H232ZM236 158L232 159V161H233L234 163H235V159H236ZM242 158H243V157L241 156V162H242V161H243V162L245 161L246 164L249 163V160H247V159H245V160L243 159V160H242ZM259 158L257 159L259 162H258V161H257V162H258L259 164L261 163L260 165H262V162H261V160H260ZM8 159H9V158H8ZM24 159H23V160H24ZM42 159H43V158H42ZM70 159H69V162H68V157H67V161H66V159H65V162H67V163H71V162H70V161H71ZM82 159H83V158H82ZM82 159H81V160H82ZM115 159H116V158H115ZM120 159H121V158H120ZM125 159H126V158H125ZM169 159L171 160V157H170ZM185 159H186V158H185ZM207 159H208V158H207ZM223 159H225V158H223ZM223 159H222V160H223ZM3 160H5V159H3ZM3 160H1V161H3ZM20 160H21V159H20ZM23 160H21V161H23ZM31 160H32V159H30V161H31ZM36 160H37V159H36ZM38 160H39V159H38ZM47 160H48V159H47ZM47 160H46V162H48ZM84 160H85V158H84ZM94 160H95V159H94ZM131 160H133V159H131ZM134 160H135V158H134ZM134 160H133V162H134ZM201 160L204 161V159H201ZM239 160H240V159H239ZM246 160H247V161H246ZM253 160H254V158H253ZM253 160H252L251 162L255 163V161H253ZM255 160H256V159H255ZM26 161H27V160H26ZM32 161H33V160H32ZM43 161H44V160H43ZM59 161H58V162H59ZM88 161H90V159H88ZM135 161H137V160H135ZM208 161H209V160H208ZM208 161H207V162H208ZM225 161H226V160H225ZM4 162H7V159H6V161H3V163H4ZM11 162H12V161H11ZM15 162H16V161H15ZM17 162H18V160H17ZM28 162H29V159H28ZM28 162H27V163H28ZM33 162H34V161H33ZM46 162H45V163H46ZM58 162H56V163H57V166H55L56 164H55V165L52 164V166H53V165L55 166V168L53 167V169H56V167H58V165L61 164L60 162H59V164H58ZM78 162H76V163H77V166H75V173H76V174L79 173V171L77 172L76 170H77V169L79 170L80 167H82V166H84V167L88 166V168H89L90 165H93V164H92L93 161H92V163H90V164H88V163L86 162V164H85L86 166H85L84 164H83L82 166H79L80 164L78 165ZM80 162H81V161H80ZM90 162H91V161H90ZM105 162H106V161H105ZM169 162H171V161H169ZM169 162H168V163H169ZM210 162H211V160L207 163L208 166L205 164V165H206V168L209 167V165H210L209 163H210ZM226 162H227V161H226ZM228 162H229V163H228V166H229L230 168H232V167L234 168V167H235V164H234V166H233L232 164H230V161H228ZM236 162H237V161H236ZM241 162H240V163L238 162V163L241 164ZM251 162H250V164H251V166H252V169H250L245 163H244V164H245L244 167L242 166L243 163L241 164V166H240L239 164L237 165V163H236V165H237V167L239 166V168L241 167V168L246 169L245 172H248V171H247V170H248L247 167L253 172V171H255V170L257 169V166H260V165L258 164V165L255 167L256 169H254V168H253V167H254V166H253L254 164L252 165ZM263 162H264V161H263ZM8 163H9V162H8ZM19 163H21V162H19ZM24 163H25V162H24ZM36 163H37V162H36ZM36 163H35V166L37 167ZM72 163H75V160H74V162H72ZM82 163H84L83 160H82ZM112 163H113V162H112ZM114 163H115V162H114ZM124 163H125V162H124ZM127 163H128V161H127ZM231 163H232V162H231ZM1 164H2V163H1ZM5 164H6V163H5ZM5 164H2V165H5ZM10 164H11V163H10ZM12 164H13V162H12ZM12 164H11V165H12ZM16 164H18V163H16ZM25 164H26V163H25ZM28 164H29V163H28ZM50 164H51V162H50ZM62 164H64V162H63ZM87 164H88V165H87ZM125 164H126V163H125ZM130 164H132V163H130ZM173 164H174V163H173ZM200 164H201V163L199 162V165H200ZM202 164H204V163H202ZM214 164H215V163H214ZM216 164H217V163H216ZM216 164H215L214 166H216ZM229 164H230L231 166H230ZM256 164H257V163H256ZM263 164H264V163H263ZM8 165H9V164H8ZM11 165H10V166H11ZM46 165H48V164H46ZM75 165H76V164H75ZM111 165H112V164H111ZM116 165H117V164H116ZM164 165H165V166H164ZM164 165H163L164 167H167V166H166V165H167L166 163H165ZM196 165H197V164H196ZM199 165H198V166H199ZM205 165H204V168H205ZM5 166L7 167V165H5ZM5 166H4V167H5ZM16 166H17V165H16ZM32 166H33V165H32ZM48 166H49V165H48ZM52 166H51V168H52ZM60 166H62V165H60ZM60 166H59V168H60ZM65 166H66V165H65ZM68 166H69V164H68ZM68 166L65 167V168L68 169ZM118 166H119V163H118ZM120 166H121V165H120ZM163 166H162V167H163ZM194 166H195V165H194ZM218 166H219V165H218ZM222 166H223V164H222ZM246 166H247V167H246ZM249 166H250V165H249ZM262 166H263V165H262ZM262 166L258 167V168H262V170L260 169V171H259V174H261V176L263 175V174L261 173V171H263V169H264V167H262ZM0 167H1V169H2L3 166H0ZM19 167H20V164H19ZM38 167H39V166H38ZM62 167H64V166H62ZM62 167H61L59 170H58V169H57V170L60 171V172H63V171H61ZM69 167H72V166H69ZM78 167H79V168H78ZM90 167H91V166H90ZM122 167H123V166H121V168H122ZM126 167L130 168L128 165H127ZM164 167H163V168H164ZM183 167H184V166H183ZM216 167H217V166H216ZM224 167H225V164H224ZM229 167H227V165H226V167H225L224 170H223V174L227 172V170H228ZM11 168L13 169V168H15V166H13V167L11 166ZM11 168H10V169H11ZM32 168H33V167H32ZM34 168H35V167H34ZM34 168H33V172H32L31 170H29V171H31V173H34ZM114 168H115V165H114ZM116 168H117V167H116ZM116 168H115V170H114L112 167H110L109 170H111V169H113V170H111V171H107L108 168L106 167V170H105V168H104L103 171L101 170L102 172H99V171H98L97 174H94V177L97 175V176H98V177L96 176L97 178L100 177V179H103V177H107V176H105V175H106V172H108V174H107L108 176L110 175V173H114V175L112 174V175H110V176H113V179L115 180L116 177H114V176H116V174L119 172L118 170H116ZM179 168H180V167H179ZM210 168H212V167H210ZM220 168H221V167H220ZM226 168H227V170H226ZM239 168H237V171H239ZM1 169H0V170H1ZM20 169H21V168H20ZM30 169H31V167H30ZM47 169H48V167H47ZM72 169H74V165H73V168H70L69 170L72 171ZM80 169H81V168H80ZM82 169H84V168L82 167ZM82 169H81V170H82ZM85 169H87V167H86ZM117 169H118V168H117ZM167 169H168V167H167ZM191 169H192V168H191ZM195 169H196V168H195ZM207 169H209V168H207ZM215 169H217V168H215ZM253 169H254V170H253ZM15 170H16V169H15ZM15 170L13 169V170H11V171H14L16 174L19 175V173H20L21 171H19V173H17V171H15ZM17 170H18V168H17ZM23 170H25V169H23ZM81 170H80V171H81ZM159 170H161V169H159ZM162 170H163V169H162ZM205 170H206V169H205ZM205 170L203 169V171H205ZM219 170H222V169H219ZM219 170H218V171H219ZM225 170H226V171H225ZM257 170H258V169H257ZM1 171H2V170H1ZM1 171H0V172H1ZM9 171H10V170H9ZM48 171H49V170H48ZM48 171H47V172H48ZM50 171H51V170H50ZM54 171H56V170H54ZM54 171H53V173H54ZM73 171H74V170H73ZM73 171H72V173H71L70 171H69L70 173H69V172L67 173V170H66V172L64 171L65 173L63 172L62 174H63V176H64V174L67 173L68 175L66 174L65 176H66V177H67V176L70 177V176H72V175L74 174ZM85 171H86V170H84L83 172H85ZM91 171H92V170H91ZM104 171H106V172H105V175H104V173H103ZM112 171H114V172H112ZM115 171H118V172L116 173ZM120 171H121V170H120ZM122 171H123V170H122ZM124 171H125V170H124ZM124 171H123V172H124ZM191 171H192V170H191ZM203 171H202V172H203ZM208 171H209V170H208ZM215 171H216V170H215ZM224 171H225V172H224ZM243 171H244V170H243ZM4 172L6 173V171L3 170V171L0 173V175H1V174L3 175ZM25 172H26V170H25ZM25 172H24V173H25ZM60 172L57 173V171H56V172H55V175L52 174V177L55 178V176H57L56 173L59 175ZM81 172H82V171H81ZM109 172H110V173H109ZM125 172H126V171H125ZM125 172L123 173L124 175L121 174V176H124V179H125V175H129V173H130L131 171H127L128 174H127V173L125 174ZM179 172H180V171H179ZM197 172H198V170H197ZM197 172L195 171V173H197ZM202 172L199 171L200 174H202ZM206 172H207V171H206ZM206 172H203V173H205V174L200 175V176H202V180H201V177L198 176L199 174H198V175L196 174V175L193 177V178H194V181L197 180V177H200L199 180L202 181V182H204V179H203L204 176H205V178L207 177V176H206V175H207ZM219 172L221 173V176H222V172H221V171H219ZM219 172H217V173H219ZM232 172L234 173V171H232ZM240 172H242V171L240 170ZM240 172H238L237 175H241V174H239ZM249 172H250V171H249ZM257 172H258V171H257ZM257 172H255V175L257 174ZM11 173H12V172H11ZM11 173L9 172V175H10ZM26 173H27V172H26ZM31 173L29 172V173H28V176H30ZM100 173H103V174H100ZM157 173H158V172H157ZM209 173H211V172H209ZM217 173L215 172V173H213V175L217 176ZM227 173H228V172H227ZM35 174H36V173H35ZM37 174H38V173H37ZM40 174H41V173H40ZM40 174H38V175H40ZM50 174H51V173H50ZM70 174H71V175H70ZM150 174H151V175H150ZM158 174H159V173H158ZM180 174H182V173H180ZM259 174L256 175V176H257L256 178H254V179L252 178V180L255 181V183L257 182V180H259V178H258V177L260 176ZM2 175L0 176L1 178L3 177ZM21 175H23V173H21ZM31 175H32V174H31ZM42 175H43V174H42ZM53 175H54V176H53ZM100 175H101V176H100ZM103 175H104V176H103ZM119 175H120V172H119ZM131 175H132V173H131ZM156 175H157V174H156ZM213 175H212V176H213ZM219 175H220V174H218V177H219ZM227 175H228V174H227ZM230 175H233V174L231 173ZM248 175L250 176L249 173H248ZM5 176H7V174H6ZM60 176H61L62 178H65V176H64V177H63L62 175H60ZM60 176H59V177H60ZM76 176H77V175H76ZM78 176L80 177L81 175L78 174ZM102 176H103V177H102ZM117 176H118V174H117ZM149 176H148V178H149ZM208 176H210L209 178L207 177V179H209V180H210V179H211V180H212V179L214 180V179H216V178L219 179V180L221 179L220 177H219V178H218V177L215 178V176H214L213 178H211L212 176H211L210 174H209ZM223 176H225V175H223ZM223 176H222V177H223ZM246 176H247V175L244 174V175H242V176L240 177V179L245 178ZM263 176H264V175H263ZM18 177H19V176H18ZM18 177H17V178H18ZM21 177H23V176H21ZM41 177H42V176H41ZM47 177H49V176H47ZM50 177H51V176H50ZM50 177H49V178H50ZM59 177L56 179L57 182H58V179L60 180ZM74 177H75V176H74ZM82 177H85V175L82 176ZM82 177H81V179H82V181H83L84 179H83ZM88 177H90V176H88ZM177 177H178V176H177ZM238 177H239V176H238ZM247 177H248V176H247ZM251 177H252V176H251ZM251 177H249V178H251ZM3 178H4V177H3ZM30 178H31V176H30ZM33 178H34V176H33ZM44 178H46V177H44ZM62 178H61V182L64 183V181H62ZM77 178H78V177H77ZM108 178H109V180L111 181V183L115 185V182H114V183L112 182V181H113V179H111L112 177H107V179H108ZM118 178H119V180L121 179L120 176H119ZM118 178H117V179H118ZM126 178H128V177H126ZM129 178H130V177H129ZM129 178H128V179H129ZM156 178H157V177H156ZM193 178H192V180H193ZM232 178H235V177H232ZM19 179H20V178H19ZM19 179L17 180L18 183L15 184V186H14L15 189H17L16 187L19 186V182H20ZM23 179H25V178L23 177ZM26 179H28V178L26 177ZM26 179H25V181L23 180L24 183H25L26 181H28V180H26ZM41 179H42V178H39V180H41ZM67 179H69V181H68ZM89 179H90V178H89ZM93 179H94V178L91 177V180H92V181H93ZM122 179H123V177H122ZM124 179H123V180H124ZM128 179H127V182H128ZM132 179L129 180L128 184H125V183H124V184H125V187H123V188L121 187V185H120L119 183H116V185L118 184L119 187L113 186L112 184H108V185H109V188H110L111 185L113 186V187L111 186L112 189H113V190L111 189V191H112L111 194L109 193L110 189L107 190V189L105 188V189L108 191V193H109V194H108V193H106V191H103L102 188H100V190H102L103 193L105 192L107 195H111V197H112V194H113L114 192H116L117 190L120 191V192L117 191L118 193L116 192L118 195H116V193H114V194L116 195V197L119 196V193H120V196L117 197V199L115 198V195H113V197H112V198H115V199H113V200H112V198L109 199V200H112V201H114V202H110V203H109V201H108L107 203H108V204H111V203H112V204H114V205H111V206H112V207H113V206L115 207V206H118L117 203H119V204L122 203V202L125 203V200H124V199H125V198L128 199V198L131 196V197H130L131 200H132V201H130L131 203H130L128 200H126V201L128 202V204L130 203V206H131V204H132L133 201L135 200L134 198L136 197V196L134 195V191L137 190L138 187H140V186H138V185H140L142 182H143V184H144L145 181H146V183H147V180L144 181L143 178H142L143 181H142V179H141V183H140V181H138L139 179H138V180H137V179L134 180V181H138L140 184H138V182H136V183L132 182V181H131ZM145 179H146V177H145ZM167 179H168V178H167ZM174 179H175V178H174ZM195 179H196V180H195ZM217 179H216V183L219 182ZM229 179H230V178H229ZM229 179H228V180H229ZM255 179H256V180H255ZM1 180H2V179H1ZM14 180H16V179H14ZM54 180H55V179H54ZM56 180H55V182H56ZM63 180H64V179H63ZM65 180H67V183H68V182L71 181V178H65ZM72 180H73V179H72ZM86 180H87V178H86ZM86 180H85V181H86ZM91 180H90V182H89L91 185H92V184L94 185V184L96 183V181H98V182L100 181L99 179H96V178H95L96 181L94 180L95 182L93 181V182H94V183H93V182H91ZM105 180H106V179H105ZM109 180H107V181H109ZM150 180H151V179H150ZM153 180H154V179H153ZM209 180H206V179H205V181H206L205 183H207V181H209ZM211 180L209 181V183H212V182L215 183V181H211ZM235 180H236L237 183L239 182V179H238V181H237V179H235ZM242 180H243V179H242ZM43 181L45 182V179H43ZM43 181L41 180V183H43ZM51 181H52V180H51ZM80 181H81V180H80ZM85 181H84V182H85ZM87 181H89V180H87ZM103 181H104V180H102V181L99 182V183H102ZM107 181H104V182L107 183ZM130 181H131L132 183L136 184V187H135L134 184H132V185H134V186H132L131 184H129ZM156 181H157V180H156ZM200 181H198V182H200ZM221 181L227 185V183H226V182H227V179H226V181H225V180H223V178H222ZM230 181H231V180H230ZM232 181H234V180H232ZM261 181L263 182V180H261ZM11 182H12V181H11ZM21 182H22V181H21ZM23 182H22V183H23ZM29 182H30V181H29ZM38 182H39V181H38ZM46 182H47V181H46ZM61 182L59 181V184H58V183H57V184L60 186V185L62 184ZM71 182L77 183L76 180H73V181H71ZM78 182H79V180H78ZM104 182H103V184L105 185ZM119 182H121V180H120ZM151 182H152V180H151ZM198 182H197V183H198ZM222 182H219V184L221 183V184H220L221 186H222ZM247 182H249V181H247ZM262 182H261V183H262ZM0 183H1V182H0ZM12 183H13V184H12ZM12 183H11L12 185H9L8 187H11V186H12V189H13V185H14V183H16V182L14 181V182H12ZM22 183H21V185H23ZM41 183H40V185H41ZM52 183H54V182H52ZM80 183H81V182H80ZM80 183H79V184H80ZM99 183H98V184H99ZM122 183H123V182H122ZM122 183H121V184H122ZM146 183H145L144 185H146ZM192 183L195 184L196 182H192ZM192 183H191V185H189L190 183L188 184L189 187L192 186V187H190V188H191V192H190V191L188 192V190H190V188H188V190L186 189V191L188 192V196H191V197L193 196V195H192V194H193L192 189L195 190L194 193L196 192V188L194 189L193 186H194V187L197 186V185H193ZM200 183H201V182H200ZM213 183H212V184H213ZM228 183H230V182L228 181ZM231 183H232V182H231ZM234 183H235V182H234ZM237 183H235V184H237ZM244 183H245V182H244ZM250 183H251V182H250ZM252 183H253V182H252ZM263 183H264V182H263ZM49 184H51V183H49ZM70 184H71V183H68L69 188H70L71 186H73L72 184H71V185H70ZM79 184L77 183V186H78V187L76 186V184H75V186H73V187H75V189H76V187L79 188V186L81 185V184H80V185H79ZM82 184H83V183H82ZM98 184L96 183L95 185H97V186H94L96 189L98 188ZM124 184H123V185H124ZM143 184H141V185H143ZM148 184H149V183H148ZM152 184H153V183H152ZM174 184H175V183H174ZM219 184H218V186H219ZM232 184H233V183H232ZM232 184H230V186H231ZM235 184H234V185H235ZM248 184H249V183H248ZM248 184H246V185H248ZM17 185H18V186H17ZM31 185H32V184H31ZM43 185H45V188H46V184H43ZM43 185H42V186H43ZM62 185L64 186V189H62L63 187H62L61 189L65 191L66 186H68V185H66V181H65V184H62ZM65 185H66V186H65ZM83 185H84V184H83ZM91 185H89V186H91ZM104 185H100V184H99V186H101V187H103ZM144 185L141 186L142 188L144 187L143 190L146 189L145 187H147V186H144ZM166 185H167V184H166ZM223 185H224V184H223ZM234 185H233V186H234ZM261 185H263V184L258 185V187H259V186L261 187V188L259 187V188H260L259 191L261 192V195H264V193H263L264 191H262V188H264V187H262ZM24 186H25V185H23V186H21V187H24ZM137 186H138V187H137ZM182 186H183V185H182ZM200 186H201V185H200ZM230 186H228V188H229ZM256 186H257V183H256ZM5 187H6V186H5ZM21 187H20V188H21ZM28 187H29V186H28ZM49 187H52L51 189H53L54 185H53V186H49ZM49 187L47 186V188H49ZM73 187H71L70 189L72 190V193H73V192L75 193V190H74ZM104 187H106V185H105ZM114 187L119 188V189H117L116 191H114ZM141 187H140V188H141ZM184 187L186 188L187 186H184ZM212 187H213V186H212ZM214 187L216 188V186H214ZM222 187H224V186H222ZM222 187H221V188H222ZM226 187H227V186H226ZM226 187L224 188V190H226ZM239 187H240V186H239ZM242 187H244V186H242ZM250 187H253V186H250ZM39 188H41V187H39ZM69 188L67 187V188H66V191H68L67 189H69ZM88 188H89L90 191H93V193H94V191L96 192L95 188H93V187H88ZM90 188H92V189H94V190H92V189H90ZM116 188H115V189H116ZM120 188H121L122 190H120ZM135 188H137V189H135ZM140 188H139L138 190H139L140 193H141V191H143V190H141ZM163 188H164V187H163ZM175 188H176V187H175ZM201 188H202V186H201ZM201 188L199 187V189H201ZM203 188H204V187H203ZM205 188H207V186H205ZM209 188H210V187H208L207 189H209ZM228 188H227V189H228ZM247 188H249V187H244L243 189L247 190L248 193H251V192L249 191L250 188H249V190H248ZM5 189H6V190H5ZM5 189H4L5 193L7 192L6 194H8L7 189L9 190V188L6 187ZM18 189H19V188H18ZM18 189H17V192H18ZM21 189H22V188H21ZM23 189H24V188H23ZM26 189H27V188H26ZM42 189H44V187H43ZM59 189H60V188H59ZM70 189H69L68 194H69V193L71 194V190H70ZM103 189H104V188H103ZM147 189H148V188H147ZM210 189H211V188H210ZM243 189H242V190H243ZM87 190H88V189H87ZM97 190L99 191V189H97ZM160 190H161V189H160ZM162 190H163V189H162ZM182 190H184V189H182ZM197 190H198V189H197ZM205 190H206V189H204V191H199V190H198V192H201V194L203 195L202 192H205ZM212 190H213V189H211V191H212ZM214 190H215V189H214ZM253 190H256V188L253 189ZM257 190H258V189H257ZM0 191H1V190H0ZM12 191H14V190H12ZM28 191H31V190H28ZM58 191H61V190H58ZM58 191L53 190V192H56V193H54V194H56V195H58V193H59ZM64 191H62V192H64ZM102 191H100L99 193L103 194ZM111 191H110V192H111ZM163 191H164V190H163ZM163 191H162V192H163ZM173 191H174V192H173ZM173 191H172L171 194H174V193H175L174 195H176V193L179 192V191L176 192V190H173ZM186 191H185V192H186ZM227 191H228V190H227ZM238 191H240V192H238L239 195H240V193H243V192H244V191L242 192L241 189L238 190ZM251 191H252V188H251ZM259 191H257L258 193H256V194H259V195H256V196L253 194V192L255 193V191H252V194H250L249 196H248L247 192H245V193H244L245 195H242L243 197H244V196H247L246 199H245V197H244L245 201H244L243 199L240 200V197H242L241 195H240V197L238 196V194L236 195V196H238V197H235V196L233 195L235 198L231 200L232 202H230L229 205H228V202H227V205H225L224 203H221V202H220V203H219V202L215 203V202L213 201V202H211V203H214V205H212V206L209 205V206H210V208H209V207L207 206V204H206V201L204 200V202H205L204 204H206V206L210 209V211H211L210 213L212 214L213 219H211L212 221H210L211 223H210V225H209L208 227L205 226V227L208 228V229H206L207 232L204 233V234H205V235H206L207 233H208V234H207V237H206L203 241H201L200 244H201V245H202V244H209L210 242H213L214 247H216V246H215L216 244L214 243V241H215L216 243H217V241H220V242H218V244H219V243H220V244H219L216 248L211 247V246H212V245H211V246H210V247H211V250H210V248H209V251H208V249H207L208 252H206V253H204L205 250H204L203 247H198V248H202L203 251H204V252H203V251L201 250V253H204V254H200V252L198 253V252L196 251V253H198V255L195 254V252L192 253L190 250L193 249V248H191V247H193L194 244H195V246H197L196 243H198V242L200 241V237H203V238H204V236H203L204 234H203V235L201 234L202 236L198 234L199 226L203 224V221L197 223L198 225H197L196 227H194V228H192L191 230H188V231H186L185 233H183V236H181L180 234L177 235V234H175V233H170V236H171L172 234H173V236H176V235H177V238H178L179 235H180V236H181L180 238H181V241H182V243H180L179 245H176V244H175L176 246L171 245V246H172V247H171V246L169 245L170 243H167V244H166V241H167V240H165V236H168L169 234L167 233L166 235H164V234H165V233H164V229H158V227L161 228V225H162V226L164 225V224H162V223L164 222L165 219H168V220H165V221H167V222L173 221L174 218H175L178 214L175 215V217L172 219L171 217H172V215H173L175 212L172 213V210H171V213H170V209L168 210V209L165 208V209L167 210V212H166V213L164 212V213H165V214H167V213L169 214V213H170L171 217H170V215H168V214H167V215H168V217H170V218H168L167 215H165V219L163 220V222H161L162 220H161V221L159 220L161 223H160V222H157V223H156V224H158V226L156 225V226H157V229L153 228V229H155V230H154L152 233H149V232H148V233H145L144 228H146V227H145V225H143V226H144V228H143L142 223H145L146 225H148L147 222H144V219H143V218L145 217V216H144L145 211L149 210L150 207H149V208L146 207V208H147L146 210L142 209V208H143V207H142V208H141L142 210H140V212H142L143 215H141L142 213H140V212H139V213H140V217H141V216H144L143 218L141 217V219H143V220H141V221H143V222L140 223V219H139V222L136 223V224L139 225V223H140L141 226H142V227H141V226H140V227H141V229L143 228L142 230H143L144 232H143V231L141 232V230H137V229H136V227L138 228V225H137L136 227H135V226H134V227L132 226V227L135 229V231L137 230V231L139 232V235H140L141 237L138 235V236H139L138 239L140 238V239L142 240V238H144V237H142V236L145 235L144 242H142L144 246H143L142 244H140L141 241L139 240V241H140V242H139L140 246H139V244L135 243V245L137 244L138 247L136 248V246H137V245H136V246H135V249L132 248V250H133V249L136 250V249H138V248H141V249H140L141 251H142V249H143V252H145L144 250H146V253H145V254H143V252H141V253H138V252L136 253V252H135V253L137 254V256L141 254V255H140L141 257H140V256H139V257H140L141 260H143V261H142L143 263L141 262L142 264H159L160 261L158 262V261L155 260L156 257L158 258V256H161V258H162V259H161V262H163V264H264V246L259 245L260 242L263 243L262 240H264V213H263L264 211H263V210H262V212L260 211V215H259L260 217H259V219H258V217H256L257 219H256L255 217H253L254 215L257 216V215L259 214V212H258V214L256 215V213H257V212H256V211H257V208L260 209V208H263V207H264V204L261 202V200H260V199H257V198H261V197H259V196H260V192H259ZM9 192H11V191H9ZM40 192H41V190H40ZM42 192H43V190H42ZM42 192H41V193H42ZM53 192H52V193H53ZM57 192H58V193H57ZM212 192H213V191H212ZM215 192H216V190H215ZM215 192H214V193H215ZM0 193H1V192H0ZM14 193H16V192H14ZM48 193H49V196H50L51 191L49 190ZM52 193H51V194H52ZM84 193H85V192H84ZM89 193H90V192H89ZM99 193H98V194H99ZM135 193H138V191H135ZM160 193H161V192H160ZM190 193H191V195H190ZM205 193H207V192H205ZM217 193H218V192H217ZM222 193H223V192H222ZM226 193H227V192H226ZM6 194H5V195H6ZM28 194H29V193H28ZM34 194H35V193H34ZM37 194H38V192H37ZM59 194H61V193H59ZM66 194H67V192H66ZM68 194H67V196H68L69 198H68V197H65V196H64V193H63V196L65 197V198H64V199H65V202H66V200L68 201V199L71 201V200L74 198V196H75L76 193H75L74 195L71 194V195H73L72 197H70L71 195L69 194V195H70V196H69ZM98 194L95 193V196L98 195ZM163 194H164V193H163ZM171 194H168L167 196H169V195H171ZM178 194H179V193H178ZM180 194H181V193H180ZM180 194H179V195H180ZM186 194H187V193H186ZM186 194H185V195H186ZM196 194H197V193H196ZM210 194H211V193H207L206 195L204 194V195H203V196H204V199H205V196H206V198H207ZM229 194H230V193H229ZM1 195H2V194H1ZM1 195H0V196H1ZM13 195H14V194H13ZM13 195H11V197H13V198H11V200L14 199V196H13ZM30 195H31V194H30ZM32 195H33V194H32ZM52 195H53V194H52ZM52 195H51V196H52ZM78 195H79V194H78ZM87 195H88V194H87ZM99 195H100V194H99ZM133 195H134L135 197H133ZM136 195L139 196L138 194H136ZM155 195H156V194H155ZM174 195H172V196H174ZM194 195H195V194H194ZM202 195H201V197H197L196 199H199L200 201H202V200H201V198H203ZM212 195L214 196V194H211V196H212ZM221 195H222V194H221ZM225 195H226V194H225ZM230 195H231V194H230ZM35 196H36V195H35ZM35 196H34V197H35ZM44 196H45V195H44ZM51 196H50V198L48 197L49 200H48V198H46V199H47V202H48V201L50 202V200H51ZM88 196H89V195H88ZM88 196H86V199L84 198L85 201L87 200V198H88V200H89V199L91 200L93 197L95 198V196H93V195H92V197H90V196H91V195H90V196H89L90 198H89ZM167 196H166V197H167ZM199 196H200V195H199ZM213 196H212V198H213ZM223 196H224V195H223ZM223 196L221 197L222 199H223ZM228 196H229V195H228ZM233 196H231V197H233ZM6 197H7V195H6ZM9 197H10V195H9ZM9 197H7V198H9ZM52 197H55V195H53ZM132 197H133L134 200L132 199ZM153 197H154V196H153ZM178 197H179V196H178ZM215 197H216V196H215ZM217 197H218V196H217ZM226 197H227V196H226ZM263 197H264V196H262V199H263ZM3 198H4V197H3ZM35 198H36V197H35ZM66 198H67V199H66ZM71 198H72V199H71ZM94 198L92 199V201H94ZM100 198H103V197L100 195ZM108 198H109V196H108ZM130 198H129V199H130ZM167 198L170 199V198H172V197L169 196V197H167ZM192 198H193V197H192ZM210 198H211V197H208L206 200H207V201H209V200H214V199H212V198L210 199ZM219 198H220V197H219ZM227 198H228V197H227ZM227 198H226V199H227ZM29 199H30V198H29ZM32 199H33V198H32ZM43 199H44V198H43ZM43 199H42V200H43ZM56 199H58V197H56ZM75 199H76V198H75ZM97 199H99V198L97 197ZM97 199H95L96 201H98V202H97V206H99V207L101 206V207H102V204H103V206H104V205H106V206L108 205L107 203L105 204V202H104V200H107V199H105V195H104V200H103V202H101L100 199H99V200H97ZM136 199H137V198H136ZM143 199H144V198H143ZM164 199H165V198H164ZM183 199H184V198H183ZM186 199H187V198H186ZM208 199H209V200H208ZM229 199H230V198H229ZM229 199H228V200H229ZM256 199H257V201L259 200V202L262 203L263 206H262V204H261V205L259 204V206H261V207H256V201L253 202V201L256 200ZM7 200H8V199H7ZM17 200H18V199H17ZM44 200H45V199H44ZM88 200H87V201H88ZM90 200H89L88 202H90ZM156 200H157V199H156ZM215 200H216V199H215ZM218 200H219V199H218ZM218 200H217V201H218ZM23 201H24V200H23ZM30 201H31V200H30ZM36 201L38 202V200H36ZM36 201H35V205H39ZM57 201H58V200H57ZM57 201H56V202H57ZM60 201H61V199H60ZM63 201H64V200H63ZM85 201H84V202H85ZM135 201H136V200H135ZM140 201H141V200H140ZM146 201H147V200H146ZM148 201H149V200H148ZM157 201H158V200H157ZM179 201H180V200H179ZM200 201H199V202H198V200H197V201H196V200H194V201L192 200V201H191L190 199H188L187 202H188V203H189V202H193L194 205H196V203H197L196 206L198 207L199 204H201V205L203 204V203H200ZM226 201H227V200H226ZM251 201H252V203L255 204V206L252 207V208H255V207H256V210L253 209L254 212H252V214L255 213V212H256V213L253 214V216L251 215L253 218H250V219L252 220V219L255 218V219L257 220V221H256L255 219L252 220V221H255V222H254L255 224L253 223L252 225L250 224L251 220H250L247 216H245V214L248 215V212H249L250 210H252V208H250V210H247L248 212L244 211V210H246V206H247L249 203L251 204ZM263 201H264V199H263ZM3 202H4V201H3ZM11 202H12V201H11ZM14 202H15V201H14ZM31 202L33 203L34 201H31ZM40 202H41V200L39 199V203H40ZM42 202H44V201H42ZM42 202L40 203V206H41ZM58 202H59V201H58ZM68 202H69V201H68ZM100 202H101L102 204H101ZM144 202H145V201H144ZM180 202H182V200H181ZM185 202H186V200H185ZM187 202H186V204H187ZM194 202H196V203H194ZM223 202H224V201H223ZM259 202H258V203H259ZM20 203H21V202H20ZM32 203H31V206H32ZM52 203H53V201H52ZM54 203H55V200H54ZM73 203H74V202H73ZM152 203H153V202H152ZM198 203H199V204H198ZM207 203H208V202H207ZM21 204L23 205V207H22V205H20V206L22 207V209H24V204H25V203L23 202V203H21ZM48 204H49V203H48ZM56 204H57V203H56ZM56 204H54V206H55ZM59 204H60V203H59ZM62 204H63V202H62L60 205H62ZM64 204H68V203H64ZM64 204H63L62 206H67V205H64ZM93 204H94V206H92V207H93L94 209L92 210L91 207H90V209H91L92 211H91L90 209L88 210V209L86 208V206H84V207H85L87 210H84V208H82V207H81V208H82L81 210L79 209V210L82 211V212H83V210L86 211V213H82V212H81L82 214H80V216H78V217L75 219V223H74L75 226L77 225V224H76L77 221L81 220V221H84V223H85V221H88V220H89L88 218L90 217V215L92 216V215H94V213H96V214L98 213V214H99V213H100L99 210H102V211H103V209H102L101 207H100V208H99V207H95V204H96V203H93ZM98 204H99V205H98ZM115 204H117V205H115ZM125 204H126V203H125ZM128 204H127V205H128ZM143 204H144V203H143ZM149 204H150V203H149ZM184 204H185V203H184ZM186 204H185V205H186ZM193 204H187V205H186L187 207H185V205H184L185 208H183V206H182V208H181V207H180V208H181V209H184V212H185V209H187L188 206H191V205L193 206ZM204 204H203V205H204ZM254 204H253V205H254ZM43 205H44V204H43ZM49 205H52V206H53V204H49ZM49 205L47 206V205L45 204L44 206H46V207H43V208H47V207H49ZM91 205H92V204H91ZM121 205H123V204H121ZM121 205H120V206H121ZM203 205H202V207H204ZM52 206H50V207H52ZM56 206H58V208H59V205H58V204H57ZM106 206H104L105 213L101 212L100 215H99L100 217H101V214H102V213H103V214H106V216H108V215H111L110 213H111L112 211H114V209H113L114 207L112 208L110 205H108V206H109L108 208H111L112 211H111V209H108V208H107V209H108V212H109V210L111 211L109 214H107V213H106V212H107V211H106ZM120 206H119V207H120ZM145 206H146V205H145ZM164 206H166V205L164 204V205H163V208H164ZM179 206H180V205H179ZM196 206H194V208L190 209V212H191V210H194V209L196 208ZM251 206H252V205H250L249 207H251ZM15 207H16V206H15ZM17 207H18V206H17ZM25 207H26V206H25ZM28 207H30V206H28ZM37 207H38V206H37ZM50 207H49V208H50ZM60 207H61V206H60ZM87 207H88V206H87ZM122 207H123V206H122ZM124 207L126 208V206H124ZM128 207H129V205H128ZM128 207H127L126 209H128ZM207 207H205V208H207ZM19 208H20V207H18L17 209L20 210L21 208H20V209H19ZM41 208H42V207H41ZM61 208H62V209H65V207H61ZM180 208H179V210H180ZM189 208H190V207H189ZM189 208H188V209H189ZM22 209H21V211H22ZM50 209H51V208H50ZM62 209L60 210V212H59V211L57 212V211H55V209H54V211L57 212V213H55V212H53V211H51V212H53L55 215H56V214L58 215V214H61V213H62ZM116 209H118V211H119V212L117 211L118 213H120V211L122 210V209L120 210L119 208H116ZM126 209L123 210V211H126ZM157 209H158V208H157ZM159 209H161V208L159 207ZM197 209H198V208H197ZM203 209H204V208H203ZM259 209H258V211H259ZM1 210H2V209H1ZM5 210H6V209H5ZM18 210H17V211H18ZM32 210H33V207H32ZM40 210H41V209H40ZM43 210H44V209H43ZM43 210H41V211H43ZM56 210H57V209H56ZM65 210H66V209H65ZM150 210H151V208H150ZM260 210H261V209H260ZM12 211L15 213V209H13ZM12 211H10V212H12ZM26 211H27V210H26ZM30 211H31V210H30ZM46 211H47V210H46ZM49 211H50V210L48 209V212H47L48 214L45 213V211H43V212H44V215H45V214H46V215H49V216H46L47 219H48V221H47V219H45L46 217L43 215V212H41V215H40V214H39L40 211L38 210V213H37V214L40 215L42 218H41L40 216L36 215V212H37V211L34 212L33 214H34V216H35V219H34L35 222H34V224L32 223V224L34 225V227H33L32 224H30L31 226H29V225H26V223H23L22 225L28 226V228L25 227V226L22 227V228H24V229L26 230V231H25V230L23 229V230H24V231H23L24 233L21 232L22 229L20 230V228L18 229V227H17V231H15L16 233H19V234H17V235H19V237L21 238V237L23 236V234H24V236H23L24 238H22V239H24V240H23V241H19V243H20V242L22 243V242L25 241V242H24L25 244H26V242L28 243L27 245L30 244V242L32 241L31 236H30L29 238H27V237L25 236V234H27L26 232H27V230L29 231V229L32 231L33 229H31V228L33 227V228H34V230H33L34 233H32V232L29 231L30 233L28 232L27 235L29 236V235L32 234V237H35V235H38V237H35L36 240H34V241H37V240L41 239V240H39L41 243L38 241V242H39L38 244L42 245V242L44 241L43 238H44L46 235H48V234H46V233L50 232L51 229L54 227V226H52V228H51V226H50V225H52V224L55 223V222L53 221V219L55 220V218H56V219H57V221L55 220L56 223H57V222L59 223V220H58V219H59V217H61L60 215H59L58 217H56L57 215H56V216L53 215L52 217H50V213H51V212L49 213ZM63 211H64V210H63ZM87 211H88V212H87ZM89 211H90V212H89ZM153 211H154V210H153ZM153 211H152V212H149V211H148V213H146V214H147V215H146L147 217H145V218H148V217L150 216V219H152V221L156 222L152 217H153V215H154V212H155V214H157V213H156V210H155L154 212H153ZM161 211H162V210H161ZM164 211H165V210H164ZM168 211H169V212H168ZM173 211H174V209H173ZM196 211H199V209L196 210ZM201 211H202V209H201ZM207 211H208V210H207ZM228 211H230V212H228ZM242 211H244V212H242ZM78 212H79V211H78ZM78 212H77V213H78ZM115 212H116V210H115ZM162 212H163V211H162ZM162 212H160L159 215L161 214V216H162V215H163ZM186 212H187V211H186ZM190 212H189V210H188V212H187L188 216H189V213H190ZM193 212H194V211H193ZM193 212H191V213H193ZM226 212L229 213V214L227 215ZM241 212H242V213H241ZM245 212H246V213H245ZM7 213H8V212H7ZM14 213H13V214H14ZM53 213H51V215H52ZM122 213H123V212H122ZM150 213H151V214H150ZM191 213H190V214H191ZM199 213H200V211H199ZM243 213H244V215H243ZM250 213H251V211H250ZM250 213H249V216H250ZM262 213H263V214H262ZM9 214H10V213H9ZM13 214H11V215H13ZM73 214H76V213L74 212ZM98 214H97V216H98ZM114 214H115V213H114ZM120 214H121V213H120ZM133 214H134V213H133ZM136 214H137V213H136ZM149 214H150V215H149ZM182 214H183V213H182ZM238 214L241 215V216L243 215V219H244V216H245V218H246V219L248 218V220H249L250 222H249L248 220L245 219V220H244V224H245V225H244V224H241L239 221L242 220V219H240L241 216H239ZM261 214H262V215H261ZM31 215H32V213H31ZM42 215H43V216H42ZM78 215H79V214H78ZM112 215H113V213H112ZM116 215H117V214H116ZM138 215H139V214H138ZM148 215H149V216H148ZM159 215L157 214V216H159ZM179 215H181V214H179ZM179 215H178V217H179ZM193 215H194V214H193ZM198 215H199V214H198ZM198 215H197V216H198ZM202 215H203V214H202ZM204 215H205V214H204ZM237 215H238L240 218H239ZM4 216H5V215H4ZM7 216H8V215H7ZM15 216L18 217V216H21V215H20V214H18V215L16 214ZM36 216L38 217V219L40 218L41 220H40V219H39V220L42 221V222L44 221L43 219H45V222H46V223L48 222L50 225L48 226V223L46 224L45 222H43V224L41 223V225H40V227H39V229H38V227H36V226H37L38 224H40V222H38L39 220L36 219V218H37ZM54 216H55V217H54ZM87 216H88V217H87ZM95 216H96V215H95ZM99 216H98V218H99ZM103 216H104V215H103ZM106 216H105V217H106ZM119 216H120V215H119ZM151 216H152V217H151ZM184 216H186V214H185ZM184 216H183V217H182V216L179 217V219L182 218L181 220H178L177 217L175 218V219H177V225L175 224L174 221H173L172 223L170 222L169 225H171L172 227L175 226V227L177 228V227L180 225V224L178 225V223H180V221H182V222L185 221V222H186V221L188 220V219H187V220H184V219H185ZM191 216H192V215H190V217H191ZM197 216H196V217H197ZM200 216H201V215H200ZM209 216H210V215H209ZM236 216H237V217H236ZM10 217L12 218L13 216H10ZM93 217H94V216H93ZM93 217L90 218V219H93ZM115 217H116V216H115ZM132 217H133V216H132ZM134 217H135V216H134ZM159 217H160V216H159ZM162 217L164 218V216H162ZM201 217H202V216H201ZM3 218H4V217H3ZM7 218H8V217H7ZM14 218H16V217H14ZM49 218H50V220H51V218H52V220H51L50 222L53 221L54 223L52 222V224H51V223L49 222ZM61 218H62V217H61ZM61 218H60V219H61ZM72 218H73V217H72ZM72 218H71V219H72ZM86 218H87V220H86ZM98 218L96 217V220H97ZM106 218H107V217H106ZM136 218H137V216H136ZM154 218H155V216H154ZM163 218H161V219H163ZM191 218H192V217H191ZM191 218H190V220H193V219H191ZM193 218H195V217H193ZM236 218H237V219H236ZM238 218H239L240 220H239ZM0 219H1V218H0ZM12 219H13V218H12ZM24 219H25V218H24ZM24 219H23V220H24ZM150 219L148 218V219H146V220H150ZM169 219H170V221H169ZM171 219H172V220H171ZM199 219H200V217H199ZM10 220H11V219H10ZM13 220H15V219H13ZM18 220H19V219L16 218L15 221H18ZM20 220H22V219H20ZM34 220L32 219V221H34ZM36 220H37V222H36ZM99 220H100L99 223H101V220H104V219H102V217H101V219H99ZM106 220H107V219H106ZM106 220H105V221H106ZM134 220H135V219H134ZM137 220H138V219H137ZM146 220H145V221H146ZM190 220H189V221H190ZM194 220H195V219H194ZM202 220H203V218H202ZM204 220H205V219H204ZM60 221H61V220H60ZM63 221H64V220H63ZM135 221H136V220H135ZM150 221H151V220H150ZM175 221H176V220H175ZM178 221H179V222H178ZM207 221H208V220H207ZM242 221H243V220H242ZM246 221H248L250 225H246V224H247ZM13 222H14V221H13ZM72 222H74V221H72ZM89 222H90V221H88V223H89ZM91 222H92V224H93V223L96 222V221L93 222V220H91ZM91 222H90V224H91ZM129 222H131V221H129ZM129 222H128V224H130ZM182 222H181V223H182ZM187 222H188V221H187ZM204 222H206V221H204ZM222 222H223V223L226 222L225 224L228 225V226L225 225V226H226L225 228H227V227H228V228L231 227V228H229V230H230V229H231V230H230L228 233H225V234H224L225 229H224V231L222 232V230H221V228H220V224H222ZM14 223H16V222H14ZM17 223L19 224V222H17ZM21 223H22V222H21ZM29 223H31V222L28 221V224H29ZM35 223H37V224L35 225ZM56 223H55V224H56ZM69 223H70V221H69ZM84 223L82 222V224H81V222H80L79 225H77V226L79 227V226L82 225V226H81V230H80V229L78 230V227H76V228H77L76 231L78 230V231H82V232H84V231H85L84 229H86V227H85L84 229H82L83 226H84ZM99 223H97V224H99ZM102 223H103V221H102ZM102 223H101V224H102ZM123 223H124V222H123ZM133 223H134V222H133ZM148 223H149V222H148ZM152 223H153V222H152ZM152 223H149V224H150V225H148V226H149V229H151L150 226H152V227L155 226V224H154V223L152 224ZM159 223H160V224H159ZM183 223H184V222H183ZM189 223H190V222H189ZM189 223H187V224H189ZM191 223H192V222H191ZM193 223H194V222H193ZM7 224H8V223H7ZM45 224H46V226H45ZM55 224H54V225H55ZM80 224H81V225H80ZM92 224H91V226L94 225V224H93V225H92ZM105 224H106V223H105ZM128 224H126V225H128ZM151 224H152V225H151ZM172 224H173L174 226H173ZM187 224H186V225H187ZM206 224H207V222H206ZM5 225H6V224H5ZM9 225H10V223H9ZM12 225H13V224H12ZM14 225H15V224H14ZM14 225H13V226H14ZM42 225H44V226H42ZM69 225L71 226V223L68 224V226H69ZM86 225H87V227L89 226L88 224H86ZM99 225H100V224H99ZM126 225H125V226H126ZM194 225H195V224H194ZM10 226H11V225H10ZM16 226H19V227H20V224H19V225H16ZM16 226H15V228H16ZM75 226H73V223H72V227H71V229H72L73 227H75ZM94 226L96 227V226H98V225L95 224ZM94 226H93L92 228H94ZM101 226H102V225H101ZM41 227H44V228H45V227H46V228L48 227V229H47L48 231H46V233H44L45 236H44V234H43V232H45V230H44V228L42 229ZM129 227H131V225L128 226L127 229H128ZM132 227H131V228H132ZM164 227H166V229H168V228H167L168 226L164 225ZM175 227L173 228V230L176 229ZM185 227H186V226H185ZM192 227H193V226H192ZM203 227H204V226H203ZM3 228H4V227H3ZM5 228H6V226H5ZM15 228H13V229H15ZM46 228H45V229H46ZM68 228L70 229V227H68ZM79 228H80V227H79ZM89 228H90V227H89ZM89 228H88V229H89ZM92 228H90V229H92ZM131 228H130L131 234L129 233V234L131 235L130 237H133V238L135 239L136 236L134 237V234H133L135 231H134V229H132V230L134 231V232H132ZM147 228H148V227H147ZM179 228H180V229H184V225H183V227H182V225H180ZM179 228L176 229V231H178ZM189 228H191V225H190ZM189 228H188V229H189ZM201 228H202V227H201ZM209 228H210V229H209ZM10 229H11V227H10ZM36 229H38V234H36V232H35ZM41 229H42V231H43V230H44V231L42 232ZM58 229H59V228H58ZM74 229H75V228H74ZM124 229H125V227H124ZM127 229H126V231H128ZM139 229H140V228H139ZM15 230H16V229H15ZM18 230H19L20 232H18ZM39 230H40V231H39ZM95 230H97V229H95ZM120 230H122V229H120ZM168 230H169V229H168ZM173 230L171 229V231H173ZM6 231H7V229H6ZM9 231H10V230H9ZM11 231H13V230H11ZM73 231H74V230H73ZM78 231H77V232H78ZM86 231H87V229H86ZM99 231H100V230H99ZM126 231H125V232H126ZM147 231H148V230H147ZM171 231H169V232H171ZM179 231L181 232L182 230H179ZM227 231H228V230H227ZM4 232H5V230H4ZM7 232H8V231H7ZM7 232H6V233H7ZM13 232H14V231H13ZM15 232H14V233H15ZM40 232H41V233H40ZM97 232H98V231H97ZM100 232H101V231H100ZM119 232H120V231H119ZM125 232H124V235H123L124 237H125V235H127V234H126L127 232H126V233H125ZM140 232H141V233H140ZM165 232H166V231H165ZM201 232H202V231H201ZM201 232H200V233H201ZM2 233H3V232H2ZM9 233H10V232H9ZM20 233H23V234H21V236H20ZM78 233H79V232H78ZM78 233H77V235H78ZM85 233H86V232H85ZM101 233H103V232H101ZM101 233H100V234L98 233V234H99V235H102ZM135 233H136V232H135ZM142 233H143V235H142ZM144 233H145V234H144ZM163 233H164V234H163ZM177 233H179V232H177ZM33 234H34V235H33ZM39 234H40V235L43 234V235H42L43 237L40 236ZM98 234H97V235H98ZM120 234H121V233H120ZM132 234H133V236H132ZM136 234H138V233H136ZM136 234H135V235H136ZM12 235H13V233H12ZM12 235H11V242H12V237L15 238V237L17 236L16 234H15L16 236H15V235L12 236ZM72 235H73V234H72ZM95 235H96V234H95ZM156 235H157V238H158V236L161 237L162 235H164L163 237H161L162 240H163V238H164L163 241H164L165 243H164L163 241H161V243H164V245L155 246L157 243L160 244L159 239L155 238L156 240H155V239H154V241L152 240V239L154 238V236H156ZM7 236H8V235H6V240H8V239H7ZM9 236H10V235H9ZM48 236H49V235H48ZM48 236H46V237H48ZM59 236H60V235H59ZM59 236H58V237H59ZM87 236H88V235H87ZM128 236H129V235H128ZM128 236H127V237H128ZM170 236H169V238H168V237H167V238H168V239H173V237L170 238ZM40 237H41V238H40ZM119 237H121V235H120ZM124 237H123L122 239H124ZM0 238H2V236H0ZM3 238H5V236H4ZM9 238H10V237H9ZM16 238H17V237H16ZM20 238H19V239H20ZM26 238H27V239H26ZM84 238H85V237H84ZM96 238L98 239L99 237L97 236ZM128 238H129V237H128ZM128 238H127V239H128ZM133 238H132V239H133ZM161 238H160V239H161ZM28 239L30 240V242H29ZM33 239H34V238H33ZM42 239H43V241H42ZM93 239H94V236H93ZM118 239H119V238H118ZM125 239H126V237H125ZM134 239H133V241H134ZM6 240H5V241H6ZM26 240H28V241H26ZM82 240H83V239H82ZM87 240H88V239H87ZM98 240H99V239H98ZM151 240L154 242V244H153V242H152V245L149 246L148 243H149V241H151ZM173 240H174V239H173ZM16 241H17V243H18V239H16ZM61 241H62V240H61ZM65 241H67V240H65ZM65 241H64V242H65ZM79 241H80V240H79ZM83 241H84V240H83ZM90 241H91V239H90ZM117 241H118V240H117ZM135 241H137V240H135ZM135 241H134V242H135ZM178 241L180 242V240H178ZM0 242H1V239H0ZM9 242H10V240H9ZM11 242H10V243H11ZM13 242H14V240H13ZM67 242H68V241H67ZM95 242H96V241H95ZM118 242H121V241H118ZM128 242L130 243V242H132V240L130 239V241H128ZM128 242L126 243L127 245L129 244ZM10 243H9V244H10ZM14 243H16V242H14ZM14 243H13V246H14V245H15V246H14V247L12 246L13 248H9V247H8L10 250H11V249H16V250H17V249H18L17 246H19V248H20L21 243H20V244H19V243H18V244H14ZM87 243H88V242H87ZM123 243H124V242H123ZM155 243H156V244H155ZM171 243H172V242H171ZM22 244H23V243H22ZM31 244H33V241H32ZM36 244H37V243H36ZM48 244H49V243H48ZM118 244L120 245V243H118ZM132 244H133V242H132ZM132 244L130 243L129 246H131ZM149 244H151V242H150ZM173 244H174V243H173ZM198 244H199V243H198ZM210 244H212V243H210ZM1 245H2V244H1ZM10 245H12V244H10ZM16 245H17V246H16ZM27 245H26V246H27ZM34 245H35V243H34ZM34 245H32V247H34L33 249H32V247H31L30 249H28L31 245H29V247L27 248V250H26V252H25L26 255L24 254V257L26 258V260H28V259L30 258V256L33 254V253H31L32 250H35V251H36L35 247H39V249H38V248H37V249H38V251L40 250V247H41L40 245H39V246H37V245L34 246ZM114 245H115V244H114ZM116 245H117V244H116ZM121 245H122V242H121ZM127 245L124 244L125 247H127ZM153 245H154V246H153ZM192 245H193V246H192ZM88 246H89V245H88ZM129 246H128V247H129ZM133 246H134V245H133ZM152 246H153V247H152ZM205 246H206V245H205ZM205 246H204V247H205ZM1 247H2V246H1ZM15 247H17V248H15ZM42 247H44V246H42ZM75 247H76V246H75ZM77 247H78V246H77ZM114 247H115V246H114ZM114 247H113V248H114ZM117 247H120V246H117ZM117 247L115 248L116 250H115V249H111V251H116L115 256L117 255V253H119V252H118L119 250L117 251V249H120V248H117ZM128 247H127V249H128ZM131 247H132V246H131ZM8 248H7V250H6V249H4V250H6V251L8 252V250H9ZM23 248H24V247H23ZM78 248H79V247H78ZM78 248H77V250H78ZM207 248H208V245H207ZM212 248H213V249H212ZM25 249H26V248H25ZM75 249H76V248H75ZM84 249H85V248H84ZM95 249H96V248H95ZM130 249H131V248H130ZM194 249H195V248H194ZM4 250H3V251H4ZM41 250H42V249H41ZM44 250H45V248H44ZM64 250H65V249H64ZM71 250H74V249H71ZM120 250L122 251L123 249L121 248ZM138 250H139V249H138ZM138 250H136V251H138ZM140 250H139V251H140ZM6 251H5V252H6ZM28 251H30L31 255H30V253H29V255H28V253H27ZM181 251H184V253H183L184 255L180 253ZM0 252H2V251H0ZM5 252H3V253H5ZM12 252H13V250H12ZM12 252H11V253H12ZM16 252H18V251H16ZM32 252H33V251H32ZM81 252H82V251H81ZM109 252H110V251H109ZM174 252H176V254H174ZM19 253H20V252H19ZM23 253H24V252H23ZM36 253H37V252H36ZM60 253H64V252H61V251H60ZM60 253L58 252V253H56V255H53V256H54L55 258H56V256H57V258H59V257H58V254H60ZM73 253H74V252H73ZM76 253H77V252H76ZM123 253H124V250H123L122 252H120V254H118V256H119V255L121 256V257H119V258H121L122 260H123V258H122V257H123L122 254H123ZM14 254H15V253H14ZM40 254H41V253H40ZM104 254H105L106 257H107V254H106V253H104ZM108 254H109V253H108ZM113 254H114V253H111L112 256L110 255L109 257H113V258H114V255H113ZM136 254H135V256H136ZM142 254H143V255H142ZM177 254H178V256H180V255H181V256L183 255V256L179 258V257H177ZM179 254H180V255H179ZM5 255H7V254L5 253ZM9 255H10V254H9ZM17 255H19V254H17ZM61 255L63 256V254H61ZM77 255H78V253H77ZM125 255H127V252H126ZM128 255H129V254H128ZM175 255H176V256H175ZM20 256H21V255H20ZM26 256H27L28 258H27ZM129 256H130V255H129ZM129 256H124V257H125V259H127L126 257H129ZM131 256H132V254H131ZM131 256H130V257H131ZM137 256H136V258H139V257H137ZM6 257H8V256H6ZM22 257H23V256H22ZM24 257H23V258H24ZM32 257H33V256H32ZM34 257H35V253H34ZM54 257H53V258H54ZM101 257H102V256H101ZM23 258H22V260L25 259V258H24V259H23ZM55 258H54V259H55ZM92 258H93V257H92ZM113 258H112V260H111L112 263H110V261H109L110 264H115V263H117V264H120V263L123 264L122 262L126 261V260L124 259V261L121 262V261H119V260H121V259H118V262H117L116 257H115L114 259H113ZM117 258H118V257H117ZM134 258H135V257H134ZM159 258H160V257H159ZM177 258H178V261H177ZM9 259H10V258H9ZM54 259H52V260H54ZM104 259H105V258H104ZM129 259H130V258H129ZM140 259H138V260H140ZM11 260H12V259H11ZM11 260H10V261H11ZM20 260H21V258H20ZM20 260L17 259L18 262H19ZM22 260H21L20 263H22ZM47 260H48V259H47ZM57 260H58V259H57ZM57 260H55V261H57ZM61 260H62V259H61ZM70 260H71V259H70ZM108 260H109V259H107V262H108ZM141 260H140V261H141ZM8 261H9V260H8ZM12 261H14V260H12ZM12 261H11V262H12ZM17 261H16V264H20V263H17ZM29 261H30V259H29ZM101 261H102V260H101ZM127 261H128V259H127ZM131 261H132V260H129L128 262H130V263H128V262L126 263V262H125V264H131L132 262L134 263L135 259H134L132 262H131ZM47 262H48V263H51V261L49 262V260H48ZM59 262H60V261H59ZM105 262H106V261H105ZM107 262H106V263H107ZM137 262H138V261H137ZM161 262H160V264H162ZM2 263H3V262L1 261V264H2ZM8 263H9V262H8ZM27 263H28V262H27ZM55 263H56V262H55ZM70 263H71V261H70ZM103 263H104V261H103ZM106 263H104V264H106ZM133 263H132V264H133ZM9 264H11V263H9ZM24 264H25V260H24ZM39 264H40V263H39ZM51 264H52V263H51ZM53 264H54V263H53Z\"/></svg>","mask_w":264,"mask_h":264}]
</instances>
